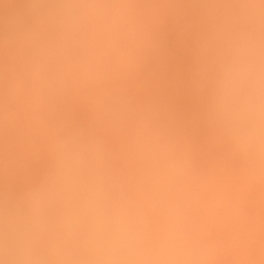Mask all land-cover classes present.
Returning a JSON list of instances; mask_svg holds the SVG:
<instances>
[{
  "label": "rangeland",
  "instance_id": "rangeland-1",
  "mask_svg": "<svg viewBox=\"0 0 264 264\" xmlns=\"http://www.w3.org/2000/svg\"><path fill=\"white\" fill-rule=\"evenodd\" d=\"M14 1H16V0H14ZM18 1V0H17ZM17 1H16V3H17ZM22 1V0H21ZM25 1V2H24ZM24 1H22L23 3H21V2H18L17 4H18V6H17V4H15L14 6H17V9H19L18 11H16V10H14V11H16V14H17V12H18V17L20 18H16L17 17V15L15 14V12L14 11H12V9H9L10 11H12V12H10L9 10H8V12L7 13H12V14H9V18L7 17L8 15H7V13H5L4 14V16L5 17H7V18H5L4 19V17H3V13L5 12L3 9H1L0 8V17L2 16L3 17V20H2V17L0 18V20L3 22L4 20H11L12 18V21L14 20V22H15V20H16V22H17V20L18 21H21V20H26V19H28L29 17L28 16H26L27 14L26 13H29V16H31V14H32V12H33V9L32 8H34V6H35V8L36 9H38L39 10V13H40V11H41V15H43V18L45 17V16H47L46 17V20H48L49 18L51 19V21H48V22H51V23H49V25H48V27L47 28H49V26L51 25L52 26V24H54L53 22H55V26L57 27L58 25L56 24V22L59 24V26L57 27L58 28V31H57V29H55V30H53V28H56V27H54V25L52 26V27H50V29L49 30H53V31H55V33H53V31H50V37H51V39H53L52 41H51V39H49V36H45V35H48L49 34V32L47 31V29H46V31L45 32H43L45 29H43V33H40L39 35H40V37H35L34 39L36 40V38L37 39H39V41L38 40H34L33 39V42L34 43H37V45H39V44H42V42H43V45L45 46V48L46 49H42L41 48V50H43V52H42V54H41V52H38L39 54L37 55V54H34V56L32 55L31 56V59H33L34 60V58L33 57H35L36 59L38 58V59H42V61L41 60H38L37 59V61H36V59H35V61L37 62V64L38 63H42L41 64V66H40V64L38 65V67L37 66H35L34 68V70H37L38 68L39 69H41V71L40 70H37V72L35 71V72H32V73H34L33 75L31 74V71H33L32 70V68L30 67L31 65H32V63H30V61L29 62H27L26 63V61L22 58V60L23 61H25V63L23 64V66H24V72H22L23 73V75H22V73L20 72V74H18V76H17V73L18 72H14V69L18 66V64L17 63H19L20 61H18V59H16L15 60V62L16 63H12V62H10L11 63V65L10 64H7V61H8V57H7V54L9 53V51L8 50H4L5 48H3V44L1 45V47H2V49L0 48V50H1V52H0V59L2 60L0 63H1V65H0V90H1V92H3V93H1L0 92V98H1V96L4 98H6V96H7V98H6V100H3V98H1L0 99V101H6V102H8L6 105H7V107L9 106H11L9 109L10 110H13V111H15L16 109V111L17 112H15V113H18V109H19V106H22V107H20V110H23L24 112H21L20 111V113H19V115L20 114H22L23 113V115H25L26 114V116L29 118V116H30V118L29 119H31V122H30V120L29 119H27V117L26 116H24L26 119H22V118H24L23 117V115L21 116L22 118V120L24 121L25 120V123L21 120L20 122L18 121V118H20L17 114H15V115H13L12 113H10L11 114V117L10 116H8V112H6L7 113V115H3L4 113H3V109H0V112H1V110H2V112L0 113V115H3V116H1L0 117V142L2 141L3 143H0V183L2 184H0V187H3L4 186V189L5 190H3V188L1 189L0 188V238L1 239H3L4 238V236H7L8 235V237H10V234H11V237H17V236H25V237H28V238H31V237H34V236H36L37 234H38V232H39V230H37V229H47V230H50L52 227V225L54 226V224H55V222L60 218L59 216H61L66 210H67V208L69 209V208H71V207H73V205H75L76 207L77 206H80L83 202L85 203V201H86V203H87V198H84V196H85V192H89V194H90V192H91V195H92V193L95 191V190H97L98 188H103L104 190H106V191H108V193H109V195L111 194V195H114V196H117L118 198H121V199H123V200H125V201H134L137 205H138V207H139V210L142 208L144 211H146L145 213L143 212L142 214H141V212L143 211L142 209V211L140 212V217H142L141 215H143L144 217H142V218H140V219H143V223H144V225L146 226V230H147V243H148V245H149V247H151L152 249H153V251L156 253V255L153 257V259L151 260V262H150V264H185V261H184V258H183V255H182V253L184 252V250L188 247V246H194L195 248H197L198 250H199V252L201 253V255H200V258H199V260L197 261V264H264V231H257L258 229H261V227H259V226H261V224H263L264 223V209L262 208V207H264L263 205H264V195L262 196L261 194H264V185H263V187H262V184H263V182L262 181H264L263 179H264V177L262 178L261 177V173L260 172H264V170H262L261 171V162H263L264 161V159L262 160V159H259V160H261V161H259L257 158V160H255L254 159V157H258L255 153H253V152H251V151H246L245 152V150H243L242 148H240V147H238L237 145H236V143L234 142V140L232 139V137L228 134V132L226 131V122L224 123V121L225 120H223L224 118H223V116H221V113L223 114V112H222V110L223 109H221V113H220V115H218L219 114V112H220V110H219V108L221 107H223V102H217L216 100L214 101V97H217V95H222V92H221V90L219 91V88L221 87V85H220V87L218 88V87H215V86H217V81H219L220 79H221V77L220 78H216V76L217 77H219V75H220V73H219V71H218V67H222V68H219V69H223V66L222 65H224V64H219L218 65V63L220 62V61H223V62H225L226 63V59H228L231 55H232V51H233V44L232 43H234V40L236 39V36L238 35V34H240L241 32H247V31H249L251 28H252V30L253 31H256L257 33H261V35H264V28H261V27H259L260 25H258V24H260L259 22V19H257V21H256V19L254 20V19H251L250 21H249V19H250V17H248L247 16V14H245V13H247V11H245L246 10V5H248V4H256V2L258 1V0H244V1H242V0H227L228 2H225V0H207V1H202V0H200V2H199V0H182V2H181V0H162V1H164L163 3H161L162 1L161 0H155V2H154V0L152 1V0H139V3L140 2H143L144 1V3H137L138 5H140V6H138L137 4H136V6H135V3L136 2H134V6L132 5V3H133V1H135V0H105V2L102 0H97V2L96 1H94V0H86V2H85V0H64V2H63V0H56V1H53V0H32L33 2H31V0L29 1V0H24ZM36 3H35V2ZM42 1V2H41ZM53 1V2H52ZM59 1H60V3H61V5L63 4V7L61 8V5H57V4H59ZM67 1V2H66ZM83 1V2H82ZM91 1V2H90ZM109 1V2H108ZM111 1H113V2H118V3H113V2H111ZM137 1V0H136ZM150 1H152V3L150 2ZM189 1H191L190 3H189ZM240 3H239V2ZM251 1V2H250ZM31 2V3H30ZM38 2V3H37ZM41 2V3H40ZM51 2V3H50ZM69 2L72 4V5H82L81 7H79V10H78V8L77 9H73L72 11H71V17L72 18H69L70 17V14H69V17H68V14L67 13H70L69 11H67L66 10V8H65V6L66 5H69ZM79 2V3H78ZM87 2H89V3H87ZM92 2H94V3H92ZM95 2L97 3V4H95ZM100 2H102V3H100ZM132 2V3H131ZM145 2H148L149 4L151 3V6H149V4L148 3H145ZM156 2H158V3H156ZM159 2L162 4V7H161V5L159 4ZM195 2H196V4H197V2H198V5H196L195 6ZM248 2V3H247ZM27 3H29V4H27ZM42 3H44V5L42 4ZM65 3V4H64ZM105 3V4H104ZM107 3V4H106ZM109 3H110V6H109ZM113 5H112V4ZM166 3V4H165ZM167 3H168V5H167ZM200 3H206L205 5H201ZM221 3H222V5H221ZM224 3H226L227 5L226 6H228V7H230V8H227L226 9V6H224ZM230 3H232L233 4V6L230 4ZM239 3V4H238ZM259 4H260V0H259V2H258ZM257 3V4H258ZM23 4V5H22ZM33 4H35L34 6H33ZM41 4H42V6L43 7H41ZM47 4H50V8H51V10L53 11V10H55V11H53V13H52V11L50 10V8H48L47 9ZM56 6H55V5ZM84 4V5H83ZM96 6H95V5ZM102 4H104V5H102ZM122 4V5H121ZM124 4V5H123ZM145 4V5H144ZM148 4V5H147ZM157 5V7L155 6V5ZM174 4V5H173ZM188 4V5H187ZM194 4V5H193ZM230 4V5H229ZM29 5V6H28ZM37 5H39V7L37 6ZM53 5V6H52ZM89 5H91V7L89 6ZM121 5V6H120ZM141 5H143V6H141ZM146 5L147 6H149V7H147L146 9L145 8H143V9H140V8H142V7H146ZM180 7H179V6ZM202 7H201V6ZM218 5V6H217ZM239 5V6H238ZM243 5V6H242ZM23 6V7H22ZM55 6V7H54ZM86 6V7H85ZM119 6V7H118ZM152 6H153V8L154 7H156L155 9H156V11L154 12L153 10L154 9H152ZM168 6V8H166ZM173 6H175V7H173ZM187 6H188V9L187 10H190L191 11V13H193V14H190V11H187L186 10V8H187ZM191 6V7H190ZM192 6H194V7H192ZM219 6H220V8L222 7V9L220 10V8H219ZM28 7V8H27ZM29 7L31 8V9H29ZM46 7V9L48 10L47 12H44V8ZM53 7V8H52ZM94 7V8H93ZM116 7V8H115ZM123 7V8H122ZM137 7V8H136ZM162 9H161V8ZM177 7V8H176ZM206 7V8H205ZM233 7V8H232ZM57 8V9H56ZM88 8H90V9H87ZM95 8H96V10L97 9H99V10H97V12H100V13H97L96 12V10H95ZM106 8V9H105ZM118 8V9H117ZM120 8V9H119ZM122 8V9H121ZM127 10H126V9ZM134 8V9H133ZM159 8V9H158ZM193 8H195V10H193ZM201 8V9H200ZM204 8V9H203ZM225 8V9H224ZM238 8V9H237ZM22 10V13L20 12L21 10ZM27 9H29L28 11H31L32 10V12H28L27 11ZM92 9H94L93 11H91ZM101 9V10H100ZM103 9H104V11H103ZM110 9H112L113 10V12L110 10ZM137 9V10H136ZM138 9H139V11H138ZM149 9H152V10H149ZM161 9V10H160ZM167 10V12H166V10ZM169 9V10H168ZM174 9V10H173ZM207 9V10H206ZM223 9H224V13L223 14H225V16H226V14H228V12H229V14L231 15H229L230 16V18H228V17H225L224 15L222 16V13L221 12H223ZM230 9V10H229ZM233 9H234V12H237V13H234V12H232L233 11ZM239 9H242V10H240L242 13H243V15L241 14V12L239 11ZM2 10V11H1ZM25 10V11H24ZM56 10H57V13H54V12H56ZM60 10V11H59ZM66 10V11H65ZM84 10V11H83ZM90 10V11H89ZM120 10H122V11H120ZM136 10V11H135ZM149 11V13L148 12H146V11ZM159 10V11H158ZM173 10V11H172ZM175 10H177V11H175ZM205 10V11H204ZM226 10V11H225ZM238 10V11H237ZM44 13H43V12ZM46 11V10H45ZM50 11V12H49ZM64 11V12H63ZM79 11V12H78ZM87 11V12H86ZM95 11V12H94ZM123 11H125V12H123ZM142 11H145V12H143L144 13V15L143 16H141V14H143L142 13ZM150 11H152V13L150 12ZM161 11V12H160ZM172 11V12H171ZM183 13H182V12ZM185 11V12H184ZM196 11V12H195ZM210 11V12H209ZM228 11V12H227ZM14 12V13H13ZM60 12V13H59ZM78 12V13H77ZM83 12V13H82ZM90 12V13H89ZM92 12V13H91ZM116 12V13H115ZM121 12V13H120ZM123 12V13H122ZM130 12V13H129ZM137 12V13H136ZM177 12V13H176ZM189 12V14H188V16L189 17H184V21H186L185 23H184V21L183 22H181L183 19H181V18H179V17H182L183 18V16H185V14L184 13H188ZM208 12V13H207ZM240 12V13H239ZM21 13V14H20ZM24 13H25V15H24ZM31 13V14H30ZM45 13H49V15L47 14H45ZM51 13V14H50ZM74 13H76V15H74ZM104 13V14H103ZM110 13H113V15H111ZM133 13V14H132ZM134 13H136L135 15H136V17H137V19H136V17H135V15H134ZM145 13H148V15H150L151 17H149L148 15H146V18H148V23L147 22H145V20H146V18L144 17L145 16ZM154 13H156V14H154ZM157 13H159V14H157ZM172 13V14H171ZM54 15V17H52L53 15ZM64 14V15H63ZM96 16V18L94 17V15ZM103 14V15H102ZM107 14V15H106ZM118 14V15H117ZM120 14H122L123 15V17L124 18H126V19H124V23L123 24H120V22H122V15H120ZM125 14V15H124ZM133 16H132V15ZM154 14V15H153ZM169 14V15H168ZM184 14V15H183ZM204 14V15H203ZM209 14V15H208ZM235 14H237L238 15V17L240 18H236V16H234ZM241 14V15H240ZM52 15V16H51ZM59 15V16H58ZM78 15V16H77ZM130 15H131V17H130ZM137 15H139V16H137ZM157 15H159V16H157ZM165 15H166V17H165ZM174 15H175V17H174ZM202 15V16H201ZM205 15H207L206 17H205ZM220 15H221V17L222 18H220ZM232 15H233V17H232ZM244 15H246L245 17H244ZM14 16H15V18H14ZM23 16V17H22ZM33 16V15H32ZM57 16V17H56ZM64 16H66L67 18H65ZM75 16V17H74ZM91 16V17H90ZM98 16H99V18H98ZM103 16V17H102ZM113 16V17H112ZM126 16V17H125ZM129 16V17H128ZM155 18H154V17ZM167 16H169V17H167ZM12 17V18H11ZM25 17V18H24ZM26 17H28V18H26ZM52 17V18H51ZM64 19L65 18V22L66 23H64L63 21L64 20H61L62 18ZM76 17H77V19H76ZM106 17V18H105ZM115 17V18H114ZM119 17V18H118ZM138 17H140V19H141V17L142 18H144L145 20H144V22H145V25L147 26V27H151V25H152V28H150V30H151V32H149V29L144 25V22H143V20L141 19V21H140V19L138 18ZM160 19V18H162L161 19V21L160 20H158V18ZM193 17V18H192ZM60 18V19H59ZM75 18V19H74ZM94 20H93V19ZM110 18V19H109ZM134 18L139 22V24H138V22L136 21H133L134 20ZM150 18H153V19H157L158 20V22H159V25L161 26V29H160V26L158 25V22L157 23H155V20H153V21H151V19ZM166 18V19H165ZM203 19V22H202V19ZM208 18H211V20L212 21H214V22H216L215 24H214V22L212 23H210V21L211 20H209ZM226 19L225 21H223L222 22V20L223 19ZM237 20H236V19ZM242 18H244V19H242ZM49 19V20H50ZM55 19V20H54ZM71 19V20H70ZM74 19V20H73ZM81 19V20H80ZM92 19V20H91ZM106 19H108V20H106ZM116 21H115V20ZM122 19V20H121ZM129 19V20H128ZM132 19V20H131ZM139 19V20H138ZM174 19V20H173ZM181 19V20H180ZM186 19V20H185ZM194 19H196V20H198V22L196 21V20H194ZM200 19V20H199ZM222 19V20H221ZM235 19V20H234ZM242 19V20H241ZM7 20L5 21V22H7ZM66 20H68V21H66ZM97 20V21H96ZM106 22H105V21ZM118 20V21H117ZM130 21V22H132V23H128V22H126V21ZM162 20L164 21V23H162ZM166 20H167V22H166ZM194 20V21H193ZM206 20H209V23L208 22H206ZM235 22H234V21ZM69 21H72L71 23L69 22ZM96 21V22H95ZM149 21H151V23L149 22ZM170 21H172V23L170 22ZM175 21H176V23H175ZM192 21V22H191ZM196 21V22H195ZM240 21V22H239ZM243 21V22H242ZM255 23H253V22ZM2 22H0V25L1 26H3L5 23H3L2 24ZM13 22V23H14ZM63 22V23H62ZM68 22V23H67ZM103 22H105V23H107V24H104ZM115 22V23H114ZM119 22V23H118ZM143 23V24H140V23ZM153 22L155 23L154 25H155V27L158 29V31H157V29L156 30H154L155 29V27H154V25H153ZM191 22V23H190ZM195 22V23H194ZM205 22H206V25H205ZM225 22V23H224ZM228 22V23H227ZM237 22H239L240 24H238ZM249 23V24H245V23ZM19 23V22H18ZM61 23H62V25H61ZM80 23V24H79ZM92 23V24H91ZM99 23H101V24H99ZM181 23V24H180ZM186 25H184V24ZM188 23V24H187ZM227 23V26L226 25H224V24H226ZM77 24V26L78 27H76V26H73V25H76ZM98 24V25H97ZM104 24V25H103ZM119 26H121V27H119L118 28V25ZM124 24H129V25H126V27H125V25ZM171 24V25H170ZM178 24H180V25H178ZM183 24V25H182ZM197 24V25H196ZM199 24H202V25H199ZM210 26H212L213 24L216 26V27H214V26H212V27H210ZM212 24V25H211ZM216 24H218V25H216ZM228 24H230V26L228 25ZM235 26H234V25ZM244 24H245V26H244ZM253 24H254V26H253ZM7 25V24H6ZM65 25V26H64ZM81 25V26H80ZM97 25V26H96ZM100 25V26H99ZM124 25V26H123ZM165 25V26H164ZM170 25V26H169ZM172 25H174V26H172ZM188 25H190L191 26V28L188 26ZM221 27H220V26ZM248 27H247V26ZM1 26H0V30L2 29L3 31L5 30V27H2L1 28ZM68 26V27H67ZM80 26V27H79ZM87 26H89V29H88V27ZM107 28H106V27ZM112 26H114V27H112ZM130 26V27H129ZM137 26H139V27H137ZM145 26V27H144ZM159 26V27H158ZM182 26V27H181ZM201 28H200V27ZM203 26V27H202ZM205 26V27H204ZM207 26V27H206ZM220 28H219V27ZM241 26H244V29H243V27H241ZM256 26V27H255ZM64 27V28H63ZM75 27V28H74ZM82 27V28H81ZM93 27V28H92ZM97 27V28H96ZM110 27V28H109ZM123 27V28H122ZM127 27H129L128 28V34H127V32H126V30H127ZM133 27V28H132ZM137 27V28H136ZM177 27H179L180 29H181V31L179 30V28H178V31H176V29L175 28H177ZM186 28V34H184L185 33V31H184V29ZM194 27V28H193ZM199 27V28H198ZM208 27H210V29L208 28ZM251 27V28H250ZM4 28V29H3ZM72 28H74V29H72ZM76 28H78V29H76ZM79 28L80 29H82V30H79ZM91 28V29H90ZM99 28V29H98ZM102 28H104V29H102ZM109 28V29H108ZM139 28H140V31L141 30H143L144 28H146L145 30L147 31H145V30H143L142 32H144V33H141L140 31H138L139 30ZM143 28V29H142ZM163 28V29H162ZM165 28V29H164ZM170 28V29H169ZM174 28V29H173ZM183 28V29H182ZM190 28V29H189ZM199 29V31H198V29ZM206 28V31L204 30ZM212 28H214V29H212ZM217 28V29H216ZM219 28V29H218ZM221 28H223V30L224 31H226L225 33L227 34H225V33H223V31H222V33L220 32L222 29ZM234 28V29H233ZM241 28V29H240ZM250 28V29H249ZM260 28V29H259ZM60 29H61V31H60ZM67 29V30H66ZM93 29H95V30H93ZM106 29V30H105ZM117 29V30H116ZM119 29H122L123 31H120ZM124 29H126V30H124ZM134 29H138L137 30V34H135L136 32V30L134 31ZM202 31H201V30ZM213 31H212V30ZM232 29H233V31H232ZM235 29H237V30H235ZM259 29V30H258ZM262 29V30H261ZM0 31L1 32V36L3 35V31ZM63 30H65V33H63L62 31ZM78 31V32H74L75 33V36H74V33L73 32H71L70 33V31ZM87 30H90V31H87ZM105 30V31H104ZM112 32H110V31ZM162 30H164V31H162ZM187 30H189V31H187ZM192 30H194V31H192ZM196 30L198 31V34H197V32H196ZM215 30H219L218 31V33L215 31ZM246 30V31H245ZM69 33H68V32ZM94 31V32H93ZM96 31L98 32V34L96 33ZM117 31V32H116ZM120 32V34L118 35L117 33H119ZM126 33H125V32ZM156 31V32H155ZM167 31V32H166ZM193 33H192V32ZM238 31V32H237ZM46 32L48 33V34H46ZM58 32V33H57ZM60 32H61V34L62 35H60ZM79 32H80V34H79ZM105 32V33H104ZM121 32H124L123 34L121 33ZM135 32V33H134ZM139 32V33H138ZM148 32H149V34H148ZM152 32H154L153 34H152ZM159 32V33H158ZM164 32V33H163ZM175 32H176V34H175ZM190 32V33H189ZM210 32H216V34L217 35H219L220 37H221V39H220V37L218 36H216V35H212V33H210ZM228 32V33H227ZM240 32V33H239ZM53 34V37L51 36L52 34ZM84 33V34H83ZM94 34V33H96V34H94V36L92 35V34ZM111 33V34H110ZM150 33H151V35H150ZM179 33V34H178ZM201 33L204 35H201ZM208 33V34H207ZM209 33H210V35H209ZM213 33V34H214ZM263 33V34H262ZM4 34H5V32H4ZM41 34H44V36L43 35H41ZM63 34H65V35H67V36H65L64 37V35ZM69 34H70V36H69ZM79 34V35H78ZM102 34H103V36H102ZM126 34H127V36H126ZM139 34V35H138ZM143 35V37H142V35ZM145 34V35H144ZM154 34H155V36H154ZM157 34V35H156ZM161 34H163V35H161ZM171 34L173 35V36H171ZM190 34V35H189ZM54 35H56V37L54 36ZM110 35H111V37H112V35H113V38H110ZM121 35H124L123 37H121ZM137 37H136V36ZM149 36V37H146V36ZM166 35V36H165ZM185 36V37H182V39H181V36ZM203 38V37H205V38H203V39H201V37ZM224 37H226V38H224ZM232 35H234V36H232ZM1 36H0V41H2V39L3 38H1ZM41 36H43V37H41ZM61 36H63V37H61ZM80 36V37H79ZM90 36V37H89ZM93 36V37H92ZM131 36V37H130ZM134 36H135V38L136 39H141V38H143V39H141L142 41H141V43L139 42V44H138V40H136L137 41V43H135L133 40L135 39L134 38ZM139 36V37H138ZM140 36H141V38H140ZM162 37V38H159V37ZM180 36V39L178 38ZM195 36V37H194ZM197 36V37H196ZM213 36V37H212ZM215 36V37H214ZM228 36V37H227ZM230 36V37H229ZM45 37H47V42L45 41ZM76 37H78V38H76ZM99 37H101V39L99 38ZM105 37H107L106 39H104ZM151 37V38H150ZM173 37L175 38H177L178 39V41L176 40V38H175V41H176V44H175V48L177 47H180L181 49H180V51H182L183 49H185V48H182V46L184 47V45L186 44V42L187 41H189V42H187V43H193L194 44V46H195V44H196V46H199V47H195V49L196 48H198V49H196L195 51H196V57H195V55H193L192 57L194 58H190V59H192V64L193 65H190V67L192 66V67H194L193 69H192V67L189 69V65H187V67H184L185 68V70H184V68L182 67V66H184V65H182V62L184 63V61L182 60L183 59V57L182 56H184L185 55V53H184V55H182V52L179 54L178 53V50H175V52L176 53H178V54H176L175 53V56L176 55H178L177 56V59L178 58H180L181 59V57H182V62L181 61H179L180 63H181V70L183 69V72L179 69H177V71H181L180 72V74L176 71V73H174V75H170V74H172L171 73V70L169 69V71H167L165 68L163 69V67H160V66H166L165 65V63H160V61H158V58L159 57H154V55L156 54V52L158 53L159 52V50L158 49H160L159 47H162L163 48V46H164V49L166 48L165 47V45L166 46H169V43L168 42H171L172 44H174L172 41H174V39H173ZM216 37H217V39H216ZM16 39H17V37H15ZM42 40H41V39ZM69 40H68V39ZM83 38H84V40H83ZM93 38V39H92ZM103 38V39H102ZM108 38H110V39H108ZM119 38H121V41L119 40ZM127 38V39H126ZM171 38V39H170ZM189 38V39H188ZM193 38H195V39H193ZM218 38L220 39V42H219V40H218ZM230 38V39H229ZM63 39V40H62ZM75 41H74V40ZM78 39V40H77ZM86 39H87V41H86ZM88 39H90L91 41H89ZM95 39H97V42L95 41ZM112 39V40H111ZM149 39V40H148ZM173 39V40H172ZM191 39V40H190ZM197 39H198V41H197ZM208 39V40H207ZM232 39H234V40H232ZM18 40V39H17ZM82 40V41H81ZM94 40V41H93ZM102 41V42H100V41ZM104 40V41H103ZM114 40V41H113ZM118 40V41H117ZM147 40V41H146ZM179 40H181L180 42H179ZM193 40V41H192ZM199 43L200 42V45L199 44H197L196 43V41ZM209 40H210V42H209ZM214 40H216V41H214ZM222 40V41H221ZM230 40H232V41H230ZM15 41L16 40H14V38H12V40L10 41L9 40V42H11V44H12V42H14V44H15ZM38 41V42H37ZM41 41V42H40ZM56 41H58V43L56 42ZM65 41V42H64ZM68 41V42H67ZM73 41V42H72ZM85 41V42H84ZM95 43H93V42ZM110 41V42H109ZM122 41H123V43H122ZM124 41H125V45H124ZM132 41H133V43L134 44H130V43H132ZM190 41H192V42H190ZM203 41V42H202ZM214 41V42H213ZM40 42V43H39ZM50 42H52L51 43V45H50ZM71 44H70V43ZM81 42V43H80ZM90 42V43H89ZM105 42V43H104ZM129 42V43H128ZM148 42V43H147ZM159 42H164V44H162V43H160L159 45H158V43ZM184 42V43H183ZM209 42V43H208ZM225 42V43H224ZM226 42H227V44L230 46H227V45H225L226 44ZM6 43H7V41H6ZM17 43H18V45H19V43H20V45H21V42H19V41H17ZM39 43V44H38ZM44 43H46L47 44V47H46V44H44ZM49 43V44H48ZM57 43V44H56ZM60 43V44H59ZM65 43V44H64ZM75 43H76V45H77V47H76V45H75ZM87 45H86V44ZM94 44L95 45V49L94 48H91L92 46L94 47V45H89V44ZM96 43H98L97 45H96ZM101 43H103L102 45H101ZM107 43H108V45H107ZM122 43V44H121ZM204 43H206V44H204ZM5 44V43H4ZM55 44V46H53ZM74 44V45H73ZM82 44V45H81ZM113 44V45H112ZM137 44H138V48L136 47L137 46ZM144 44H146V45H144ZM182 44V45H181ZM203 44V45H202ZM8 46H11L10 45V43H8L7 44ZM17 45V46H18ZM20 45H19V47H20ZM65 45H66V47H65ZM68 45V46H67ZM70 45V46H69ZM90 47H89V46ZM101 45V46H100ZM120 45V46H119ZM126 45H128V46H126ZM129 45H131V46H129ZM139 45H141L140 47H139ZM150 45V46H149ZM153 45V46H152ZM178 45H180V46H178ZM205 45V46H204ZM211 45V46H210ZM216 45H219V46H217L216 47ZM221 45V46H220ZM15 46H16V44H15ZM42 46V45H41ZM44 46H42V47H44ZM48 46H53V47H55V48H53V50H51L52 48L51 47H48ZM102 46H104V48L102 47ZM113 47V49L112 48H110V47ZM117 46H119L118 48H120V49H118L117 48ZM121 46H122V48H121ZM127 48H125V47ZM145 46H146V48H145ZM152 46V47H151ZM158 47V49H157V47ZM173 45H171L170 47H172ZM5 47V46H4ZM35 47V46H34ZM37 47V46H36ZM39 47H40V45H39ZM39 47H37V48H39ZM64 47H65V49H64ZM75 47V48H74ZM81 47V48H80ZM124 47V48H123ZM134 47V48H133ZM143 47V48H142ZM149 47H150V49L152 50L153 49V47H156V51L153 49L151 52H149ZM204 47H206V50L204 49ZM214 47H216V48H214ZM221 47V48H220ZM224 47V49H222ZM47 48H50L49 50L47 49ZM61 50H60V49ZM74 48V49H73ZM85 48V49H84ZM90 48H91V50H90ZM117 48V49H116ZM169 48V47H168ZM167 48V49H168ZM176 48V49H177ZM209 48V49H208ZM211 48H213L214 50H212ZM228 48H230V50L228 49ZM232 48V49H231ZM9 49H11V48H9ZM56 50V52H55V50ZM58 49H59V51H58ZM68 49V50H67ZM81 50V51H79V50ZM130 51H129V50ZM137 49L138 50H141V51H137ZM166 49V50H167ZM203 51H201V50ZM222 49V50H221ZM225 49H227V53H226V50ZM2 50H4V53H2ZM48 50V51H47ZM70 50L71 51H74L75 50V52H70ZM100 50V51H99ZM102 50V51H101ZM115 50V51H114ZM129 53H126V51ZM132 50H133V52H132ZM148 51L147 53L145 52V51ZM166 50H163V53L164 52H167ZM169 50H170V48L168 49V52H169ZM172 50H174V47H173V49ZM199 50H200V52H199ZM210 50V51H209ZM31 51H33V50H31ZM30 51V52H31ZM38 51V50H37ZM46 51H47V53H48V55H45V53H46ZM87 51V52H86ZM88 51L89 52H91V53H88ZM116 53L115 55H117V56H115L114 55V52ZM125 51V52H124ZM135 51H137L136 53H135ZM208 51V52H207ZM215 51V52H214ZM222 51V52H221ZM225 51V53L226 54H224L223 52ZM36 52V51H35ZM45 52V53H44ZM52 52V53H51ZM65 52V53H64ZM80 54V56L81 55H83V54H85V55H83V57L81 56V60H78V59H80V57H79V54ZM81 52V53H80ZM83 52V53H82ZM85 52V53H84ZM93 52H95L94 53V55H93ZM102 52V53H101ZM107 52H110V53H107ZM113 52V54L111 55V53ZM119 52V53H118ZM123 52V53H122ZM140 52V53H139ZM153 52V53H152ZM170 52H172V51H170ZM174 52V51H173ZM173 52H172V54H170V55H173V58L174 59H176V57H174V54H173ZM199 52V55L197 54ZM205 52V53H204ZM213 52V53H212ZM229 52L231 53V54H229ZM6 53V54H5ZM50 53H51V55H50ZM56 53V54H55ZM58 53H59V55H58ZM67 53V54H66ZM73 53H75V54H73ZM96 53H98V54H96ZM160 53H162L161 51H160ZM162 53V54H163ZM200 53H202L201 55H200ZM204 53V54H203ZM210 53H212V55L214 56H212V55H210ZM216 54V58H215V54ZM2 54H4V55H6V56H3ZM31 54V53H30ZM29 54V55H30ZM63 54V55H62ZM72 54V55H71ZM77 54V55H76ZM89 54V55H88ZM107 54V55H106ZM133 54V55H132ZM139 54V55H138ZM221 56H220V55ZM229 54V55H228ZM9 55V54H8ZM44 55V56H43ZM55 55V56H54ZM67 55V56H66ZM74 55V56H73ZM104 55L105 56H107L106 57V62H107V64H108V66H110L111 65V63H112V61H113V64L114 63H116L117 62V60L118 59H120V58H122L123 59V57L124 56H126L125 58H124V61L123 60H118L119 62H117V65H118V67H116V64H114L113 66L114 67H116V69L114 70V67H113V73L117 70V72H116V74H114L113 75V73L111 74L110 73V71L108 70V69H110V68H106V66H107V64L105 65V62H102L101 60H103V61H105V57H104ZM113 55H114V57H113ZM123 55V56H122ZM135 55V56H134ZM141 55H142V57H141ZM158 55V54H157ZM182 55V56H181ZM208 55V56H207ZM209 55H210V58H209ZM224 55H228V56H224ZM39 56H40V58H39ZM43 56V57H42ZM54 56V57H53ZM65 56V57H64ZM71 56H73L72 58H71ZM85 56H87V57H85ZM99 56V57H98ZM121 56V57H120ZM137 56H139V57H137ZM143 56H150V57H152L153 58V60H155L154 62H153V60H152V62H150L151 61V58H149V57H143ZM161 56V55H160ZM179 56H181V57H179ZM205 56V57H204ZM224 56V57H223ZM2 57H7V58H2ZM47 58V59H44V58ZM69 59H71L72 60V62H71V60H69ZM78 57V58H77ZM117 57H120V58H117ZM133 57V58H132ZM185 57H186V55H185ZM184 57V58H185ZM207 57V59L205 60L204 58H206ZM58 58H59V60H58ZM60 58H61V60H60ZM74 58V59H73ZM75 58H77V60H75ZM95 58V59H94ZM97 58V59H96ZM114 58H115V60H114ZM126 58H127V60H128V62H127V64H124L123 62H125V60H126ZM132 60H131V59ZM140 58H142V59H144L143 61H142V59H140ZM147 58H148V61L150 62V64H149V62L147 63V64H149V66L146 64V63H144V64H138V63H140V62H146L147 61ZM197 58V59H196ZM220 58H221V60H220ZM4 59H6L5 61H4ZM21 59V58H20ZM28 59V58H27ZM30 59V58H29ZM82 59H84V61L82 60ZM89 60L88 61V63H89V65L87 64V60ZM138 59V60H137ZM150 59V60H149ZM174 59H173V61H174ZM177 59L175 60V61H177ZM179 59V60H180ZM189 59V60H190ZM11 59H9V61H10ZM33 60H31L32 62H33ZM49 60V61H48ZM75 60V61H74ZM94 60L96 61V63H94L93 64V62H94ZM126 60V61H127ZM130 60H131V62H130ZM136 60V61H135ZM185 61H187V59H184ZM189 60H188V62H189ZM209 60V61H208ZM216 60V61H215ZM217 60H219L218 62H217ZM23 61H22V63H23ZM34 61V62H35ZM46 61H47V63L48 62H50V64L48 63H46ZM53 63H52V62ZM63 61H64V64H63ZM65 61H68V62H65ZM78 61H83V63L81 62V63H79ZM111 61V63L109 64V62ZM123 61V62H122ZM133 61H134V63H133ZM158 61V62H157ZM191 61V60H190ZM196 61H198V62H200L201 63V65H199L200 63H196ZM33 62V64H35L36 65V63H34ZM131 64H130V63ZM137 62V63H136ZM210 62V63H209ZM3 63L5 64V67H4V69H3ZM29 63V64H28ZM46 63V64H45ZM72 63V67L71 66H68V64L70 65ZM76 63V64H75ZM78 63H79V66H80V68L78 67H74V64H75V66L77 65L78 66ZM99 64V66H97L98 64ZM100 63H104V65H102V64H100ZM121 63H123L122 64V66H121ZM126 63V62H125ZM156 63H158V64H156ZM173 63H175V62H173ZM177 63V62H176ZM206 63V64H205ZM208 63V64H207ZM20 64H21V62H20ZM25 64L26 65H28V67H30V68H26L27 66H25ZM31 64V65H30ZM52 64L53 65H55V67H53V70H51L50 71V69H52ZM59 64V65H58ZM67 66H66V65ZM90 64H91V66H94V67H91L90 66ZM154 64L156 65V67L158 66L159 67V69H157L155 66H154ZM159 64H162V65H160L159 66ZM164 64V65H163ZM178 64V63H177ZM177 64H174L175 66L177 65ZM185 64V63H184ZM198 66H197V65ZM210 64H214L213 66L215 67V70H214V67H212V65L210 66ZM13 65L14 66H16V67H14V69H13ZM49 65V66H48ZM64 67H63V66ZM82 65V66H81ZM85 65V66H84ZM95 65H96V67H98V68H96L95 67ZM104 67L105 66V68H103L102 66ZM133 65H136V67L138 68V70H136L137 68L136 67H134ZM139 65V66H138ZM142 65V66H141ZM152 65V66H151ZM8 66H10L13 70H12V72L13 73H10L11 72V70H10V67L8 68ZM23 66H22V70H23ZM40 66V67H39ZM43 66V67H42ZM48 66V67H47ZM127 66H129V67H127ZM178 67L180 66L179 64L177 65ZM197 66V67H196ZM206 66V67H205ZM218 66V67H217ZM21 67V66H20ZM37 67V68H36ZM50 67V68H49ZM66 67H67V69H66ZM71 67V69L69 70V68ZM83 67H85V69H83ZM86 67H87V69H86ZM100 67V68H99ZM120 67V68H119ZM121 67H124V69H125V67H127L128 69H125V70H123ZM131 67H133V68H131ZM167 67H168V65H167ZM170 67H173L172 65L170 66ZM6 68V69H5ZM17 68H19V66L17 67ZM59 68H61L60 70H59ZM73 68V69H72ZM90 68V69H89ZM92 68V69H91ZM112 68V67H111ZM151 69L152 68V70L150 71V70H147V69ZM154 68H155V70L157 71H153L154 70ZM162 68V69H161ZM175 68V67H174ZM173 68V69H174ZM186 68H188V69H186ZM198 68V69H197ZM201 68V69H200ZM202 68H204V69H202ZM210 68H211V70H210ZM25 69H28V70H25ZM30 69V70H29ZM45 69H47L46 70V72L44 71ZM54 69H56L55 70V74L54 73H52L53 71H54ZM58 69V70H57ZM79 69V70H78ZM93 69H96L95 71H93ZM102 69H105V70H108L107 71V74H106V71H104L103 70V72L101 71ZM121 69V70H120ZM129 69H131V71H133V72H131ZM201 71H200V70ZM208 69V71L211 73H209V72H207L206 70ZM2 70H5V71H2ZM7 70H10L9 72H7ZM16 70V69H15ZM20 70V69H19ZM18 69H17V71H19ZM66 70V71H65ZM74 70V71H73ZM76 70V71H75ZM81 70V71H80ZM84 70V71H83ZM87 70H89L90 71V73L91 74H93V79L95 78V81L92 79L91 80V78H89V77H92L91 75H89V73H88V71ZM97 70L99 71V73L97 72ZM118 70H120L119 72H118ZM141 70V71H140ZM175 70H176V68H175ZM192 70H193V72H192ZM26 71H28V74H26L25 72ZM57 71V72H56ZM60 71V72H59ZM62 71V72H61ZM66 73H65V72ZM72 71H73V73H72ZM78 71H79V73H78ZM93 73H92V72ZM111 71V72H112ZM122 71H124V72H122ZM136 71H140V72H136ZM153 71V73L155 74V75H157V77L153 74V76L154 77H156V79L154 80V78L153 79H151V82H152V80H153V82L151 83V82H147L146 80H149L150 79V77L149 76H152V73H151V75H149L148 76V74L150 73V72H152ZM160 71V72H159ZM166 71V72H165ZM174 70H172V72H173ZM190 71V72H189ZM197 71V72H196ZM207 72L206 74H207V76H205L204 75V73L203 72ZM222 71V70H221ZM220 71V72H221ZM69 72V73H68ZM71 72V73H70ZM77 73V75H76V73ZM82 72H84L86 75H83V74H81ZM88 74H87V73ZM96 73V75H100V76H102V78L104 79V81H103V79L100 77L99 79H96V77L98 78V76H95V73ZM102 72V75L100 74ZM121 72V73H120ZM135 72V73H134ZM145 72H148L147 74H143V73ZM170 72V76H171V79L170 80H174L175 78H181L180 79V81H178V82H175V81H177L178 79H175L174 80V82L175 83H178L179 85L181 84L182 85V87H181V85L179 86V85H175V83L173 84V81H172V85H171V81L169 82V75H168V73ZM186 72V73H185ZM213 72H215V74L213 73ZM15 73V74H14ZM37 73V74H36ZM46 73H48V74H46ZM51 73V74H50ZM63 73V74H62ZM133 73V74H132ZM143 74V77H142V75H141V77H140V74ZM164 73V74H163ZM167 75H166V74ZM192 74V75H189L188 76V74ZM216 73H219V74H217L216 75ZM222 73V72H221ZM5 76H4V75ZM11 74H12V76L14 77H12L11 76ZM29 74H31L32 75V79H30L31 81H32V86L30 85L31 83H30V81H29V77H27ZM53 74V75H52ZM58 74V75H57ZM69 74V75H68ZM105 74V75H104ZM110 74L111 75H113V76H111L110 77ZM122 74L124 75V76H122ZM137 74H139V75H137ZM202 74H203V76H205V77H212L210 80H212L213 81V83L216 81V83H214V84H216V85H214V88H217V92H218V94H216L217 92H215V89L213 88V85H212V83L207 79V78H204V79H202ZM210 74V76H208ZM213 74H214V76H213ZM8 75V76H7ZM16 77H15V76ZM20 75V76H19ZM36 75V76H35ZM39 75H41L40 77H38ZM44 75V76H43ZM45 75H46V77H45ZM48 75H50V76H48ZM83 75L84 77L86 76V77H88L89 79H88V81H87V79L86 78H82L81 76ZM107 75V76H106ZM118 75V76H117ZM120 75V76H119ZM131 75H132V77H131ZM165 76V78H164V76ZM176 75V76H175ZM181 75V76H180ZM183 75V76H182ZM187 77H186V76ZM27 78H25V77ZM30 76V75H29ZM48 76V77H47ZM72 76H75V77H77L76 79H77V81L75 82V78L74 77H72ZM95 76V77H94ZM126 76V77H125ZM129 76V77H128ZM135 76V77H134ZM138 76V77H137ZM167 76V77H166ZM169 76V77H168ZM196 76V77H195ZM199 76H201L200 78H199ZM220 76H222V74L220 75ZM1 77H3V78H1ZM5 77V78H4ZM6 77H8V78H6ZM19 77H22V78H19ZM33 77H34V80H33ZM37 79H36V78ZM42 77V78H41ZM57 77H59V78H56ZM65 77V78H64ZM69 77V78H68ZM124 79H123V78ZM127 77H128V79H127ZM159 77H161L162 79H159L158 80V78ZM174 77V78H173ZM191 77H192V79H195V80H191ZM213 77H214V80H213ZM10 78V79H9ZM13 78V79H12ZM38 78H41V79H38ZM45 78H49V79H45ZM54 78V79H53ZM122 78V79H121ZM134 78V79H133ZM136 78H143L141 81H139V80H136ZM146 78V79H145ZM149 78V79H148ZM196 78L198 79L197 81H196ZM3 79H5V80H3ZM15 79V80H14ZM21 79V81H19ZM24 79H25V81H24ZM36 79V80H35ZM51 79V80H50ZM60 81H59V80ZM64 79H66L67 81H68V84H67V81L65 80L64 81ZM72 79V80H71ZM83 79H84V81H83ZM111 79H112V81H111ZM122 81H121V80ZM125 79H126V81H125ZM130 79V80H129ZM165 79H166V82L168 81L169 83H170V85L173 87H176V89H174V87L173 88H171L170 86H169V88H170V90L172 91H169V92H171L172 93V95H175V96H168V88H167V92L166 91H164V90H166V87H168V86H164V84H165V82H162V80L163 81H165ZM189 80V81H186V82H190V84H194L193 86L192 85H189V87L187 86V83L186 82H184L185 80ZM200 79V80H199ZM202 79V80H201ZM207 79V80H206ZM217 79V80H216ZM7 80H9V82L7 81ZM14 80V81H13ZM18 80V81H17ZM27 80V81H26ZM52 80H54V81H52ZM81 80H82V82H81ZM99 80H100V82H101V84L102 85H104L103 83H106L107 81L109 82V83H111V84H109L108 82V84H109V86H108V84L106 83V86L104 87V89H103V87L101 88L100 87V85H99ZM105 80H107V81H105ZM127 80H129L130 82H131V84L129 83V81L127 82ZM146 82H145V81ZM156 80H157V82H156ZM161 80V81H160ZM182 80H183V82H182ZM206 80V82H204ZM2 81H3V84H2ZM11 81H13V82H11ZM24 83H23V82ZM35 81V82H34ZM39 81V83L38 84H36L37 82ZM42 81V82H41ZM45 81H47V83L45 82ZM56 81V82H55ZM58 81V82H57ZM62 81H64V84L62 83ZM74 81V82H73ZM98 83H97V82ZM125 81V82H124ZM135 81V82H134ZM150 81V80H149ZM155 81V82H154ZM200 81H202V82H200ZM207 81H208V83H210V84H208L207 83ZM9 83V84H11V86L9 85V84H6V83ZM16 82H18L17 84H16ZM20 82H21V84H20ZM27 82H29V83H27ZM44 82V83H43ZM49 82H51V83H49ZM79 82V83H78ZM87 82V83H86ZM93 84H92V83ZM117 82V83H116ZM118 82H120V83H118ZM124 82V83H123ZM160 82H161V84H160ZM167 82V83H168ZM179 82H181V83H179ZM191 82H193V83H191ZM194 82H196V83H194ZM200 82V83H199ZM13 83V84H12ZM23 83V84H22ZM28 85H27V84ZM53 83V84H52ZM58 85H57V84ZM61 84V88H60V84ZM72 83H74V84H77V85H74L73 86V84ZM86 83V84H85ZM91 83V84H90ZM95 83H97V86L98 87H100V88H97L98 89V91L100 90V94L98 93V91H97V89L95 88V86H96V84ZM127 83V84H126ZM132 83H133V85H132ZM136 83V84H135ZM148 83V84H147ZM157 83H159L158 85H157ZM162 83H163V85H162ZM168 83V84H169ZM184 83H186V86H185V84L183 85ZM219 83H220V81H219ZM2 84V85H1ZM6 84V85H5ZM15 84V85H14ZM44 84V85H43ZM79 84L80 85H82V87H83V89H82V87L81 86H79ZM89 84H90V89L94 92V94H95V92H96V94L97 95H94L93 93H91L90 91H88V92H86L87 91V89H89V88H87V85L89 86ZM114 84H116V86H114ZM122 84H124V86H119V85H122ZM132 85V86H134L135 87V85H136V87H138L137 89H133L132 88V86H128V85ZM152 84V85H151ZM154 84V85H153ZM157 85V87H156V85ZM167 84V85H168ZM200 84V85H199ZM18 85V86H17ZM21 85V86H20ZM26 85H27V87L29 88V91H28V88L26 87ZM35 85V86H34ZM39 85V86H38ZM43 87H42V86ZM52 85V86H51ZM66 85V86H65ZM70 85V86H69ZM92 85V86H91ZM119 86V88H118V86ZM127 85V86H126ZM140 85V86H139ZM153 86V87H155L154 89L151 87V86ZM164 86L163 88H162V86ZM195 85L198 87H195ZM208 85H210L209 87H208ZM218 85V86H219ZM5 86V87H4ZM7 86H8V88L10 89V91H8V92H6L7 90L6 89H8L7 88ZM15 86V87H14ZM16 86H17V88H19V89H17L16 88ZM23 86H25L24 88H22ZM30 86H31V89H33L34 90V92H35V94H31V93H34L31 89H30ZM57 86V87H56ZM72 86V87H71ZM85 86V87H84ZM112 86V87H111ZM115 88H114V87ZM141 86H143V88L145 89H140V87ZM148 86V87H147ZM158 86H159V88L161 89H164V90H162V92L164 93H161L160 91H157V90H159V89H157L158 88ZM177 86H179L180 88H178ZM184 86H185V90L186 91H183L184 89ZM191 86L192 87H194V88H191ZM200 86V87H199ZM212 86V87H211ZM21 87V88H20ZM33 87V88H32ZM49 87H50V89H49ZM51 87H53V89L51 88ZM59 87V88H58ZM77 87V88H76ZM93 87V88H92ZM135 87V88H136ZM148 88L147 89V91H148V93H146L145 94V96H143L144 95V93L145 92H147L146 91V88ZM13 88V90H14V88H16L15 89V91H14V93H12L13 92V90L11 91V89ZM35 88V89H34ZM42 88V89H41ZM48 88V90H46ZM65 89V90H63V89ZM69 88H71V89H69ZM80 90H79V89ZM85 88V89H84ZM87 88V89H86ZM96 90H95V89ZM111 88H113V89H115V91H117L116 89H119L118 90V92H117V94L115 93V91L113 90V89H111ZM122 88H123V90H122ZM142 88V87H141ZM151 88V89H150ZM181 88H182V90H181ZM190 89V90H187V89ZM201 88V90H199ZM202 88H203V90H202ZM208 88H209V92H208V94H210V92H212V93H214L213 95H215L216 94V96H213L212 95V98H213V100H212V98L210 97L211 96V94L210 95H208L207 94V92L206 91H208ZM3 89V90H2ZM6 91H5V90ZM22 89H24L23 91H20V90H22ZM54 89H55V91H54ZM60 89V90H59ZM108 89V90H107ZM157 89V90H156ZM181 91H180V90ZM195 89H197V92L198 93H196V90ZM213 89V90H212ZM40 90V91H39ZM42 90H43V93H42ZM52 90H53V92H52ZM62 90V91H61ZM86 90V91H85ZM104 90H107V92L106 91H104ZM113 90V92H111ZM152 90V91H151ZM173 90H175V93H174V91ZM212 90V91H211ZM18 91V92H17ZM31 92L30 94L29 93H27V92ZM40 92L41 93V95L39 94V93H37V92ZM45 91V92H44ZM57 91V92H56ZM63 91H64V93H63ZM102 91H104V93L102 92ZM108 91H110V93L111 94H113V96H114V98H113V100L114 99H116L117 97L119 98V100H118V98H117V100H116V102H118L119 104H122L124 107L128 104V102L131 100V98H132V101H133V103H132V101H130L129 102V104L130 105H127V107L128 106H130V107H132V106H134V108L133 109H135V107H136V105H134V102L136 103L137 102V99H139L138 101H140V102H137L136 104H137V107L136 108H138L139 107V104H140V108L139 109H141V111L140 110H137V109H135V110H133V112H135L136 110V114L137 115H140V117L139 116H137L136 115V117H134L137 121H135L133 118H131V119H133L132 120V122L134 121L135 123H137V125L133 122V124H134V126H132L131 124H132V122H130L129 120H131L130 118L128 119L127 118V120L125 121V120H123V126H124V122H126V124L129 122V126L131 127H133V128H130V127H128V125H126L127 127H123L122 125H121V123H122V118L119 120V122H121V123H115V121H113V120H110V122H108L109 120L107 119V118H105L106 116V114L105 113H108V112H106L107 111V107H106V105L108 106L109 104H107L106 102H108V101H105L106 100V98H108V97H105L106 95H107V93L109 94V95H107V96H109V98H110V93L108 92ZM154 91H155V93H154ZM178 91V92H177ZM183 91V92H182ZM188 91V92H187ZM190 91H192V92H190ZM194 91H195V93H194ZM201 91H203V92H201ZM9 92H11V94H13V96L12 97H18L19 96V94L22 92L23 93V95L25 96V98H27V99H25L22 95L20 96V98L18 97L17 98V101H19V102H21V100H18V99H22L23 100V102L22 103H20V105H18L19 103H16V97L13 99L12 97H9V95L10 94H8ZM15 92H17V93H19V94H17V95H14V94H16ZM71 92H73V94L71 93ZM79 92H80V94H79ZM82 92V93H81ZM86 92V93H85ZM119 92H121V93H119ZM144 92V93H143ZM180 92V93H179ZM187 92V93H186ZM199 92L200 93H202V95L201 94H199ZM7 94V95H5V94ZM57 93H59V94H57ZM62 93V94H61ZM69 93V94H71L70 96H68L67 94ZM85 95H84V94ZM87 93H89L90 95H92V96H90V95H88ZM137 93H138V95H140V96H138L137 95ZM151 93V94H150ZM165 93H167V95H166V98H168V104H169V106L167 107V101L165 102L166 104V106L163 104L164 102L163 101H165V100H167V99H165L164 97H165ZM174 93V94H173ZM184 93H186V94H188L189 93V97H188V95H184L183 97H182V95L184 94ZM190 93H191V97H190ZM219 93H221V94H219ZM27 94V95H26ZM45 94V95H44ZM54 94V95H53ZM106 94V95H105ZM121 94V95H120ZM177 94H179L178 96L180 97V95H181V97H182V99H181V97H180V100L182 101L181 102V104L182 105H180L179 103H180V100H178L179 99V97L177 96ZM196 94V95H195ZM206 94V95H205ZM4 95V96H3ZM33 97H32V96ZM40 95V96H39ZM65 95L68 97V99H67V97L65 98ZM77 95V96H76ZM79 95V96H78ZM80 95H81V98H80ZM84 95V96H83ZM101 95H104V96H102V98L100 97ZM117 95H119V96H117ZM135 95H136V97H135ZM154 95V96H153ZM156 95L157 96H159V97H156ZM164 95V96H163ZM199 95V96H198ZM201 95V96H200ZM207 95L209 96V99H208V97H207ZM28 96V97H27ZM35 96V97H34ZM37 96V97H36ZM43 96H44V98H43ZM51 98L50 99V101H49V97ZM56 96H58L59 97V99L61 98L60 96H64L63 98L64 99H62V101H60ZM73 96H74V99H76V98H78V99H76V100H74L73 99ZM88 96H90V97H88ZM95 97L96 96V98L99 100H97L96 98H94L96 101L94 102V99L92 100V97ZM116 96V97H115ZM122 96V97H121ZM161 96H163V98L161 97ZM220 96H219V98H220ZM23 97V98H22ZM39 97V98H38ZM47 97H48V99H47ZM76 97V98H75ZM87 97H88V100H87ZM104 97V98H103ZM111 97H112V95H111ZM136 98V100L134 99V98ZM150 97V98H149ZM153 97V98H152ZM155 97H156V99H155ZM172 97V98H171ZM176 97H178L177 99H175ZM195 97H197V98H195ZM203 99H202V98ZM4 98V99H5ZM13 100H15V103L16 104H14V101H12V99ZM70 98H71V100H72V103H71V101H69L70 100ZM108 98V100H110ZM121 98V99H120ZM142 98H145L144 100H142ZM160 99L159 101H158V99ZM170 98V99H169ZM200 98H201V101H200ZM218 98V97H217ZM35 99V100H34ZM42 99L44 100V101H42ZM67 99V100H66ZM81 99V100H80ZM84 99H86L85 101H84ZM102 99H105L104 101L102 100ZM123 99V100H122ZM149 100V102H147L148 100ZM151 99H152V101H151ZM162 99H164V100H162ZM172 99H175V101H174V103L173 104H175V102H178L179 101V103H177V104H175V105H173L174 107H172L171 106V103L173 102V100ZM211 99V100H210ZM221 99V98H220ZM219 99V100H220ZM38 100V101H37ZM56 100V101H55ZM58 100V101H57ZM64 100H65V102H64ZM79 102H78V101ZM92 100V101H91ZM102 100V101H101ZM122 100V101H121ZM135 100V101H134ZM156 100V101H155ZM178 100V101H177ZM192 100L194 101V103H192ZM203 100V101H202ZM2 101V102H3ZM24 101H28L27 103H25ZM32 101H34V102H32ZM40 104H38L37 105V102ZM88 101V102H87ZM91 101V102H90ZM115 101V100H114ZM123 101H125V103L123 102ZM151 101V102H150ZM214 103H216V104H218V105H220L221 103H222V106H219V108H218V105H216V104H213V102ZM2 102L0 103V107L2 106ZM5 102V103H6ZM13 102V103H12ZM43 102H45V103H43ZM55 103V105H54V103ZM58 102V103H57ZM59 102H61V104L59 103ZM75 104H74V103ZM98 102H99V104L100 105H97L98 104ZM102 102L104 103V105L102 104ZM110 102V101H109ZM111 102H112V100H111ZM116 102H114V103H116ZM123 102V103H122ZM144 102V103H143ZM163 102V103H162ZM202 103L203 105L204 104H206V106L208 105V103H209V105H211L212 106V104L214 105L213 106V108H215L214 110H216V111H214V113L216 114V117L218 118L219 116H221V118L219 117V119L218 120H216V118H215V120L217 121V122H219V123H217L216 121H214V120H212V119H214V115L213 116H211V113H212V110H213V108L211 107H208L207 108V110L205 109H203V108H206V106L204 105V107H201V106H203L202 104H200V103ZM4 103V102H3ZM4 103V104H5ZM11 105H10V104ZM30 103H31V105H30ZM33 103L35 104V105H37V106H35V108L37 107H39L38 109H40V110H38V109H34V106H33ZM49 103H50V105H49ZM63 103H65V105L63 104ZM67 103V104H66ZM82 103V104H81ZM84 103H86L87 105H85ZM118 103H117V105H118ZM143 103V104H142ZM151 103H153L152 105H151ZM197 103V104H196ZM211 103V104H210ZM12 104H13V106H12ZM27 104V105H26ZM60 104V105H59ZM79 104V105H78ZM91 104H92V107H91ZM94 104H96L95 106H93ZM102 104V105H101ZM110 104H113V103H110ZM124 104H126V105H124ZM133 104V105H132ZM142 104V105H141ZM146 104V105H145ZM148 104H150V106L148 105ZM193 104V105H192ZM15 105V106H14ZM31 107V108H33V109H28L29 108V106ZM61 105H63L62 107H61ZM201 105V106H200ZM4 106V108H5V105H3ZM17 106H18V108H17ZM28 106V107H27ZM42 106V107H41ZM70 106V107H69ZM74 106V107H73ZM89 106V107H88ZM101 106V108H98V107H100ZM103 106H105V108L106 109H104L103 108ZM114 106H115V104H114ZM118 106H120V105H118ZM150 108H149V107ZM193 106H195V108L193 107ZM197 106H199V107H197ZM7 107L5 108V109H7ZM13 107H15V109L13 108ZM23 107H25V108H27V109H25V108H23ZM48 109H46V108ZM69 109H68V108ZM72 107V108H71ZM85 107V108H84ZM130 107H128V112H130V111H132V108H130ZM173 108V110L170 112V110H171V108ZM192 107V108H191ZM201 107V108H200ZM218 108V110H219V112H218V110H217V108ZM11 108H13V109H11ZM63 108V110H61ZM88 108V109H87ZM93 108V109H92ZM115 108H119V107H115ZM126 108V107H125ZM124 108V109H125ZM130 108V109H129ZM143 108V109H142ZM163 108H169V111H164L163 112ZM175 108V109H174ZM210 108V109H209ZM4 109V110H5ZM44 109V110H43ZM46 109V110H45ZM50 109H52V110H50ZM68 109V110H67ZM95 109H97V110H95ZM98 109H101L100 111L98 110ZM116 109V110H117ZM120 109H122V108H120ZM144 109H145V111H144ZM147 109H149V110H147ZM191 109H194V110H191ZM197 111H196V110ZM198 109H200V111L198 110ZM36 110H38L39 112H36ZM41 110H42V112L44 113H42L41 112ZM58 110V111H57ZM66 110V112H63V111H65ZM86 110V111H85ZM103 110V111H102ZM119 110V109H118ZM123 110V109H122ZM165 110V109H164ZM178 111V112H175V111ZM6 111H8V110H6ZM29 111V112H28ZM34 111L36 112V113H34ZM47 112V114H45L46 112ZM52 111H54V112H52ZM69 111V112H68ZM95 111V112H94ZM97 111H99V112H101V113H99V112H97ZM123 111H125V110H123ZM139 111H140V113H139ZM152 111V112H151ZM183 111V112H182ZM192 111H194V112H196V117L198 116V112H200L199 113V115L200 114H202L201 115V118H203V119H201L200 118V116H198L199 117V120H198V117L196 118V117H193V118H195V119H193V118H191V119H188V118H190V117H192V116H194L195 114L194 113H192ZM203 111V112H202ZM206 111V112H205ZM26 112V113H25ZM41 112V113H40ZM57 112H58V114H60L59 115V117H57L58 116V114H57ZM72 112V113H71ZM85 112H87V114L88 115H85L86 113ZM119 112V111H118ZM143 112L145 113V114H143ZM148 112H151V114H149L148 113V115H147V113ZM166 112V113H165ZM172 112L173 113H175L177 116H180V118L181 117H183V118H186L187 116H188V118H186L184 121H183V119L180 121V119H179V117H177L176 115H174V116H172L171 117V115H172ZM180 112V113H179ZM211 112V113H210ZM217 112V113H216ZM5 113V114H6ZM27 113H29V114H27ZM34 113V114H33ZM41 115H40V114ZM66 113V114H65ZM97 113V115H95ZM104 113V114H103ZM120 113H121V110H120ZM143 115H142V114ZM162 113H164L165 115H167V116H165L166 117V119H164L165 117H164V114H162ZM181 114V113H183V115L181 114V115H178V114ZM187 113V114H186ZM205 113H208L207 115L205 114ZM9 114V115H10ZM36 115L35 117L34 116H31V115ZM38 114V115H37ZM50 114V115H49ZM54 114V115H53ZM57 114V115H56ZM64 116H62V115ZM68 114H69V116H68ZM99 114V115H98ZM126 114V113H125ZM124 114V115H125ZM128 114H131L132 116H134L133 115V113L131 112V113H127V115ZM171 114V115H170ZM192 114V115H191ZM16 115H17V122H15L14 123V121H16L14 118H16ZM46 116V117H43V116ZM47 115H48V119H47ZM71 115H73V116H71ZM75 115V116H74ZM91 115H92V117H91ZM94 115H95V117H94ZM100 115H102V116H100ZM108 115V114H107ZM120 115V114H119ZM123 115V116H124ZM144 115H147V116H144ZM186 115V116H185ZM13 116V117H12ZM15 116V117H14ZM50 116H52V117H50ZM89 116H90V118H92V119H90L89 118ZM122 116V115H121ZM120 116V117H121ZM163 118H162V117ZM206 116V117H205ZM209 116H211V117H213V118H211L210 117V119H209ZM4 117V119H2ZM6 117V118H5ZM8 117H10L11 118V120H13L14 119V121H10V118H8ZM33 117V118H32ZM37 117H39V118H37ZM74 117V118H73ZM100 117V118H99ZM124 117H126V116H124ZM129 117V116H128ZM131 117V116H130ZM144 117H145V119H144ZM172 118V120H170L171 118ZM174 117V118H173ZM208 117V119L210 120H208V119H206ZM36 118V119H35ZM85 118H86V121H85ZM99 118V119H98ZM103 118V119H102ZM142 118H143V120H144V122L142 121ZM7 119H8V121H7ZM34 119V120H33ZM37 119H39V120H37ZM45 119V120H44ZM47 119V120H46ZM52 119V120H51ZM60 119H62V120H60ZM88 119V120H87ZM90 119V120H89ZM98 119V120H97ZM105 119L107 120V122H108V125H107V122L105 121ZM123 119H125V118H123ZM141 119V120H140ZM208 120L209 122H210V125H211V122H213L212 124L214 125V127L211 125V127H210V125H209V127L211 128H208V124L206 123V122H203L204 124L206 123V127L202 124V121L203 120ZM40 120H41V122H42V124H40L41 126H38L39 125V123H41L40 122ZM44 120V121H43ZM50 120V121H49ZM57 120H59V121H57ZM69 120V121H68ZM99 120H101V121H99ZM190 120V121H189ZM192 120V121H191ZM194 120H196L195 122H200V123H196V125L197 124H200L201 126L203 125V127H202V131L204 132V135H205V137L206 138H203L202 139V137H204V135H203V132L201 131V134H200V130H201V128L200 127H198V125L196 126L195 125V122H193ZM200 120H202V121H200ZM5 121V122H4ZM39 123H38V122ZM47 121V122H46ZM49 121V122H48ZM56 121V122H55ZM117 121V120H116ZM142 121V122H141ZM186 121H187V123H186ZM191 122V124L189 123V122ZM221 121V122H220ZM20 123V125H21V127H22V129L20 128V127H18V125H19V123ZM35 124H34V123ZM44 122V123H43ZM50 122H54V123H50ZM114 124H113V123ZM139 122H141L142 124H144V125H141V123H139ZM193 122V123H192ZM3 123H4V126H2L3 125ZM11 123H13V124H11ZM16 123H18V124H16ZM21 123H23V124H21ZM27 123H28V126L30 127H28V128H26L27 127ZM31 123V124H30ZM60 123V124H59ZM106 123V124H105ZM110 123V124H109ZM146 123V124H145ZM166 125H165V124ZM10 124L12 125V127L10 126ZM30 124V125H29ZM38 124V125H37ZM47 124V125H46ZM52 124V125H51ZM103 124H105V126L103 125ZM116 124H117V126H116ZM219 125V129L217 128L218 127V125ZM222 124H224V125H222ZM17 125V126H16ZM19 125V126H20ZM23 125V126H22ZM36 125H37V127H36ZM52 127V126H54V127H52V129H50V127ZM120 125V126H119ZM136 125V126H135ZM147 125V126H146ZM196 127H195V126ZM217 127H216V126ZM222 125V126H221ZM7 126V127H6ZM47 127V130H46V128L45 127ZM152 126V127H151ZM163 126V127H162ZM223 126H225V128L223 127ZM5 127V128H4ZM16 127V128H15ZM44 129H43V128ZM56 127V128H55ZM110 127V128H109ZM144 127V128H143ZM148 127H150V128H148ZM191 127H194V128H191ZM206 129H205V128ZM216 127V128H215ZM19 128V129H18ZM36 128H37V131H36ZM42 128V129H41ZM152 128V130L150 131V129ZM197 128V129H196ZM200 128V130H198ZM205 130H204V129ZM214 128V129H213ZM224 130H223V129ZM11 129V130H10ZM18 129V130H17ZM147 129H148V131H147ZM192 130V132L195 134V135H193V133L191 132V130ZM208 129H210V130H208ZM217 129V130H216ZM8 130V131H7ZM13 130V131H12ZM27 130H29L28 132H27ZM50 130L52 131V132H50ZM194 130V131H193ZM196 130H198L199 131V133L196 131ZM3 133H2V132ZM7 133H6V132ZM10 131V132H9ZM20 131V132H19ZM24 131V132H23ZM33 131V132H32ZM45 131V132H44ZM46 131H47V133H46ZM154 131V132H153ZM156 131H161V132H159V134H157L156 133ZM206 131H213V132H210V134H211V136H212V138H210L211 139V143H210V139H207V136H206V134L207 135H209ZM225 131V132H224ZM5 132V133H4ZM14 132H16V133H14ZM23 133V135L24 136H22V133ZM29 132H32L31 133V135L32 136H35V138H37V139H34V137H31V135H29L30 133ZM34 132H35V134H34ZM38 132V133H37ZM135 132H136V134H135ZM178 132H179V135H181V141L180 140H176V138L178 137ZM206 132V133H205ZM14 133V134H13ZM20 133H21V135H20ZM28 133V134H27ZM41 133H42V135H41ZM53 133V134H52ZM187 133H188V136H191V139H190V137H188L187 136ZM214 133V134H213ZM223 133V134H222ZM197 139H195V138H193V136ZM228 134V135H227ZM2 135H3V137H2ZM8 135V136H7ZM10 135V136H9ZM17 135V136H16ZM53 137H52V136ZM162 135V136H161ZM203 135V136H202ZM226 135V136H225ZM7 136V137H6ZM29 136L31 137L30 139H29ZM41 136V137H40ZM47 136V137H46ZM54 136H56V137H54ZM177 136V137H176ZM202 136V137H201ZM2 137V138H1ZM8 137L10 138V139H8ZM23 137H24V140H23ZM41 139H40V138ZM157 137V138H156ZM160 137V138H159ZM185 137V138H184ZM188 137V138H187ZM201 137V138H200ZM210 137V136H209ZM208 137V138H209ZM18 138V139H17ZM42 138H44V139H42ZM46 138H47V140H46ZM56 138V139H55ZM66 138V139H65ZM180 138V137H179ZM200 138V139H199ZM216 138H217V140H218V142H217V140H216ZM14 139V140H13ZM25 139H27V140H25ZM49 139V140H48ZM51 139V140H50ZM155 139V140H154ZM178 139V138H177ZM189 139V140H188ZM195 139V141L194 142H192L193 140ZM13 140V141H12ZM16 140V141H15ZM37 140V141H36ZM46 140V141H45ZM65 140V143L63 142ZM66 140H68V141H66ZM156 140H157V142H156ZM190 142H188V141ZM198 140H200V141H198ZM214 140H216V141H214ZM8 144H6L5 142ZM23 141H24V144H22L23 143ZM27 141H29V142H27ZM36 141V143H34V142ZM176 141H178V142H182V145H180V147L178 146L179 144L177 143V144H175L176 143ZM202 141V146H200L201 144H200V142ZM12 142V143H11ZM37 142H38V144H37ZM49 142V143H48ZM149 142H155V144H153V145H151V143H149ZM188 142L189 143V145H188V143H187V146L185 147V145H186V143ZM207 142V144H205ZM11 143V144H10ZM20 145H19V144ZM43 143V144H42ZM63 143V144H62ZM195 143V144H194ZM197 143V144H196ZM199 143V144H198ZM6 145V146H4V145ZM28 144V145H27ZM33 144V145H32ZM42 144V145H41ZM70 144V145H69ZM172 144H174V147H173V145ZM208 144H211L212 146H214L213 148H212V146H210V148L208 147V146H206V145H208ZM216 146H215V145ZM217 144H218V146H217ZM8 147V148H5V149H3L4 147ZM21 145H23V146H21ZM27 145V146H26ZM38 146V148H36L37 146ZM151 145V146H150ZM169 145V146H168ZM172 145V146H171ZM191 145H193V148L192 149H190L191 148ZM204 145H205V147H207V148H209L208 150H207V148H205L204 147ZM30 146H31V148H30ZM44 146V147H43ZM154 146H156L155 148H153ZM172 147V150L173 149H176V150H178V151H180V152H183V153H185V154H181L180 152H176V151H172V152H170L168 149H170L171 150V148H168V147ZM181 146H182V148L184 149V147H185V149L184 150H182V148H181ZM184 146V147H183ZM13 147V148H12ZM22 147V148H21ZM28 147V148H27ZM48 147V148H47ZM148 147H151L150 149L148 148ZM158 147V148H157ZM176 147V148H175ZM187 147H188V149H190L191 150V152H189V150H187L186 151V149H187ZM205 148L206 149V151H205V149H204V151L205 152H203V154H202V152H201V150H202V148ZM222 147V148H221ZM236 147H237V149H236ZM2 148V149H1ZM10 148V149H9ZM14 148H16V149H14ZM33 148V149H32ZM34 148H35V150H34ZM40 148V149H39ZM7 149V150H6ZM8 149H9V151L10 150H12V152L10 151V154L8 153L9 151H8ZM29 149H31L32 151H30ZM40 151H39V150ZM46 149V150H45ZM72 149V150H71ZM154 149V150H153ZM211 149V150H210ZM213 149H215V150H213ZM218 149H220V150H218ZM224 149V150H223ZM236 149V150H235ZM240 149V150H239ZM5 152H4V151ZM70 150V151H69ZM89 150V151H88ZM156 150V151H155ZM212 151L213 150V152H210V151ZM221 150L223 151V152H221ZM16 151V152H15ZM23 151H24V153H23ZM39 151V152H38ZM45 151H47V152H45ZM52 151V153H50ZM72 151V152H71ZM88 151V152H87ZM157 151H159L158 153H156ZM215 151V152H214ZM219 151V152H218ZM233 151V152H232ZM241 151V152H240ZM28 152V153H27ZM32 152H34L35 153V155H34V153L32 154ZM36 152H38V153H36ZM49 152V153H48ZM70 152V153H69ZM74 152V153H73ZM85 152V153H84ZM188 152V153H187ZM207 152V153H206ZM211 153V155H213V158L212 157H210V155H209V158L211 159L212 158V160L210 161V160H207V159H205V156L206 155H208L209 153ZM225 152V153H224ZM232 152V153H231ZM235 152V153H234ZM240 152V153H239ZM4 153H6V154H4ZM12 153H13V155H12ZM21 155V154H23L22 155V157L21 156H18L19 154ZM42 153V154H41ZM45 153V154H44ZM48 153V154H47ZM76 153V154H75ZM86 153H87V155H86ZM156 153V154H155ZM205 153H206V155H205ZM242 153V154H241ZM4 154V155H3ZM55 154V156H53L52 157V155H54ZM189 155V154H191L190 156H188L187 158H186V155ZM221 154V155H220ZM231 154H232V156H231ZM234 154H236V155H234ZM238 154V155H237ZM250 156H249V155ZM253 154H254V156H253ZM3 155V156H2ZM15 155V156H14ZM28 155L30 156V158H28ZM38 155V156H37ZM68 155V156H67ZM71 155V156H70ZM81 155H86V156H82V158L83 159H80L79 158V156H81ZM203 157H202V156ZM216 155V156H215ZM242 155L244 156V157H242ZM11 156V157H10ZM32 156V157H31ZM42 156V157H41ZM177 156V157H176ZM214 156H215V158H214ZM222 156V157H221ZM224 156V157H223ZM238 156V157H237ZM247 156H249L248 157V160L246 159V157ZM14 157H15V159H14ZM37 157H38V161H37ZM44 157H46V158H44ZM64 157H66V158H64ZM90 157V158H89ZM92 157H94L93 158V160H94V162H93V160H91L92 159ZM227 157H229V158H227ZM235 157H237L236 158V161H238L237 162V164L236 163H234L235 161ZM2 158V159H1ZM19 158V159H18ZM22 158H23V160H22ZM32 158V159H31ZM36 158V159H35ZM64 158V159H63ZM71 158H72V160H71ZM129 158V159H128ZM131 158V159H130ZM179 158V159H178ZM184 158V159H183ZM201 158H203V160L205 161L206 160V162L204 163V162H202V161H200L201 160ZM206 158H208L207 156H206ZM218 158V159H217ZM223 158H224V160H223ZM244 158H245V160H244ZM250 158V159H249ZM259 158V157H258ZM9 159H11V161H9ZM29 159V160H28ZM30 159H31V161H30ZM40 159H41V161H40ZM45 159V160H44ZM67 159V160H66ZM78 161H77V160ZM135 159V160H134ZM150 159H151V161H153V162H150ZM187 159V160H186ZM241 159V160H240ZM251 159H254V160H251ZM16 160V161H15ZM44 160V161H43ZM65 161L64 162V165L62 164L61 165V162L62 161ZM69 160V161H68ZM73 160H75V161H73ZM95 160L97 161V163H95ZM125 160H131V161H129L130 163H128V161H127V163L128 164H130L131 165V163L133 162V160H134V162H133V164H136V169H134V170H132V168H134V167H132L133 166V164H132V166H130V165H128L127 163H126V161ZM223 160V161H222ZM243 160H244V162H243ZM251 160V161H250ZM7 161H9V163L7 162ZM18 161V162H17ZM26 161V162H25ZM27 161H30V163L28 162V164H27ZM47 161V162H46ZM49 161H51V163L53 162V163H55V164H51L50 163V165L52 166H55V167H50L49 166V164H48V162ZM68 161V162H67ZM71 161V163L72 164H70L69 162ZM83 161V162H82ZM207 161L209 162L207 165H206V163H207ZM220 163H219V162ZM231 163H230V162ZM252 161H253V163H252ZM257 161V163L256 164H260V165H256L255 164V162ZM258 161L260 162V163H258ZM4 162V163H3ZM15 162V163H14ZM21 162H23V163H21ZM37 162V163H36ZM80 162V163H79ZM86 162H90L89 164L88 163H86ZM174 162H175V165H172V163L174 164ZM213 162H214V166H212V164H213ZM230 163V165H226V163ZM247 163V164H245L246 165V167H245V165H244V163ZM249 162V163H248ZM14 163V164H13ZM16 163H17V165H20V166H18L19 168H17V165H16ZM33 163H34V165H33ZM40 165H39V164ZM44 163H45V166H44ZM63 163V162H62ZM75 163H76V165H77V167H76V165H75ZM83 163V164H82ZM91 163H92V165H91ZM94 163V164H93ZM201 163V164H203V166L207 169H205V168H200L199 169V167H200V165L199 164ZM210 163H212L211 165H210ZM243 163V164H242ZM264 163V162H263ZM3 164V165H2ZM12 164V165H11ZM32 164V165H31ZM46 164H47V167L50 169V168H53V170L52 169H48L47 167H46ZM79 164V165H78ZM96 164V166H97V169L96 168H94V167H96V166H94ZM223 164H224V167H223ZM237 165V166H232V169H231V165ZM250 164H255V167H256V169L258 168V170H256V174H253V175H251L252 177L253 176H255V175H258L257 174V172H259V174H261V175H258V176H256L257 177V180L255 181V179L253 180V178H251V176H250V174H252L253 172L251 171L252 169H254L253 171H254V173H255V167H254V165L252 166V165H250ZM9 166V167H7V166ZM81 165H84L83 167H84V169H83V167L81 166ZM226 165V166H225ZM242 165H243V167H242ZM248 165H250L249 167H250V170H243L242 168H249L248 167ZM5 168H4V167ZM12 166V167H11ZM28 166V167H27ZM38 166V167H37ZM59 166H61V170H60V167ZM80 166V167H79ZM91 166V167H90ZM202 166V167H203ZM215 167L216 169H218V171L216 170V169H212V168H209V167ZM261 166V167H260ZM263 166H264V164H263ZM15 167V168H14ZM22 167V168H21ZM26 167V168H25ZM32 167V168H31ZM37 167V168H36ZM42 167L44 168V167H46L45 169H42ZM59 167V168H58ZM68 167V168H67ZM70 167H71V169H70ZM78 167H79V169H78ZM87 167V168H86ZM132 167V168H131ZM151 167V168H150ZM152 167H154V168H152ZM252 167H254V168H252ZM6 168L8 169V171L6 170ZM28 168V169H27ZM30 168V169H29ZM60 170V172H59V170ZM73 168V169H72ZM88 168H89V170L91 169V168H94V169H91L90 171H88ZM222 168V169H221ZM16 169V170H15ZM20 169V170H19ZM39 169V170H38ZM46 169H47V172H46ZM65 169V170H64ZM69 169V170H68ZM85 169H87V175L89 176V178L87 177V176H85L86 175V170ZM209 169H211V170H209ZM234 169V170H233ZM236 169H239V172L242 170V171H244V175H245V172H246V174H248V178H247V176L245 175H243V174H241V173H239V172H237L238 170H236ZM264 169V168H263ZM14 170V171H13ZM18 170V171H17ZM26 170V171H25ZM54 170H56V173H55V171ZM67 170V171H66ZM136 170V171H135ZM215 170H216V172H217V174H216V172H215ZM231 170V171H230ZM11 171V172H10ZM19 171H21V174H20V172ZM34 171V172H33ZM44 171V172H43ZM72 171H74V173H71ZM76 171H80L79 172V174H78V172H76ZM82 171H84V173L82 172ZM208 171V172H207ZM211 171H214V172H212L211 173ZM220 171V172H219ZM232 171H233V178L232 177H230L231 179H232V181H233V183L231 184V182L232 181H228V183L227 184H229V186H232V188H228V185L225 187V185L224 184H226V182L224 183H221L220 181H225V179L226 180H228L229 179V174H230V176L232 175ZM250 171V172H249ZM8 172H9V174H8ZM14 172V173H13ZM18 172H19V174H18ZM27 172H29V173H27ZM32 172V173H31ZM49 172V173H48ZM66 172V173H65ZM71 174H70V173ZM92 173V176H93V179L92 180H94V183L97 185L98 184V188L97 189H92V187L93 188H95L94 187V185L92 184L91 185V189L89 188V184H90V181L89 180H91V178H92V176H91V173ZM94 172H96V173H94ZM209 172H210V175H209ZM218 172H219V175H218ZM224 172H225V179L224 178H220V177H224ZM230 172V173H229ZM249 172V173H248ZM4 173V175H2ZM6 173V174H5ZM11 173H12V175H11ZM27 175H26V174ZM46 174V175H41V174ZM50 173H54V174H52V175H54L53 176V178H52V175L50 174ZM58 173V174H57ZM76 173V174H75ZM80 173L83 175H80ZM214 173V175H212ZM8 174V175H7ZM14 174V175H13ZM40 174V175H39ZM50 174V175H49ZM59 174H61L62 176H60V179H59ZM66 174H68V175H65ZM80 175V177H82V178H80V177H78V175ZM94 174V175H93ZM228 174V175H227ZM20 175H22V176H20ZM30 175V176H29ZM34 175H37L38 176V179L36 180L35 178H37V176H34ZM56 175H57V177H56ZM74 175H76V179H75V177H74ZM218 175V176H217ZM263 175H264V173H263ZM262 175V176H263ZM25 176H27L26 178H24ZM28 176H29V178L30 179H28L29 181H27L26 179L28 178ZM44 176L45 177H47L46 179H47V181L46 180H44L45 178H44ZM67 176H69V177H67ZM71 176V177H70ZM73 176V177H72ZM214 176H216V178H214ZM5 179H4V178ZM9 177H11V178H9ZM20 177H23V178H20ZM33 177V178H32ZM48 177H50L51 178V180H50V178L48 179ZM55 177V178H54ZM66 177V178H65ZM84 177H85V179L87 178L88 179V183L86 182V180L84 179ZM91 177V178H90ZM159 177H161V178H159ZM204 177H205V180H203L204 179ZM211 177V178H210ZM212 177H213V179H212ZM246 177V179H251V180H253V181H255V183H253V182H251V183H249L250 182V180H249V182L248 181H244V178ZM256 177H254V178H256ZM7 178V179H6ZM13 178H14V180H13ZM40 178V179H39ZM68 178V179H67ZM80 178V179H79ZM163 178V179H162ZM219 178L221 179V180H219ZM234 178H235V180H234ZM260 178H262L261 180H260ZM21 179H24L23 181L21 180ZM54 179V180H53ZM57 179V180H56ZM72 179L73 181H71L70 182V180ZM75 179V180H74ZM78 179V180H77ZM82 179V183L84 182L83 180H85V182L86 183H83V185H86V186H82L81 187V185H82V183H80L81 180ZM161 181H160V180ZM212 179V181H210ZM224 179V180H223ZM231 179H229V180H231ZM245 179V180H246ZM261 181H259V180ZM10 182H8V181ZM15 180H17V181H15ZM36 180V181H35ZM40 180H44L45 182L44 183H41L40 182ZM53 180V181H52ZM59 180V181H58ZM91 180V181H92ZM207 180V181H206ZM208 180L211 182V184L208 182ZM219 182H218V181ZM11 181H15V182H11ZM20 181H22V183H24L25 182V184L24 185H26L27 183H29V182H32L34 185H32V183H30L29 184V186L28 185H26L25 187L27 188H25V187H23V184L20 182ZM27 181V182H26ZM57 181V182H56ZM204 181H206V184H208V185H205V182ZM234 181H236V182H234ZM242 181H244V183L246 184V188H244L245 186H243V182ZM260 182V184L259 183H257L258 185H256V182ZM21 183V187H20V183ZM35 182V183H34ZM39 182V183H38ZM43 182V181H42ZM54 182V183H53ZM67 182V183H66ZM69 182L71 183V185L73 186V187H70V189H69V187L68 186H71L70 184H69ZM73 182H79L77 185L75 184V183H73ZM217 182V183H216ZM48 183V184H51V185H49L48 186V184L46 185V184ZM76 186H74L73 184ZM93 183V182H92ZM99 183H101L100 185H99ZM212 183H214V184H212ZM235 183V184H234ZM236 183L238 184L237 186L238 187H235V185H236ZM5 184L6 185H8L9 187H11V185H12V188H9L8 189V186L6 187L5 186ZM15 184V185H14ZM19 184V185H18ZM39 184H44V185H42V186H44V187H42L41 188V186L39 185ZM80 184V188H81V190L80 189H78L79 187H78V185ZM216 184L218 185V188L216 189ZM221 184H222V186H221ZM234 184V185H233ZM244 184V185H245ZM252 184V185H251ZM253 184H255L256 186H261L262 187V189L263 190H261V187H260V190H259V188L258 187H256L255 185H253ZM55 185V186H54ZM67 185V189H68V191H71L70 192V195L71 196H69V193L67 194L65 191H63V190H67V189H64L65 188V186ZM103 185H105V186H103ZM202 185V186H201ZM212 185V186H211ZM224 185V186H223ZM13 186H14V188H13ZM15 186H19L18 187V189H17V187H15ZM35 186V187H34ZM48 186V187H47ZM53 186V187H52ZM101 186V187H100ZM112 186V187H111ZM202 188H201V187ZM234 186V187H233ZM33 187H34V189H33ZM39 188L40 187V189L42 190H40V189H37V188ZM54 187H56V188H54ZM75 187V188H74ZM78 187V188H77ZM88 187V188H87ZM114 187V188H113ZM47 188H48V191H50V192H48L47 191ZM51 188V189H50ZM73 188V189H72ZM76 188L78 189V190H80L79 192H77L78 190H76ZM82 188H87V189H85V191H83L84 189H82ZM207 188V189H206ZM214 188V189H213ZM222 188V189H221ZM235 188H237V190H235ZM250 188V190H249V192H248V189ZM252 188V189H251ZM32 189V190H31ZM36 189L38 190V191H36ZM44 189V190H43ZM113 189V190H112ZM226 191H224V190ZM234 189V191L232 192V190ZM239 189V190H238ZM2 190H3V192H2ZM13 190V191H12ZM14 190H18V192L17 191H14ZM21 190V191H20ZM28 190V191H27ZM33 190H34V192H35V194H33ZM51 190H54V191H52L51 192ZM73 190V191H72ZM202 190V191H201ZM214 190V191H213ZM222 190V191H221ZM230 192H228V191ZM5 191V192H4ZM12 191V192H11ZM46 192L47 191V194H50L51 196H49V195H47V194H45L44 192ZM67 191V192H68ZM83 191V192H82ZM204 191V192H203ZM216 191V192H215ZM235 191H237L236 193H235ZM261 191V192H260ZM8 192H11V193H13V194H11V193H9L8 194ZM25 192V193H24ZM41 192V193H40ZM64 192V193H63ZM81 192V193H80ZM88 192L86 193V196H91V195H87L88 194ZM116 192V193H115ZM215 192V193H214ZM220 192V193H219ZM248 192V193H247ZM254 192V193H253ZM263 192V193H262ZM2 193H3V195H2ZM5 193H7V194H5ZM15 193V194H14ZM20 193V194H19ZM67 195H66V194ZM72 193V194H71ZM74 193H76V194H74ZM80 195H82L81 197L80 196H78V194ZM84 194V196H83V194ZM224 194V197H221L219 194ZM226 193V194H225ZM228 193V194H227ZM233 193V194H232ZM17 194H19V195H17ZM25 194V195H24ZM27 194V195H26ZM44 194V195H43ZM61 194H62V196H66V198L65 197H60L61 196ZM63 194H65V195H63ZM213 194H216V195H213ZM217 194H218V199H217ZM221 194V195H222ZM236 194V195H235ZM245 194V195H244ZM251 194V195H250ZM256 194L258 195V196H256ZM7 195V196H6ZM14 196V199H13V196ZM19 196L18 198L17 197H15V196ZM29 195V196H28ZM32 195V196H31ZM39 195V196H38ZM43 195V196H42ZM54 195V196H53ZM73 195L75 196V197H73ZM213 195V196H212ZM228 195V196H227ZM255 197H253V196ZM260 195H261V197H263V200H262V198L260 197ZM23 198H22V197ZM29 198H28V197ZM78 197V199H79V197L80 198H84L85 200L82 202H79V201H76V202H74V200L73 199H76L77 200V197ZM85 196V197H86ZM202 196V197H201ZM204 196V197H203ZM206 196V197H205ZM234 196V197H233ZM32 197V198H31ZM39 197H41V198H39ZM45 199H44V198ZM55 197V198H54ZM70 199H69V198ZM71 197L73 198V199H71ZM214 199H213V198ZM231 197V198H230ZM251 198V200H250V198ZM253 197V198H252ZM259 197H260V200H259ZM20 198V199H19ZM25 199V200H22V199ZM27 198V199H26ZM31 198V199H30ZM48 198H53V199H51V201H50V199H48ZM58 198L59 199H63V201H64V203H63V201H62V203H58V202H60L59 200H58ZM89 198V197H88ZM219 198H221L220 200H219ZM222 198H224V199H222ZM2 199H4V200H2ZM13 199V200H12ZM34 199V200H33ZM6 200V201H5ZM20 200V201H19ZM28 200H31L30 202L28 201ZM35 200H37L38 202V204L36 203V201ZM45 200V202H43V201ZM54 200H56V202L54 203ZM66 200V201H65ZM73 200V201H72ZM208 200V201H207ZM223 200V201H222ZM225 200V201H224ZM244 200V201H243ZM250 200V201H249ZM255 200V201H254ZM12 201H14V204L12 203ZM52 201H53V203H54V205H53V203H52ZM215 201V202H214ZM220 201V202H219ZM235 201V202H234ZM246 201L249 203V204H245L246 203ZM260 201H262L263 202V204H262V202H260ZM3 202V203H2ZM19 202V203H18ZM25 204H24V203ZM41 204H40V203ZM47 202H48V204H47ZM52 203V206H51V203ZM67 202H69V203H67ZM77 202L79 203V205L77 204ZM144 202V203H143ZM148 202H149V205L148 206H146V204H148ZM153 202V203H152ZM209 202H212V204H210ZM214 202V203H213ZM252 202V204H253V207H252V205L250 204ZM17 203V204H16ZM73 205H72V204ZM75 203V204H74ZM85 203V204H86ZM152 203V204H151ZM215 203H217L218 205L220 204V205H226V206H223V208L219 205V207L220 208H218V205L216 206V205H214ZM222 203V204H221ZM225 203V204H224ZM4 204V205H3ZM9 204V205H8ZM50 204V205H49ZM65 204V205H64ZM67 204V205H66ZM70 204H71V206H70ZM77 204V205H76ZM145 205V206H143V205ZM152 206H151V205ZM241 204V205H240ZM259 204V206L261 205L262 207V209L261 208H259L258 209V207L259 206H257ZM2 205H3V211H1V209H2ZM19 205V206H18ZM34 205V206H33ZM37 205V206H36ZM212 205H214V207L212 206ZM239 205V206H238ZM248 205L249 206H251L250 208H251V210H250V208L248 207ZM16 208H15V207ZM18 206V207H17ZM25 206H27V207H25ZM45 206V207H44ZM57 206V207H56ZM59 206V207H58ZM70 206V207H69ZM75 206L73 207V208H75ZM143 206V207H142ZM211 206V207H210ZM238 206V207H237ZM245 206V207H244ZM24 207V208H23ZM29 207V208H28ZM40 207V208H39ZM52 207V208H51ZM54 207V208H53ZM63 207V208H62ZM146 207H148L147 209H146ZM152 207V208H151ZM212 207H213V209H212ZM215 207H217V208H215ZM224 207H227V208H224ZM240 207V208H239ZM241 207H242V209H243V211L245 212H243L244 214H242V212L240 211L241 210ZM247 207V208H246ZM6 208V209H5ZM8 208V209H7ZM13 208V209H12ZM22 210H20V209ZM26 208H28V210H26ZM36 208V209H35ZM48 208V209H47ZM51 208V209H50ZM57 208H59V209H57ZM252 208H253V210H252ZM14 209H17V210H14ZM30 209V210H29ZM45 209V210H44ZM53 209V210H52ZM149 209H150V212H149ZM215 209H217V211L215 210ZM237 209V210H236ZM238 209H239V211H238ZM257 209V210H256ZM6 210L8 211L7 213H5L6 212ZM12 210V211H11ZM20 210V211H19ZM26 210V211H25ZM33 210H34V212H33ZM40 210H42V211H44L43 213H42V211H40ZM55 210V211H54ZM214 210L216 211V212H214ZM221 210V211H220ZM254 210L256 211V214L258 213H261L262 211V215L261 214H259V219H258V217L256 216V214H255V212H254ZM259 210H260V212H259ZM262 210V211H261ZM5 211V212H4ZM10 211V212H9ZM15 211L18 213L19 212V214H17V213H15ZM31 211V212H30ZM39 211V212H38ZM51 211V212H50ZM258 211V212H257ZM3 212V214H1ZM24 212H26V213H24ZM27 212H29V214H31V215H29ZM49 212V213H48ZM59 212V213H58ZM148 212H149V214H148ZM218 212V213H217ZM240 212H241V216L239 215L240 214ZM10 215H9V214ZM20 213L23 215V216H21L20 215ZM26 215L25 217H24V214ZM37 213V214H36ZM39 213V214H38ZM54 213V214H53ZM227 213V214H226ZM252 215H250V214ZM47 214H49V215H47ZM238 214V215H237ZM255 214V215H254ZM257 214V215H258ZM14 215V216H13ZM17 215V216H16ZM38 215V216H37ZM45 215H47V216H45ZM58 215V216H57ZM147 215V216H146ZM231 217H230V216ZM245 215V216H244ZM16 216V217H15ZM28 216H30L31 217V219H30V217H28ZM37 218H36V217ZM41 218H40V217ZM43 216V217H42ZM49 216V217H48ZM50 216H51V218H50ZM57 218H56V217ZM223 216L225 217V218H223ZM245 217V219L243 218V220H242V218L241 217ZM252 218H251V217ZM263 216V217H262ZM2 217V218H1ZM7 217V219H5ZM13 217H15L14 218V220L15 221H13V220H11L10 218H12L13 219ZM56 219H55V218ZM232 217H234V218H232ZM238 217H240V221L238 222ZM254 217V218H253ZM255 217L257 218V220L255 219ZM22 218H24V219H22ZM29 218V219H28ZM44 218H45V220H47L46 221V223L44 222ZM52 218H54V219H52ZM144 218H146V219H144ZM230 219V220H228V219ZM246 218L248 219V221L246 220ZM262 218V219H261ZM5 219V220H4ZM16 219H17V221H16ZM32 219H34L33 221H32ZM36 219V220H35ZM49 219H51L50 220V222H52V223H50L49 222ZM252 220L251 222H250V220ZM262 220L263 222L262 223H260L258 220ZM10 220L12 221L11 223H9L10 222ZM19 220H21L22 222H20ZM27 220H28V222H27ZM42 220H43V222H42ZM54 220V221H53ZM226 220V221H225ZM242 220V221H241ZM260 220V221H261ZM2 221V222H1ZM7 221H9V222H7ZM20 223H19V222ZM27 223H26V222ZM34 221H36V222H38V224L36 223V222H34ZM236 221V222H235ZM246 221V222H245ZM255 222V224L254 225H249V224H253L254 222ZM256 221L258 222V223H256ZM5 222H7V223H9V224H11L10 226L11 227H9V224H7V223H5ZM15 222V223H14ZM24 222V223H23ZM33 222V223H32ZM242 222H245L244 224L242 223ZM249 222V223H248ZM17 223H19V225L17 224ZM49 223V224H48ZM246 223L248 224V226L246 225ZM23 224V225H22ZM26 226H25V225ZM34 224V225H33ZM52 224V225H51ZM7 225V226H6ZM13 225V226H12ZM15 225H17L16 227H15ZM256 225H257V227L258 228H253L254 226L256 227ZM3 226V227H2ZM22 228H21V227ZM38 226V227H37ZM263 227H264V224L262 225ZM4 227H6V228H8V229H6V228H4ZM13 227V228H12ZM18 227V228H17ZM37 227V228H36ZM51 227V228H50ZM250 227H251V229H250ZM263 227H262V229H263ZM4 228V229H3ZM12 228V230H10ZM21 228V229H20ZM27 228V229H26ZM31 228V229H30ZM242 229V231H240ZM7 230H9V231H7ZM20 230V231H19ZM34 230V231H33ZM264 230V229H263ZM10 231H11V233H10ZM26 231V232H25ZM31 231V232H30ZM33 231V232H32ZM240 231V232H239ZM6 232V233H5ZM13 232V233H12ZM239 232V233H238ZM28 233H30L29 235H28ZM249 233L250 234H253V236H251V235H249ZM33 234V235H32ZM4 235V236H3ZM239 235V236H238ZM259 235H260V237H259ZM258 237V238H257ZM69 245V246H68ZM71 245L73 246V248L71 247ZM32 247H35V245H32ZM71 247V248H70ZM81 248V249H80ZM77 249V250H76ZM70 250V251H69ZM73 250V251H72ZM75 250V251H74ZM79 250V251H78ZM77 251V252H76ZM81 251H82V253H81ZM80 252V253H79ZM85 250L84 249H82V247H80L79 245H77V244H74V243H72L71 241H69V243L68 242H66L65 244H60L59 245V247H58V250H56V251H54V252H52V254L50 255V254H48V255H46L45 256V258L49 261V264H68V262H69V264H72V262L70 263V261H72V260H74L75 262H76V260H80V259H83V260H80L79 262L82 264L84 261H86L85 263H83V264H86L87 263V260L89 259L91 262L93 261V258L95 259V257H93V256H91L92 257V259L90 258V255H88L89 254V252H85ZM55 253V254H54ZM72 253H73V255H72ZM75 253V254H74ZM79 253V254H78ZM88 253V254H87ZM0 254H2V255H0V257L2 258H0L1 260L0 261H8V260H10V264H12V262H13V260H15L16 259V257H14V256H12V255H4L2 252L0 253ZM58 254H59V256H58ZM68 254V256H66ZM81 254V255H80ZM54 255V256H53ZM72 257H71V256ZM76 255H80V256H76ZM83 255V256H82ZM85 256V257H84ZM87 256V257H86ZM7 257H9V259L7 258ZM69 257V258H68ZM74 257V258H73ZM83 257V258H82ZM7 258V259H6ZM58 258V259H57ZM66 258H68V259H66ZM72 260H71V259ZM84 258H86V259H84ZM12 259V260H11ZM68 260V261H66V260ZM73 261V264L75 263ZM90 261H88V264H89V262ZM9 262V261H8ZM78 262V263H79ZM77 263V262H76Z\"/></svg>",
  "mask_w": 264,
  "mask_h": 264
},
{
  "label": "bare ground",
  "instance_id": "bare-ground-1",
  "mask_svg": "<svg viewBox=\"0 0 264 264\" xmlns=\"http://www.w3.org/2000/svg\"><path fill=\"white\" fill-rule=\"evenodd\" d=\"M16 1H17V0H16ZM16 1H14V0H0V8L3 9V10L5 11V12L3 13V17H4V19L7 18V17L9 18V14H12V13H7L9 9H12V11H14V10L18 11V10H19V9H17V6H18V4H19L18 2L23 3L22 1H24V0H22V1H21V0H18V1H17L18 4L16 3ZM29 1H30V0H29ZM44 1H45V0H44ZM53 1H56V0H53ZM53 1H52V2H53ZM57 1H58V0H57ZM67 1H68V0H67ZM67 1H66V2H67ZM80 1H81V0H80ZM87 1H88V0H87ZM94 1L97 2V0H94ZM98 1H99V0H98ZM101 1H102V0H101ZM103 1L105 2V0H103ZM114 1H115V0H114ZM121 1H122V0H121ZM132 1H133V0H132ZM152 1H153V0H152ZM152 1H150V2L152 3ZM161 1H162V0H161ZM169 1H170V0H169ZM172 1H173V0H172ZM194 1H195V0H194ZM202 1L204 2V1H207V0H202ZM208 1H209V0H208ZM212 1H213V0H212ZM231 1H232V0H231ZM242 1H244V0H242ZM246 1H247V0H246ZM254 1H255V0H254ZM24 2H25V1H24ZM31 2H33V1L31 0ZM31 2H30V3H31ZM34 2H35V1H34ZM41 2H42V1H41ZM41 2H40V3H41ZM45 2H46V1H45ZM63 2H64V0H63ZM82 2H83V1H82ZM85 2H86V0H85ZM90 2H91V1H90ZM96 2H95V4H97ZM108 2H109V1H108ZM111 2H113V1H111ZM122 2H123V1H122ZM134 2H136V3H135V6H136V4L139 3V0H137V1L135 0V1H133V3L131 2L132 5L134 4ZM154 2H155V0H154ZM163 2H164V1H162L161 3H163ZM181 2H182V0H181ZM190 2H191V1H189V3H190ZM199 2H200V0H199ZM225 2H228V1L225 0ZM238 2H239V1H238ZM250 2H251V1H250ZM258 2H259V0L256 2V5H259ZM35 3H36V2H35ZM37 3H38V2H37ZM50 3H51V2H50ZM78 3H79V2H78ZM87 3H89V2H87ZM92 3H94V2H92ZM100 3H102V2H100ZM113 3L115 4V3H118V2H113ZM140 3H144V1H143V2H140ZM140 3H139V4H140ZM145 3H148V2H145ZM151 3H150V4L148 3L149 6H151ZM156 3H158V2H156ZM161 3L159 2V4H160L161 7H162V4H161ZM239 3H240V2H239ZM239 3H238V4H239ZM247 3H248V2H247ZM257 3H258V4H257ZM15 4H17V6H14ZM23 4H24V3H23ZM23 4H22V5H23ZM27 4H29V3H27ZM42 4L44 5V3H42ZM42 4H41V7H43ZM64 4H65V3H64ZM69 4H71V3L69 2ZM89 4H90V3H89ZM95 4H94V5H95ZM104 4H105V3H104ZM104 4H102V5H104ZM106 4H107V3H106ZM111 4H112V3H111ZM148 4H147V5H148ZM152 4H153V3H152ZM165 4H166V3H165ZM200 4H201V5H202V4L205 5L206 3H200ZM230 4L233 6L232 3H230ZM230 4H229V5H230ZM20 5H21V4H20ZM20 5H19V6H20ZM34 5H35V4H33V6H34ZM48 5L50 6V4H47V9L50 8ZM54 5H55V4H54ZM57 5H61L60 1H59V4H57ZM77 5H78V4H77ZM83 5H84V4H83ZM112 5H113V4H112ZM115 5H116V4H115ZM121 5H122V4H121ZM121 5H120V6H121ZM123 5H124V4H123ZM137 5H138V4H137ZM144 5H145V4H144ZM147 5H146V7H142V8H140V9H143V8L146 9L147 7H149V6H147ZM154 5H155V4H154ZM167 5H168V3H167ZM173 5H174V4H173ZM187 5H188V4H187ZM193 5H194V4H193ZM196 5H198V2H197V4H196V2H195V6H196ZM201 5H200V6H201ZM221 5H222V3H221ZM226 5H227V4L224 3V6H226ZM248 5H249V4H248ZM19 6H18V7H19ZM28 6H29V5H28ZM35 6H36V5H35ZM35 6H34V8H32V9H33V12H32V10H31V11H28L29 9H31L30 7H29V9H27V11H28V12H32V14L30 13L31 16H29V13H26V14H27L26 16L29 17V18L26 17V18H28V19H26V20L18 21L21 17H20V18L18 17L19 14H18V12H17V14H18V15H17V14H16V11H14L15 14L17 15L16 18H19V19L17 20V22H16V20H15V22H14V20L12 21V19H13L12 17H11V18H12L11 20H10V19L7 20V19H8V18H7V19H6L7 22H5L6 20H4L3 22L0 20V22H2V24L5 23L3 26L0 25L1 28H2V27H5V30H4V31L1 29V30L3 31V35H2V36L0 35V36H1V38H3V39H2V41H0V48L2 49L1 45L3 44V48H5L4 50H8V51H9V53H8L9 55L7 54V57H8V58H7V57H2V58H7V59H8L7 64H10V65H11L10 62H12V63H13V62L16 63V62H15L16 59H18V61L21 62V64H20V62L17 63L18 66H19V68H17L18 66L16 67V66L13 65V69H14V67H16V68H15L16 70L14 69V72H18V73H17V76H18V74H20L21 71L24 72V66H23V64L25 63V61H26V63L29 62V61H30V63H32V65L30 64V65H31L30 67H31L32 70H33V71H31V74H32V75L34 74V73H32V72H35V71L37 72V70H40V71H41V69H39V68H38L37 70H34V69H35L34 67H35V66L38 67V65H39L40 63L37 64V62H38L37 59H38V58L36 59L35 57H33V58H34V60H33V59H31V56H32V55L34 56V54H37V55H38V54H39L38 52H41V54H42L43 50H41V48H42V49H43V48L46 49V48H45V46L43 45V42H42V44H39L41 41L38 43V44L40 45V47H39V45H37V43H34L36 40L39 41V39L36 38V40H35L34 38L37 37L40 33L45 32L46 29H47V31L49 32V34L46 32V34H48V35H45V36H49V39H51V37H50V31H53V30H55V29H57V31H58V28H57V27L59 26V24H58L57 22H56V24L58 25L57 27L54 25L55 22H53L54 24H52V26L54 25V27H56V28H53L51 25L49 26V28H47L48 25H49V23H51V22H48V21H51V19L49 18L50 20H49V19L46 20V17H47V16H45V17L43 18V15H41V11H40V13H39V10L36 9ZM37 6L39 7V5H37ZM52 6H53V5H52ZM55 6H56V5H55ZM55 6H54V7H55ZM81 6H82V5H81ZM89 6L91 7V5H89ZM95 6H96V5H95ZM104 6H105V5H104ZM109 6H110V3H109ZM133 6H134V5H133ZM138 6H140V5H138ZM141 6H143V5H141ZM155 6L157 7V5H155ZM178 6H179V5H178ZM217 6H218V5H217ZM238 6H239V5H238ZM242 6H243V5H242ZM22 7H23V6H22ZM62 7H63V4L61 5V8H62ZM85 7H86V6H85ZM118 7H119V6H118ZM156 7L153 8V6H152V9H154V10H153L154 12L156 11V9H155ZM161 7H160V8H161ZM173 7H175V6H173ZM179 7H180V6H179ZM190 7H191V6H190ZM192 7H194V6H192ZM201 7H202V6H201ZM27 8H28V7H27ZM52 8H53V7H52ZM91 8H92V7H91ZM93 8H94V7H93ZM115 8H116V7H115ZM122 8H123V7H122ZM122 8H121V9H122ZM136 8H137V7H136ZM166 8H168V6H167ZM176 8H177V7H176ZM205 8H206V7H205ZM219 8H220V6H219ZM227 8H230V7L226 6V9H227ZM232 8H233V7H232ZM47 9H46V7H45V8L43 9L44 12H47V11H48ZM56 9H57V8H56ZM86 9H87V8H86ZM88 9H90V8H88ZM88 9H87V10H88ZM105 9H106V8H105ZM117 9H118V8H117ZM119 9H120V8H119ZM125 9H126V8H125ZM133 9H134V8H133ZM147 9H148V8H147ZM152 9H149V10H152ZM158 9H159V8H158ZM161 9H162V8H161ZM161 9H160V10H161ZM187 9H188V6H187L186 10H187ZM200 9H201V8H200ZM203 9H204V8H203ZM221 9H222V7L220 8V10H221ZM224 9H225V8H224ZM224 9H223V12H221V13H222V16H223V15L225 16V14H223V13H224ZM237 9H238V8H237ZM20 10H21V9H20ZM45 10H46V11H45ZM50 10H51V8H50ZM78 10H79V8H78ZM93 10H94V9H92L91 11H93ZM95 10H96V8H95ZM97 10H99V9H97ZM97 10H96V12H97ZM100 10H101V9H100ZM110 10L113 12L112 9H110ZM126 10H127V9H126ZM136 10H137V9H136ZM136 10H135V11H136ZM165 10H166V9H165ZM168 10H169V9H168ZM173 10H174V9H173ZM173 10H172V11H173ZM193 10H195V8H193ZM206 10H207V9H206ZM229 10H230V9H229ZM240 10H242V9H239V11H240ZM1 11H2V10H1ZM9 11H10V10H9ZM12 11H10V12H12ZM24 11H25V10H24ZM51 11H52V10H51ZM53 11H55V10H53ZM53 11H52V13H53ZM59 11H60V10H59ZM65 11H66V10H65ZM83 11H84V10H83ZM89 11H90V10H89ZM103 11H104V9H103ZM120 11H122V10H120ZM138 11H139V9H138ZM158 11H159V10H158ZM172 11H171V12H172ZM175 11H177V10H175ZM187 11H190V10H187ZM204 11H205V10H204ZM225 11H226V10H225ZM237 11H238V10H237ZM245 11H246V10H245ZM14 12H13V13H14ZM20 12L22 13V10H21ZM42 12H43V11H42ZM44 12H43V13H44ZM49 12H50V11H49ZM63 12H64V11H63ZM78 12H79V11H78ZM78 12H77V13H78ZM86 12H87V11H86ZM94 12H95V11H94ZM123 12H125V11H123ZM123 12H122V13H123ZM143 12H145V11H142V13H143ZM146 12L149 13L148 10H147ZM150 12L152 13V11H150ZM160 12H161V11H160ZM166 12H167V10H166ZM181 12H182V11H181ZM184 12H185V11H184ZM195 12H196V11H195ZM209 12H210V11H209ZM227 12H228V11H227ZM232 12H234V9H233ZM240 12H241V11H240ZM240 12H239V13H240ZM1 13H2V12H1ZM1 13H0V14H1ZM5 13H7V15H8L7 17H5L6 15L4 16ZM21 13H20V14H21ZM54 13H57V10H56V12H54ZM59 13H60V12H59ZM82 13H83V12H82ZM89 13H90V12H89ZM91 13H92V12H91ZM97 13H100V12H97ZM115 13H116V12H115ZM120 13H121V12H120ZM129 13H130V12H129ZM136 13H137V12H136ZM136 13H134V15H135ZM148 13H145V16H144L145 18H146V15H148ZM176 13H177V12H176ZM182 13H183V12H182ZM207 13H208V12H207ZM234 13H237V12H234ZM45 14H46V15H47V14L49 15V13H45ZM50 14H51V13H50ZM67 14H68V17H69V14H70V17H69V18H72V17H71V12H70V13H67ZM103 14H104V13H103ZM103 14H102V15H103ZM110 14L113 15V13H110ZM132 14H133V13H132ZM132 14H131V15H132ZM149 14H150V13H149ZM154 14H156V13H154ZM154 14H153V15H154ZM157 14H159V13H157ZM171 14H172V13H171ZM184 14H185V16H183V18H182V17H179V18L183 19L181 22L184 21V17H186V16L189 17V16H188L189 12H188V13H184ZM184 14H183V15H184ZM190 14H193V13H191V11H190ZM237 14H238V13H237ZM237 14H235V15L233 14V15L236 16ZM241 14L243 15L242 12H241ZM241 14H240V15H241ZM245 14H247V13H245ZM24 15H25V13H24ZM32 15H33V16H32ZM52 15H53V14H52ZM52 15H51V16H52ZM63 15H64V14H63ZM74 15H76V13H74ZM93 15H94V14H93ZM106 15H107V14H106ZM117 15H118V14H117ZM120 15H122V14H120ZM124 15H125V14H124ZM131 15H130V17H131ZM143 15H144V13L141 14V16H143ZM168 15H169V14H168ZM203 15H204V14H203ZM208 15H209V14H208ZM229 15H230V14H229V12H228V14H226L225 17H228ZM233 15H232V17H233ZM238 15H239V14H238ZM238 15L236 16V18H239V17H240V16L238 17ZM58 16H59V15H58ZM77 16H78V15H77ZM132 16H133V15H132ZM137 16H139V15H137ZM148 16L151 17L150 15H148ZM157 16H159V15H157ZM201 16H202V15H201ZM206 16H207V15H205V17H206ZM230 16H231V15H230ZM230 16H229L228 18H230ZM245 16H246V15H244V17H245ZM247 16H248V15H247ZM1 17H2V16H1ZM1 17H0V18H1ZM3 17H2V20H3ZM22 17H23V16H22ZM52 17H54V15H53ZM52 17H51V18H52ZM56 17H57V16H56ZM64 17L67 18L66 16H64ZM74 17H75V16H74ZM90 17H91V16H90ZM94 17L96 18L95 15H94ZM102 17H103V16H102ZM112 17H113V16H112ZM125 17H126V16H125ZM128 17H129V16H128ZM135 17H136V15H135ZM149 17H148V18H149ZM153 17H154V16H153ZM165 17H166V15H165ZM167 17H169V16H167ZM174 17H175V15H174ZM187 17H186V18H187ZM248 17H249V16H248ZM14 18H15V16H14ZM24 18H25V17H24ZM54 18H55V17H54ZM61 18H62V17H61ZM65 18H64V19H63V18L61 19V20H64V21H63L64 23H66V22H65ZM95 18H94V19H95ZM98 18H99V16H98ZM105 18H106V17H105ZM114 18H115V17H114ZM118 18H119V17H118ZM138 18L140 19V17H138ZM148 18H146V20H145L144 18L141 17V19L143 20V22H144V20H145V22H147V23H148ZM154 18H155V17H154ZM157 18H158V17H157ZM175 18H176V17H175ZM192 18H193V17H192ZM220 18H222L221 15H220ZM236 18H235V19H236ZM21 19H22V18H21ZM59 19H60V18H59ZM67 19H68V18H67ZM74 19H75V18H74ZM74 19H73V20H74ZM76 19H77V17H76ZM92 19H93V18H92ZM92 19H91V20H92ZM94 19H93V20H94ZM109 19H110V18H109ZM122 19H123V20H122ZM122 19H121L122 22H120V24H123V23H124L123 21H124V19H126V18H124L123 15H122ZM136 19H137V17H136ZM136 19L134 18L133 21H135ZM139 19H138V20H139ZM141 19H140V21H141ZM150 19H151V21L155 20V19H153V18H150ZM161 19H162V18H160V19L158 18V20H160V21H161ZM165 19H166V18H165ZM181 19H180V20H181ZM187 19H188V18H187ZM201 19H202V18H201ZM208 19L211 20V18H208ZM226 19H227V18H226ZM226 19L224 18L223 20H222V19H221V20H222V22H223V21H225ZM235 19H234V20H235ZM239 19H240V18H239ZM242 19H244V18H242ZM242 19H241V20H242ZM251 19H254V20H255L256 18H250L249 21H250ZM257 19H258V18H257ZM257 19H256V21H257ZM54 20H55V19H54ZM68 20H69V19H68ZM68 20H66V21H68ZM70 20H71V19H70ZM80 20H81V19H80ZM106 20H108V19H106ZM114 20H115V19H114ZM128 20H129V19H128ZM131 20H132V19H131ZM131 20H130V21H131ZM158 20L156 19V20H155V23H157ZM173 20H174V19H173ZM185 20H186V19H185ZM194 20H196V19H194ZM194 20H193V21H194ZM199 20H200V19H199ZM209 20H206V22L209 23ZM227 20H228V19H227ZM227 20H226V21H227ZM234 20H233V21H234ZM236 20H237V19H236ZM96 21H97V20H96ZM96 21H95V22H96ZM104 21H105V20H104ZM115 21H116V20H115ZM117 21H118V20H117ZM125 21H126V20H125ZM130 21H126V22H128V23H132V22H130ZM136 21H137V20H136ZM136 21H135V22H136ZM140 21H139V22H140ZM151 21H149V22L151 23ZM186 21H187V20H186ZM186 21H184V23H185ZM196 21L198 22V20H196ZM196 21H195V22H196ZM13 22H14V23H13ZM18 22H19V23H18ZM63 22H62V23H63ZM69 22L71 23L72 21H69ZM105 22H106V21H105ZM105 22H103V23H104V24H107V23H105ZM137 22H138V21H137ZM139 22H138V24H139ZM145 22H144V25H145ZM166 22H167V20H166ZM170 22L172 23V21H170ZM191 22H192V21H191ZM191 22H190V23H191ZM195 22H194V23H195ZM202 22H203V19H202ZM206 22H205V25H206ZM211 22L213 23L214 21L211 20L210 23H211ZM234 22H235V21H234ZM239 22H240V21H239ZM239 22H237V23L240 24ZM242 22H243V21H242ZM252 22H253V21H252ZM254 22H255V21H254ZM254 22H253V23H254ZM62 23H61V25H62ZM67 23H68V22H67ZM114 23H115V22H114ZM118 23H119V22H118ZM155 23L153 22V25H154ZM162 23H164L163 20H162ZM175 23H176V21H175ZM184 23H183V24H184ZM215 23H216V22H214V24H215ZM224 23H225V22H224ZM227 23H228V22H227ZM227 23L224 24V25L227 26ZM249 23H250V22H249ZM249 23L246 22L245 24H249ZM259 23H260V22H259ZM6 24H7V25H6ZM79 24H80V23H79ZM91 24H92V23H91ZM99 24H101V23H99ZM104 24H103V25H104ZM140 24H143V23L141 22ZM180 24H181V23H180ZM180 24H178V25H180ZM183 24H182V25H183ZM187 24H188V23H187ZM214 24H213V25L211 24V25L214 26V27H216ZM245 24H244V26H245ZM254 24H255V23H254ZM254 24H253V26H254ZM97 25H98V24H97ZM97 25H96V26H97ZM107 25H108V24H107ZM117 25H118V24H117ZM124 25H125V27H126V25H129V24H124ZM124 25H123V26H124ZM158 25H159V22H158ZM170 25H171V24H170ZM170 25H169V26H170ZM184 25H185V24H184ZM196 25H197V24H196ZM199 25H202V24H199ZM208 25H209V24H208ZM216 25H218V24H216ZM228 25L230 26V24H228ZM233 25H234V24H233ZM258 25H260V24H258ZM62 26H63V25H62ZM64 26H65V25H64ZM73 26L78 27L77 24H76V25H73ZM80 26H81V25H80ZM80 26H79V27H80ZM99 26H100V25H99ZM121 26H122V25H121ZM121 26L118 25V28L121 27ZM145 26H146V25H145ZM145 26H144V27H145ZM159 26H160V25H159ZM159 26H158V27H159ZM161 26H162V25H161ZM161 26H160V29H161ZM164 26H165V25H164ZM172 26H174V25H172ZM185 26H186V25H185ZM188 26L191 28L190 25H188ZM209 26H210V25H209ZM212 26H210V27H212ZM219 26H220V25H219ZM219 26H218V27H219ZM234 26H235V25H234ZM244 26H241V27H243V29H244ZM246 26H247V25H246ZM248 26H249V25H248ZM248 26H247V27H248ZM50 27H52L53 30H52V29L49 30ZM59 27H60V26H59ZM67 27H68V26H67ZM87 27H88V29H89V26H87ZM105 27H106V26H105ZM112 27H114V26H112ZM129 27H130V26H129ZM129 27H127V30H126V29H124V30H126V32H127ZM137 27H139V26H137ZM137 27H136V28H137ZM146 27H147V26H146ZM149 27H150V26H149ZM149 27H147V28L149 29V32H151L150 28H152V25H151L150 28H149ZM154 27H155V25H154ZM174 27H175V26H174ZM181 27H182V26H181ZM199 27H200V26H199ZM199 27H198V28H199ZM202 27H203V26H202ZM204 27H205V26H204ZM206 27H207V26H206ZM210 27H208V28L210 29ZM220 27H221V26H220ZM220 27H219V28H220ZM255 27H256V26H255ZM259 27H261V26H259ZM63 28H64V27H63ZM74 28H75V27H74ZM74 28H72V29H74ZM81 28H82V27H81ZM92 28H93V27H92ZM96 28H97V27H96ZM106 28H107V27H106ZM109 28H110V27H109ZM109 28H108V29H109ZM122 28H123V27H122ZM132 28H133V27H132ZM178 28H179V27L175 28L176 31H178ZM184 28H185V27H184ZM186 28H187V27H186ZM186 28L184 29V31L186 30ZM190 28H189V29H190ZM193 28H194V27H193ZM198 28H197V29H198ZM200 28H201V27H200ZM219 28H218V29H219ZM250 28H251V27H250ZM250 28H249V29H250ZM3 29H4V28H3ZM43 29H45V30L43 31ZM76 29H78V28H76ZM90 29H91V28H90ZM98 29H99V28H98ZM102 29H104V28H102ZM142 29H143V28H142ZM145 29H146V28H144L143 30H145ZM156 29H157V28L155 27L154 30H156ZM158 29H159V28H158ZM158 29H157V31H158ZM162 29H163V28H162ZM164 29H165V28H164ZM169 29H170V28H169ZM173 29H174V28H173ZM182 29H183V28H182ZM212 29H214V28H212ZM212 29H211V30H212ZM216 29H217V28H216ZM221 29H222V30L220 31L221 33H222V31H223V33L226 32V31L223 30V28H221ZM233 29H234V28H233ZM233 29H232V31H233ZM240 29H241V28H240ZM259 29H260V28H259ZM259 29H258V30H259ZM1 30H0V31H1ZM66 30H67V29H66ZM79 30H82V29L79 28ZM93 30H95V29H93ZM105 30H106V29H105ZM105 30H104V31H105ZM116 30H117V29H116ZM119 30H120V31H123L122 29H119ZM135 30H136V31H135ZM137 30H138V29H134V31L136 32V33L134 32L135 34H137ZM143 30L140 31V28H139L138 31H140L141 33H144V32H142ZM179 30L181 31L180 28H179ZM200 30H201V29H200ZM202 30H203V29H202ZM202 30H201V31H202ZM204 30L206 31V28H205ZM235 30H237V29H235ZM251 30H252V28H251ZM261 30H262V29H261ZM42 31H43V32H42ZM60 31H61V29H60ZM69 31H70V30H69ZM87 31H90V30H87ZM109 31H110V30H109ZM145 31H146V30H145ZM162 31H164V30H162ZM187 31H189V30H187ZM192 31H194V30H192ZM192 31H191V32H192ZM198 31H199V29H198ZM198 31L196 30L197 34H198ZM212 31H213V30H212ZM215 31L218 33L219 30H218V31L215 30ZM245 31H246V30H245ZM4 32H5V34H4ZM58 32H59V31H58ZM58 32H57V33H58ZM62 32L65 33V30H63ZM67 32H68V31H67ZM71 32L74 33V32H78V31H77V30H76V31H70V33H71ZM93 32H94V31H93ZM110 32H111V31H110ZM112 32H113V31H112ZM112 32H111V33H112ZM116 32H117V31H116ZM118 32H119V31H118ZM124 32H125V31H124ZM124 32H121V33L123 34ZM126 32H125V33H126ZM146 32H147V31H146ZM149 32H148V34H149ZM155 32H156V31H155ZM166 32H167V31H166ZM194 32H195V31H194ZM216 32H215V33L213 32L214 34H213L212 32H210V33H212V35H216V36L218 37L219 35H217ZM233 32H234V31H233ZM237 32H238V31H237ZM53 33H55V31H53ZM68 33H69V32H68ZM96 33L98 34L97 31H96ZM96 33H94V34H96ZM104 33H105V32H104ZM111 33H110V34H111ZM138 33H139V32H138ZM153 33H154V32H152V34H153ZM158 33H159V32H158ZM163 33H164V32H163ZM189 33H190V32H189ZM192 33H193V32H192ZM210 33H209V35H210ZM227 33H228V32H227ZM239 33H240V32H239ZM241 33H242V32H241ZM0 34H1V32H0ZM51 34H52V33H51ZM55 34H56V33H55ZM71 34H72V33H71ZM79 34H80V32H79ZM79 34H78V35H79ZM83 34H84V33H83ZM91 34H92V33H91ZM94 34H92V35L94 36ZM117 34L119 35L120 32L117 33ZM127 34H128V32H127ZM127 34H126V36H127ZM175 34H176V32H175ZM178 34H179V33H178ZM184 34H186V31H185ZM207 34H208V33H207ZM218 34H219V33H218ZM225 34H226V33H225ZM260 34H261V33H260ZM262 34H263V33H262ZM41 35L44 36V34H41ZM60 35H62L61 32H60ZM63 35H64V37L67 36V35H65V34H63ZM138 35H139V34H138ZM141 35H142V34H141ZM144 35H145V34H144ZM150 35H151V33H150ZM156 35H157V34H156ZM161 35H163V34H161ZM189 35H190V34H189ZM201 35H203V34L201 33ZM226 35H227V34H226ZM43 36H41V37H43ZM51 36L53 37V34H52ZM54 36L56 37V35H54ZM69 36H70V34H69ZM74 36H75V33H74ZM93 36H92V37H93ZM102 36H103V34H102ZM123 36H124V35H121V37H123ZM135 36H136V35H135ZM135 36H134V38H135ZM154 36H155V34H154ZM165 36H166V35H165ZM171 36H173V35L171 34ZM199 36H200V35H199ZM203 36H204V35H203ZM222 36H223V35H222ZM232 36H234V35H232ZM15 37H17L18 40H17ZM38 37H40V35H39ZM61 37H63V36H61ZM79 37H80V36H79ZM89 37H90V36H89ZM115 37H116V36H115ZM115 37H114V38H115ZM130 37H131V36H130ZM136 37H137V36H136ZM138 37H139V36H138ZM142 37H143V35H142ZM146 37H149V36L147 35ZM158 37H159V36H158ZM182 37H185V36H184V35L181 36V39H182ZM194 37H195V36H194ZM196 37H197V36H196ZM200 37H201V36H200ZM212 37H213V36H212ZM214 37H215V36H214ZM217 37H216V39H217ZM219 37H220V36H219ZM223 37H224V36H223ZM227 37H228V36H227ZM229 37H230V36H229ZM234 37H235V36H234ZM236 37H237V36H236ZM12 38H14V40H16V41H15L16 46H15L14 42H12V44H11V42H9V40L11 41ZM76 38H78V37H76ZM99 38L101 39V37H99ZM106 38H107V37H105L104 39H106ZM110 38H113V35H112V37H111V35H110ZM110 38H108V39H110ZM114 38H113V39H114ZM140 38H141V36H140ZM143 38H144V37H143ZM143 38H141V39H143ZM150 38H151V37H150ZM159 38H162V37H159ZM175 38H176V37H175ZM175 38L173 37L174 41H172L173 43H174V42H175V43L172 44L171 42H168V43H169V46H166V45H165V47H166L165 49H164V46H163V48L158 46L160 49H158V47L156 46L157 49L159 50V52H158V53L156 52V54L154 55L155 58H156V57H159V58H158V61H160V63L162 62V63H165V65H166V66H160V65H162V64H159L160 67H163V69H164V68H165V69L167 68V69H166L167 71H169V69L171 70V73H172V74H170V72H169L168 75H169V74H170V75H174V73H176L177 69H178V70H179V69L181 70L182 67H183V68H184V67H187V65H189V64L192 62V59H190V58H193V57H194L193 55H195V57L197 56V55L195 54V53H196L195 50L198 49V48L195 49V47H199V46H196V44H195V46H194V44H193L194 42H193V43H187V42H189V41H187L186 44L184 45V47L182 46V48H185V49H183L182 51H180V49H181L180 47H178V48L176 47L177 49L175 48V44H176ZM178 38L180 39V36H179ZM203 38H205V37H203ZM203 38L201 37V39H203ZM224 38H226V37H224ZM33 39L35 40L34 42H33ZM40 39H41V38H40ZM67 39H68V38H67ZM92 39H93V38H92ZM102 39H103V38H102ZM126 39H127V38H126ZM141 39L138 40V39L135 38L133 41L135 42L136 40H138V44H139V42L141 43V41H142ZM170 39H171V38H170ZM173 39H172V40H173ZM183 39H184V38H183ZM183 39H182V40H183ZM188 39H189V38H188ZM193 39H195V38H193ZM220 39H221V37H220ZM220 39L218 38L219 42H220ZM229 39H230V38H229ZM0 40H1V39H0ZM41 40H42V39H41ZM47 40H48L47 37H45V41H46V42H47ZM52 40H53V39H51V41H52ZM62 40H63V39H62ZM68 40H69V39H68ZM73 40H74V39H73ZM77 40H78V39H77ZM83 40H84V38H83ZM88 40L91 41L90 39H88ZM111 40H112V39H111ZM119 40L121 41V38H119ZM148 40H149V39H148ZM176 40L178 41L177 38H176ZM190 40H191V39H190ZM207 40H208V39H207ZM232 40H234V39H232ZM232 40H230V41H232ZM6 41H7V43H6ZM17 41L21 42V45H20V43H19L20 47H19ZM38 41H37V42H38ZM74 41H75V40H74ZM81 41H82V40H81ZM86 41H87V39H86ZM93 41H94V40H93ZM93 41H92V42H93ZM95 41L97 42V39H95ZM99 41H100V40H99ZM103 41H104V40H103ZM113 41H114V40H113ZM117 41H118V40H117ZM133 41H132V43H130L131 45L134 44ZM146 41H147V40H146ZM180 41H181V40H179V42H180ZM192 41H193V40H192ZM192 41H190V42H192ZM195 41H196V40H195ZM197 41H198V39H197ZM197 41H196V43L200 45V42L198 43ZM214 41H216V40H214ZM214 41H213V42H214ZM221 41H222V40H221ZM56 42L58 43V41H56ZM64 42H65V41H64ZM67 42H68V41H67ZM72 42H73V41H72ZM84 42H85V41H84ZM100 42H102V41H100ZM109 42H110V41H109ZM142 42H143V41H142ZM202 42H203V41H202ZM209 42H210V40H209ZM209 42H208V43H209ZM4 43H5V44H4ZM8 43H10L11 46H8V45H7ZM51 43H52V42H50V45H51ZM57 43H56V44H57ZM69 43H70V42H69ZM80 43H81V42H80ZM89 43H90V42H89ZM93 43H94V42H93ZM93 43H92V44H89V45L92 46V45L95 44V43H94V44H93ZM104 43H105V42H104ZM122 43H123V41H122ZM122 43H121V44H122ZM128 43H129V42H128ZM135 43H137V41H136ZM143 43H144V42H143ZM147 43H148V42H147ZM160 43L164 44V42H159L158 45H159ZM183 43H184V42H183ZM224 43H225V42H224ZM44 44H46V43H44ZM48 44H49V43H48ZM52 44H53V43H52ZM59 44H60V43H59ZM64 44H65V43H64ZM70 44H71V43H70ZM85 44H86V43H85ZM87 44H88V43H87ZM87 44H86V45H87ZM97 44H98V43H96V45H97ZM102 44H103V43H101V45H102ZM138 44H137V46H136L137 48H138ZM204 44H206V43H204ZM232 44H233V43H232ZM17 45H18V46H17ZM41 45L44 46V47H42ZM73 45H74V44H73ZM75 45H76V43H75ZM81 45H82V44H81ZM89 45H88V46H89ZM98 45H99V44H98ZM98 45H97V46H98ZM101 45H100V46H101ZM107 45H108V43H107ZM112 45H113V44H112ZM124 45H125V41H124ZM131 45H129V46H131ZM144 45H146V44H144ZM171 45H173V46L170 47ZM181 45H182V44H181ZM202 45H203V44H202ZM206 45H207V44H206ZM225 45L229 46V45L227 44V42H226ZM4 46H5V47H4ZM34 46H35V47H34ZM36 46L39 47V48H37ZM53 46H55V44H54ZM53 46H52V47H51V46H48V47H51V48H52L51 50H53V48L56 47V46H55V47H53ZM67 46H68V45H67ZM69 46H70V45H69ZM119 46H120V45H119ZM119 46H117V48H118ZM126 46H128V45H126ZM132 46H133V45H132ZM140 46H141V45H139V47H140ZM149 46H150V45H149ZM152 46H153V45H152ZM152 46H151V47H152ZM178 46H180V45H178ZM200 46H201V45H200ZM204 46H205V45H204ZM207 46H208V45H207ZM210 46H211V45H210ZM217 46H219V45H216V47H217ZM220 46H221V45H220ZM46 47H47V44H46ZM65 47H66V45H65ZM65 47H64V49H65ZM76 47H77V45H76ZM78 47H79V46H78ZM78 47H77V48H78ZM89 47H90V46H89ZM102 47L104 48V46H102ZM109 47H110V46H109ZM124 47H125V46H124ZM124 47H123V48H124ZM156 47H153V49L155 50ZM168 47L170 48L169 52H168V49H169ZM173 47H174V50H172ZM208 47H209V46H208ZM216 47H214V48H216ZM229 47H230V46H229ZM9 48H11V49H9ZM74 48H75V47H74ZM74 48H73V49H74ZM80 48H81V47H80ZM91 48H94V49H95V45H94V47L92 46ZM91 48H90V50H91ZM110 48L113 49V47H110ZM117 48H116V49H117ZM121 48H122V46H121ZM125 48H126V47H125ZM133 48H134V47H133ZM142 48H143V47H142ZM145 48H146V46H145ZM167 48H168V49H167ZM220 48H221V47H220ZM47 49L49 50L50 48H47ZM59 49H60V48H59ZM59 49H58V51H59ZM84 49H85V48H84ZM118 49H120V48H118ZM126 49H127V48H126ZM149 49H150V47H149ZM153 49H152V50H153ZM157 49H156V50H157ZM166 49H167V50H166ZM178 49H179V50H178ZM204 49L206 50V47H204ZM208 49H209V48H208ZM211 49L214 50L213 48H211ZM222 49H224V47H223ZM222 49H221V50H222ZM228 49L230 50V48H228ZM231 49H232V48H231ZM4 50H2V53H4ZM31 50H33V51H31ZM37 50H38V51H37ZM48 50H47V51H48ZM54 50H55V49H54ZM60 50H61V49H60ZM67 50H68V49H67ZM78 50H79V49H78ZM128 50H129V49H128ZM128 50H127V51H128ZM152 50L150 49L149 52H151ZM156 50H155V51H156ZM163 50H166L167 52H164V53H163ZM175 50H178V53H179V54L182 52V55H184V53H185L186 57H185V55H184V56L181 55V56L183 57V59H182L181 56H179V57H181V59L184 61L185 64L182 62V60H181L180 58L177 59V56H178L179 54L176 53L177 51L175 52ZM200 50H201V49H200ZM200 50H199V52H200ZM202 50H203V49H202ZM202 50H201V51H202ZM225 50H226V53H227V49H225ZM30 51H31V52H30ZM35 51H36V52H35ZM47 51H46V53L44 52L45 55H48L49 52L47 53ZM79 51H81V50H79ZM99 51H100V50H99ZM101 51H102V50H101ZM114 51H115V50H114ZM114 51H113V52H114ZM125 51H126V50H125ZM125 51H124V52H125ZM127 51H126V53H128ZM129 51H130V50H129ZM137 51H141V50H138V49H137ZM137 51H135V53H136ZM160 51H161L163 54L160 53ZM170 51H172V52L174 51L173 54H174V57H176L177 61H175L176 59L173 58V55H170V54H172V52H170ZM209 51H210V50H209ZM0 52H1V50H0ZM55 52H56V50H55ZM70 52H75V50H74V51H71V50H70ZM86 52H87V51H86ZM113 52L111 53V55L113 54ZM132 52H133V50H132ZM145 52L147 53L148 51L146 50ZM149 52H148V53H149ZM183 52H184V53H183ZM199 52L197 53L198 55H199ZM202 52H203V51H202ZM207 52H208V51H207ZM214 52H215V51H214ZM221 52H222V51H221ZM232 52H233V51H232ZM30 53H31V54H30ZM51 53H52V52H51ZM51 53H50V55H51ZM64 53H65V52H64ZM77 53H78V52H77ZM80 53H81V52H80ZM82 53H83V52H82ZM84 53H85V52H84ZM88 53H91V52L88 51ZM94 53H95V52H93V55H94ZM101 53H102V52H101ZM107 53H110V52H107ZM118 53H119V52H118ZM122 53H123V52H122ZM133 53H134V52H133ZM139 53H140V52H139ZM152 53H153V52H152ZM175 53L178 54V55L175 56ZM204 53H205V52H204ZM204 53H203V54H204ZM212 53H213V52H212ZM212 53H210V55H212ZM223 53L226 54L225 51H224ZM5 54H6V53H5ZM29 54H30V55H29ZM55 54H56V53H55ZM66 54H67V53H66ZM73 54H75V53H73ZM78 54H79V53H78ZM96 54H98V53H96ZM115 54H116V53L114 52V55H115ZM128 54H129V53H128ZM157 54H158V55H157ZM201 54H202V53H200V55H201ZM214 54H215V53H214ZM216 54H217V53H216ZM216 54H215V58H216ZM229 54H231V53L229 52ZM229 54H228V55H229ZM2 55H3V56H6V55H4V54H2ZM39 55H40V54H39ZM58 55H59V53H58ZM62 55H63V54H62ZM71 55H72V54H71ZM76 55H77V54H76ZM83 55H85V54H83ZM83 55H81V56L83 57ZM88 55H89V54H88ZM106 55H107V54H106ZM114 55H113V57H114ZM132 55H133V54H132ZM138 55H139V54H138ZM160 55H161V56H160ZM210 55H209V58H210ZM219 55H220V54H219ZM221 55H222V54H221ZM221 55H220V56H221ZM228 55H224V56H228ZM0 56H1V55H0ZM43 56H44V55H43ZM43 56H42V57H43ZM48 56H49V55H48ZM54 56H55V55H54ZM54 56H53V57H54ZM66 56H67V55H66ZM73 56H74V55H73ZM73 56H71V58H72ZM81 56H80V54H79L80 59H78V60H81ZM115 56H117V55H115ZM122 56H123V55H122ZM134 56H135V55H134ZM192 56H193V57H192ZM207 56H208V55H207ZM212 56H213V55H212ZM224 56H223V57H224ZM64 57H65V56H64ZM85 57H87V56H85ZM98 57H99V56H98ZM104 57H105V61H103V60H101V61H102V62H105V65H106V64H107V62H106V60H107L106 57H107V56L104 55ZM120 57H121V56H120ZM120 57H117V58H120ZM125 57H126V56H124L123 59L120 58V59H118V60H123V61H124V58H125ZM137 57H139V56H137ZM141 57H142V55H141ZM143 57H149V58H151V61H150V62H152V60H153V58H154L153 56H152L153 58L150 57V56H143ZM184 57H185V58H184ZM204 57H205V56H204ZM213 57H214V56H213ZM20 58H21V59H20ZM22 58H23V59L25 58V59H24L25 61H23ZM27 58H28V59H27ZM29 58H30V59H29ZM39 58H40V56H39ZM47 58H48V57H47ZM47 58L45 57L44 59H47ZM67 58H68V57H67ZM77 58H78V57H77ZM77 58H75V60H77ZM132 58H133V57H132ZM229 58H230V57H229ZM229 58H228V59H229ZM9 59H11V60L9 61ZM35 59H36L37 62L35 61ZM68 59H69V58H68ZM73 59H74V58H73ZM94 59H95V58H94ZM96 59H97V58H96ZM130 59H131V58H130ZM140 59H142V58H140ZM173 59H174V61H173ZM179 59H180V60H179ZM184 59H187V61H185ZM189 59H190L191 61H190ZM193 59H194V58H193ZM196 59H197V58H196ZM204 59L206 60L207 57L204 58ZM228 59H226V62H227ZM5 60H6V59H4V61H5ZM28 60H29V61H28ZM31 60H33V62L35 61L34 63H36V65L33 64V62H32ZM38 60H41V61H42V59H38ZM58 60H59V58H58ZM60 60H61V58H60ZM69 60H71V59H69ZM75 60H74V61H75ZM82 60L84 61V59H82ZM86 60H87V59H86ZM114 60H115V58H114ZM118 60H117V62H119ZM126 60H127V58H126ZM126 60H125L126 63L123 62V61H122V62H123L124 64H127V62H128L129 59H128L127 61H126ZM131 60H132V59H131ZM131 60H130V62H131ZM137 60H138V59H137ZM143 60H144V59H142V61H143ZM149 60H150V59H149ZM188 60H189V62H188ZM220 60H221V58H220ZM1 61H2V60L0 59V62H1ZM22 61H23V63H22ZM48 61H49V60H48ZM83 61H78V62H79V63H81V62L83 63ZM88 61H89V60H87V64L89 65ZM135 61H136V60H135ZM154 61H155V60H153V62H154ZM158 61H157V62H158ZM179 61H181V62H182V65H184V66H182L181 63H180ZM208 61H209V60H208ZM215 61H216V60H215ZM218 61H219V60H217V62H218ZM223 61H224V60H223ZM223 61H220V62L218 63V65H219V64H220V65H221V64H224V65H225L226 63L223 62ZM42 62H43V61H42ZM51 62H52V61H51ZM65 62H68V61H65ZM71 62H72V60H71ZM108 62H109V61H108ZM117 62L114 63V64H116V67H118ZM130 62H129V63H130ZM148 62H149V61H148V58H147V61H146V62H140V63H138V64H144V63L147 64ZM150 62H149V64H150ZM153 62H152V63H153ZM173 62H175V63H173ZM176 62L180 65L179 67L177 66L178 64H177ZM197 62H198V61H196V63H197ZM1 63H2V62H1ZM1 63H0V65H1ZM14 63H13V64H14ZM46 63H47V61H46ZM46 63H45V64H46ZM48 63L50 64V62H48ZM48 63H47V64H48ZM52 63H53V62H52ZM79 63H78V66H77V65L75 66V64H76V63H75V64H74V67H75V68H76V67H77V68H78V67L80 68ZM94 63H96L95 60H94L93 64H94ZM110 63H111V61L109 62V64H110ZM123 63H121V66H122ZM133 63H134V61H133ZM136 63H137V62H136ZM198 63H200V62H198ZM209 63H210V62H209ZM28 64H29V63H28ZM41 64H42V63H41ZM41 64H40V66H41ZM63 64H64V61H63ZM97 64H98V63H97ZM100 64L104 65V63H100ZM114 64H113V61H112V63H111L110 66H108V64H107V66H106V68H107V67L110 68V69H108V70L110 71L111 74L113 73L112 70H113V67L115 66ZM130 64H131V63H130ZM149 64H147V65L149 66ZM156 64H158V63H156ZM174 64H177V65L175 66ZM186 64H187V65H186ZM205 64H206V63H205ZM207 64H208V63H207ZM58 65H59V64H58ZM65 65H66V64H65ZM71 65H72V63H71L70 65L68 64V66H71ZM102 65H101V66H102ZM113 65H114V66H113ZM163 65H164V64H163ZM167 65H168V67H167ZM171 65H172L173 67H170ZM190 65H193V64L191 63ZM190 65H189V69L192 67V66L190 67ZM196 65H197V64H196ZM199 65H201V63H200ZM211 65H212V67H214V66H213L214 64H210V66H211ZM224 65H222L223 68H224ZM2 66H3V69H4L5 64L3 63ZM20 66H21V67H20ZM22 66H23V70H22ZM25 66H27L26 68H30V67H28V65H26V64H25ZM40 66H39V67H40ZM48 66H49V65H48ZM48 66H47V67H48ZM62 66H63V65H62ZM66 66H67V65H66ZM81 66H82V65H81ZM84 66H85V65H84ZM90 66H91V64H90ZM97 66H99V64H98ZM133 66L136 67V65H133ZM138 66H139V65H138ZM141 66H142V65H141ZM151 66H152V65H151ZM154 66L156 67L155 64H154ZM181 66H182V67H181ZM197 66H198V65H197ZM197 66H196V67H197ZM9 67H10V66H8V68H9ZM37 67H36V68H37ZM42 67H43V66H42ZM53 67H55V65L52 64V69H50V71L53 70ZM63 67H64V66H63ZM71 67H72V66H71ZM71 67L69 68V70L71 69ZM91 67H94V66H91ZM95 67H96V65H95ZM102 67H103V66H102ZM111 67H112V68H111ZM116 67H114V70L116 69ZM127 67H129V66H127ZM127 67H125V69H128ZM157 67H158V66H157ZM157 67H156V68H157ZM174 67L176 68V70H175ZM180 67H181V68H180ZM194 67H195V66H194ZM194 67H192V69H193ZM205 67H206V66H205ZM217 67H218V66H217ZM49 68H50V67H49ZM77 68H76V69H77ZM96 68H98V67H96ZM99 68H100V67H99ZM103 68H105V66H104ZM119 68H120V67H119ZM121 68H122L123 70H125L124 67H121ZM129 68H130V67H129ZM131 68H133V67H131ZM136 68H137V67H136ZM173 68H174V69H173ZM219 68H222V67H221V66L218 67V71H219V70H220V71L222 70L221 72H223V69H219ZM5 69H6V68H5ZM13 69L10 67V70H11L10 73H13V72H12ZM17 69H18V70L20 69V70L17 71ZM60 69H61V68H59V70H60ZM66 69H67V67H66ZM72 69H73V68H72ZM83 69H85V67H83ZM86 69H87V67H86ZM89 69H90V68H89ZM91 69H92V68H91ZM157 69H159V67H158ZM157 69H156V70H157ZM161 69H162V68H161ZM186 69H188V68H186ZM197 69H198V68H197ZM200 69H201V68H200ZM200 69H199V70H200ZM202 69H204V68H202ZM10 70H7V72H9ZM25 70H28V69H25ZM29 70H30V69H29ZM46 70H47V69H45L44 71L46 72ZM55 70H56V69H54V71H53L52 73H54ZM57 70H58V69H57ZM78 70H79V69H78ZM95 70H96V69H93V71H95ZM100 70H101V69H100ZM103 70L106 71V74H107V71H108V70L102 69L101 71L103 72ZM120 70H121V69H120ZM120 70H118V72H119ZM129 70L131 71V69H129ZM136 70H138V68H137ZM147 70H150V71H151L152 68H151V69L149 68V69H147ZM156 70H155V68H154L153 71L155 72ZM159 70H160V69H159ZM172 70H174V71L172 72ZM184 70H185V68H184ZM205 70H206V69H205ZM210 70H211V68H210ZM214 70H215V67H214ZM2 71H5V70H2ZM47 71H48V70H47ZM65 71H66V70H65ZM65 71H64V72H65ZM73 71H74V70H73ZM73 71H72V73H73ZM75 71H76V70H75ZM80 71H81V70H80ZM83 71H84V70H83ZM87 71H88L89 75L92 76V77H89V76H88V77L91 78V80H92V79H93V74H91L89 70H87ZM111 71H112V72H111ZM140 71H141V70H140ZM140 71H136V72H140ZM153 71L150 72V73L148 74V76H149V75H151V73H152V76H149L150 79L148 78L150 81H149V80H146L148 83L151 82V79L154 78V80H155L156 77H157V75H155V74L153 73ZM157 71H158V70H157ZM157 71H156V72H157ZM181 71L183 72V69H182ZM181 71H177V72L180 74ZM200 71H201V70H200ZM206 71L209 72L208 69H207ZM206 71H205V72L202 71V72L204 73L205 76H207V74H208ZM220 71H219V73H220V75H221L222 73H221ZM22 72H21V73H22ZM48 72H49V71H48ZM56 72H57V71H56ZM59 72H60V71H59ZM61 72H62V71H61ZM91 72H92V71H91ZM97 72L99 73L98 70H97ZM97 72H96V73H97ZM102 72L100 73L101 75H102ZM116 72H117V70L113 73V75L116 74ZM122 72H124V71H122ZM131 72H133V71H131ZM159 72H160V71H159ZM165 72H166V71H165ZM182 72H181V73H182ZM189 72H190V71H189ZM192 72H193V70H192ZM196 72H197V71H196ZM210 72H211V71H210ZM210 72H209V73H210ZM25 73L28 74V71H26ZM65 73H66V72H65ZM68 73H69V72H68ZM70 73H71V72H70ZM75 73H76V72H75ZM78 73H79V71H78ZM80 73H81V72H80ZM86 73H87V72H86ZM88 73H87V74H88ZM92 73H93V72H92ZM94 73H95V72H94ZM96 73H95V76H98V78L96 77V79H99L100 77L102 78V76H100V75H96ZM98 73H97V74H98ZM120 73H121V72H120ZM134 73H135V72H134ZM140 73H141V72H140ZM140 73H139V74H140ZM142 73H143V72H142ZM147 73H148V72H146V73L144 72L143 74L145 75V74H147ZM185 73H186V72H185ZM206 73H207V74H206ZM211 73H212V72H211ZM211 73H210V74H211ZM213 73L215 74V72H213ZM219 73H216V75L219 74ZM14 74H15V73H14ZM31 74H29L30 76L28 75L27 77H29V81H30V83H31L30 85L32 86V81L30 80V79H32V78H31V77H32ZM36 74H37V73H36ZM46 74H48V73H46ZM50 74H51V73H50ZM54 74H55V73H54ZM62 74H63V73H62ZM81 74L86 75L84 72H82ZM111 74H110V77L113 76V75H111ZM132 74H133V73H132ZM139 74H137V75H139ZM143 74H140V77H141V75H142V77H143ZM153 74H154L156 77H154ZM163 74H164V73H163ZM165 74H166V73H165ZM187 74H188V73H187ZM210 74H209L208 76H210ZM214 74H213V76H214ZM3 75H4V74H3ZM22 75H23V73H22ZM52 75H53V74H52ZM57 75H58V74H57ZM68 75H69V74H68ZM76 75H77V73H76ZM83 75H82V76H83ZM104 75H105V74H104ZM166 75H167V74H166ZM170 75H169V76H170ZM189 75H192V74H188V76H189ZM220 75H219V77L216 76V78H220V77H222V76H220ZM0 76H1V75H0ZM4 76H5V75H4ZM7 76H8V75H7ZM11 76H12V74H11ZM14 76H15V75H14ZM19 76H20V75H19ZM35 76H36V75H35ZM40 76H41V75H39L38 77H40ZM43 76H44V75H43ZM48 76H50V75H48ZM48 76H47V77H48ZM77 76H78V75H77ZM80 76H81V75H80ZM82 76H81V77H82ZM86 76H87V75H86ZM86 76H85V77L83 76L82 78H86L87 81H88L89 78L86 77ZM95 76H94V77H95ZM106 76H107V75H106ZM117 76H118V75H117ZM119 76H120V75H119ZM122 76H124V75L122 74ZM163 76H164V75H163ZM169 76H168V77H169ZM175 76H176V75H175ZM180 76H181V75H180ZM182 76H183V75H182ZM185 76H186V75H185ZM202 76H203V74H202ZM205 76H203L202 79L207 78V79L212 83L213 88H214V85H216V84H217V86H215V87H218V88L220 87V85H219V84H220L219 81L221 82V79H220L219 81H217V83H216V81L214 80V77H213V80L215 81L214 83H216V84H214L213 81L210 80L212 77H211V78H210V77L208 78V77H205ZM12 77H13V76H12ZM15 77H16V76H15ZM24 77H25V76H24ZM45 77H46V75H45ZM72 77H74L75 79L77 78V77H75V76H72ZM125 77H126V76H125ZM128 77H129V76H128ZM128 77H127V79H128ZM131 77H132V75H131ZM134 77H135V76H134ZM137 77H138V76H137ZM152 77H153V78H152ZM166 77H167V76H166ZM186 77H187V76H186ZM195 77H196V76H195ZM200 77H201V76H199V78H200ZM1 78H3V77H1ZM4 78H5V77H4ZM6 78H8V77H6ZM13 78H14V77H13ZM13 78H12V79H13ZM19 78H22V77H19ZM25 78H26V77H25ZM35 78H36V77H35ZM41 78H42V77H41ZM41 78H38V79H41ZM55 78H56V77H55ZM57 78H59V77H57ZM57 78H56V79H57ZM64 78H65V77H64ZM68 78H69V77H68ZM122 78H123V77H122ZM122 78H121V79H122ZM164 78H165V76H164ZM173 78H174V77H173ZM181 78H182V77H181ZM181 78H179V79H178V78H175V79H178V80L175 81V82L180 81ZM9 79H10V78H9ZM26 79H27V78H26ZM36 79H37V78H36ZM36 79H35V80H36ZM45 79H49V78H45ZM53 79H54V78H53ZM102 79H103V78H102ZM121 79H120V80H121ZM123 79H124V78H123ZM133 79H134V78H133ZM140 79H141V78H139V79L136 78V80H139V81H141L143 78H142L141 80H140ZM145 79H146V78H145ZM159 79H162V78L159 77L158 80H159ZM170 79H171V76L169 77V82L171 81V85H172V81H173V84H174V83H175V82H174L175 79H174V80H170ZM202 79H201V80H202ZM207 79H206V80H207ZM3 80H5V79H3ZM14 80H15V79H14ZM14 80H13V81H14ZM33 80H34V77H33ZM50 80H51V79H50ZM58 80H59V79H58ZM65 80H66V79H64V81H65ZM71 80H72V79H71ZM89 80H90V79H89ZM91 80H90V81H91ZM93 80L95 81V78H94ZM129 80H130V79H129ZM129 80H127V82H128ZM191 80L193 81V80H195V79H192V77H191ZM197 80H198V79L196 78V81H197ZM199 80H200V79H199ZM206 80H205L204 82H206ZM216 80H217V79H216ZM7 81L9 82V80H7ZM13 81H11V82H13ZM17 81H18V80H17ZM19 81H21V79H20ZM24 81H25V79H24ZM26 81H27V80H26ZM52 81H54V80H52ZM59 81H60V80H59ZM64 81H62L63 84H64ZM66 81H67V80H66ZM76 81H77V79L75 80V82H76ZM83 81H84V79H83ZM103 81H104V79H103ZM105 81H107V80H105ZM111 81H112V79H111ZM121 81H122V80H121ZM125 81H126V79H125ZM125 81H124V82H125ZM144 81H145V80H144ZM146 81H145V82H146ZM160 81H161V80H160ZM186 81H189V80L187 79V80H185L184 82H186ZM22 82H23V81H22ZM34 82H35V81H34ZM41 82H42V81H41ZM45 82L47 83V81H45ZM55 82H56V81H55ZM57 82H58V81H57ZM73 82H74V81H73ZM81 82H82V80H81ZM96 82H97V81H96ZM107 82H108V81H107ZM107 82H106V83H107ZM124 82H123V83H124ZM134 82H135V81H134ZM152 82H153V80H152ZM152 82H151V83H152ZM154 82H155V81H154ZM156 82H157V80H156ZM162 82H165L164 86L166 85V86H168V87H166V90L162 89V88L164 87V86H162V85H163V83H162V85H161L162 88H161V89L167 92V88H168V89H169V90H168V93H169L168 96H169V95L171 96V95H172V93H171L172 91L170 90L169 86H170L171 88H173L174 86L172 87V86L170 85V83L167 81V82L169 83V84H168V83L166 82V79H165V81L162 80ZM182 82H183V80H182ZM200 82H202V81H200ZM200 82H199V83H200ZM5 83H6V82H5ZM13 83H14V82H13ZM13 83H12V84H13ZM17 83H18V82H16V84H17ZM23 83H24V82H23ZM23 83H22V84H23ZM27 83H29V82H27ZM27 83H26V84H27ZM38 83H39V81H38L36 84H38ZM43 83H44V82H43ZM49 83H51V82H49ZM78 83H79V82H78ZM82 83H83V82H82ZM86 83H87V82H86ZM86 83H85V84H86ZM91 83H92V82H91ZM91 83H90V84H91ZM97 83H98V82H97ZM97 83H95V84H96L95 88H96V87H97V88H100V87L102 88V87H103V89H104V87L106 86V83H103L104 85H102L101 82H100V80H99V85H100V87H98L99 85L97 86ZM108 83H109V82H108ZM108 83H107V84H108ZM116 83H117V82H116ZM118 83H120V82H118ZM129 83L131 84L130 81H129ZM148 83H147V84H148ZM179 83H181V82H179ZM186 83H187V86H188V87H189V85H192V84H190V82H189V83L186 82ZM186 83H184L185 86H186ZM191 83H193V82H191ZM194 83H196V82H194ZM207 83H208V81H207ZM2 84H3V81H2ZM2 84H1V85H2ZM6 84H9V83H6ZM6 84H5V85H6ZM20 84H21V82H20ZM52 84H53V83H52ZM56 84H57V83H56ZM59 84H60V83H59ZM67 84H68V81H67ZM72 84H73V86H74V85H77V84H74V83H72ZM90 84H89V86L87 85V88L90 87ZM92 84H93V83H92ZM109 84H111V83H109ZM109 84H108V86H109ZM126 84H127V83H126ZM130 84H129L128 86H132V85H133V83H132V85H130ZM135 84H136V83H135ZM158 84H159V83H157V85H158ZM160 84H161V82H160ZM167 84H168V85H167ZM176 84L179 85L178 83H175V85H176ZM182 84H183V83H182ZM184 84H183V85H184ZM188 84H189V85H188ZM196 84H197V83H196ZM208 84H210V83H208ZM9 85L11 86V84H9ZM14 85H15V84H14ZM27 85H28V84H27ZM27 85H26V87H27ZM43 85H44V84H43ZM57 85H58V84H57ZM151 85H152V84H151ZM151 85H150V86H151ZM153 85H154V84H153ZM155 85H156V84H155ZM157 85H156V87H157ZM180 85H181V84H180ZM180 85H179V86H180ZM193 85H194V84H193ZM193 85H192V86H193ZM197 85H198V84H197ZM199 85H200V84H199ZM210 85H211V84H210ZM210 85H208V87H209ZM218 85H219V86H218ZM17 86H18V85H17ZM17 86H16V88H17ZM20 86H21V85H20ZM31 86H30V89H31ZM34 86H35V85H34ZM38 86H39V85H38ZM41 86H42V85H41ZM51 86H52V85H51ZM65 86H66V85H65ZM69 86H70V85H69ZM79 86L82 87V85H80V84H79ZM91 86H92V85H91ZM114 86H116V84H114ZM114 86H113V87H114ZM117 86H118V85H117ZM119 86H124V84L119 85ZM119 86H118V88H119ZM126 86H127V85H126ZM139 86H140V85H139ZM179 86H177V87L180 88ZM185 86H184V88H183V89H184L183 91H186V90H185V89H186ZM192 86H191V88H194V87H192ZM4 87H5V86H4ZM14 87H15V86H14ZM24 87H25V86H23L22 88H24ZM42 87H43V86H42ZM56 87H57V86H56ZM61 87H62V86H61V84H60V88H61ZM71 87H72V86H71ZM84 87H85V86H84ZM111 87H112V86H111ZM133 87H134V86H132V88H133ZM135 87H136V85H135ZM135 87H134L133 89H137V88H138V87H136V88H135ZM141 87H142V88H141ZM141 87H140V89H144L143 86H141ZM147 87H148V86H147ZM151 87H152L153 89L155 88V87H153V86H151ZM181 87H182V85H181ZM195 87H197V86L195 85ZM199 87H200V86H199ZM211 87H212V86H211ZM7 88H8V86H7ZM16 88H14V90H13V88L11 89V91L13 90L12 93H14V91H15ZM20 88H21V87H20ZM27 88H28V87H27ZM32 88H33V87H32ZM51 88L53 89V87H51ZM58 88H59V87H58ZM76 88H77V87H76ZM87 88H86V89H87ZM90 88H91V87H90ZM90 88L87 89V91H86V90H85V91H86V92L90 91L91 93L94 94V92L92 91L93 89L91 90ZM92 88H93V87H92ZM95 88H94V89H95ZM97 88H96V89H97ZM114 88H115V87H114ZM145 88H146V87H145ZM189 88H190V87H189ZM189 88H188L187 90H190ZM197 88H198V87H197ZM17 89H19V88H17ZM24 89H25V88H24ZM24 89H22V90H20V91H23ZM34 89H35V88H34ZM41 89H42V88H41ZM49 89H50V87H49ZM62 89H63V88H62ZM69 89H71V88H69ZM78 89H79V88H78ZM82 89H83V87H82ZM84 89H85V88H84ZM96 89H95V90H96ZM111 89H113V88H111ZM147 89H148V88H146V91H147ZM150 89H151V88H150ZM157 89H159V90H157ZM157 89H156V90H157V91H160L161 93L164 92V91L162 92V90L159 88V86H158ZM174 89H176V87H174ZM214 89H215V92H217V91H216L217 88H214ZM2 90H3V89H2ZM4 90H5V89H4ZM6 90H7V91H6ZM6 90H5L6 92L10 91L9 88L6 89ZM31 90L34 92L33 89H31ZM46 90H48V88H47ZM59 90H60V89H59ZM63 90H65V89H63ZM79 90H80V89H79ZM107 90H108V89H107ZM107 90H104V91L107 92ZM113 90L115 91V89H113ZM113 90H112L111 92H113ZM116 90H117V91H115V93L117 94V92H118L119 89H116ZM122 90H123V88H122ZM144 90H145V89H144ZM148 90H149V89H148ZM154 90H155V89H154ZM179 90H180V89H179ZM181 90H182V88H181ZM181 90H180V91H181ZM195 90H196V93H198V92H197V89H195ZM199 90H201V88H200ZM202 90H203V88H202ZM212 90H213V89H212ZM212 90H211V91H212ZM220 90H221V87L219 88V91H220ZM28 91H29V88H28ZM39 91H40V90H39ZM39 91H38L37 93H39V94L41 95V93H40ZM54 91H55V89H54ZM61 91H62V90H61ZM97 91H98V89H97ZM104 91H102V92L104 93ZM151 91H152V90H151ZM169 91H171V92H169ZM173 91H174V93H175V90H173ZM183 91H182V92H183ZM0 92H1V90H0ZM17 92H18V91H17ZM17 92H15L16 94H14V95L19 94V93H17ZM26 92H27V91H26ZM44 92H45V91H44ZM52 92H53V90H52ZM56 92H57V91H56ZM86 92H85V93H86ZM99 92H100V90L98 91V93H99ZM108 92L110 93V91H108ZM177 92H178V91H177ZM187 92H188V91H187ZM187 92H186V93H187ZM190 92H192V91H190ZM201 92H203V91H201ZM206 92H207V94H208V92H209V88H208V91H206ZM212 92H213V91H212ZM212 92H210V94H211L210 97H211V98H212V95L214 94V93H212ZM1 93H3V92H1ZM27 93H29V92H27ZM30 93H31V92H30ZM30 93H29V94H30ZM42 93H43V90H42ZM63 93H64V91H63ZM71 93L73 94V92H71ZM81 93H82V92H81ZM119 93H121V92H119ZM143 93H144V92H143ZM146 93H148V91L145 92L143 96H145ZM154 93H155V91H154ZM174 93H173V94H174ZM179 93H180V92H179ZM186 93H184V94L182 95V97H183L184 95H188V97H189V93H188V94H186ZM194 93H195V91H194ZM203 93H204V92H203ZM4 94H5V93H4ZM8 94H10L9 97H12V96H13V94H11V92H9ZM31 94H35V92H34V93H31ZM57 94H59V93H57ZM61 94H62V93H61ZM66 94H67V93H66ZM68 94H69V93H68ZM68 94H67V95H68ZM79 94H80V92H79ZM83 94H84V93H83ZM87 94L90 95L89 93H87ZM99 94H100V93H99ZM113 94H114V93H113ZM113 94L110 93V98H111V99L109 98V96H107V95H109L108 93H107V95L105 94V95H106L105 97H108L110 100H108V98H106V100H105V99H102L103 101H104V100H105V101H108V102H106V103L109 104L108 106L106 105V107H107V111H106V112H108V113H105V114H106V115H105V116H106L105 118H107V119L109 120L108 122H110V120H113V121H115V123H116V122L118 123L119 120H120L121 118H122V123L119 122V123H121V125L123 124V120L126 121L127 118H128V119H129V118H130V119L133 118L135 121H137L138 119L136 120L134 117H136V115H137V114L135 113L137 110H140V111H141V109H139V108L141 107L140 104H139V107L136 108V107H137V104H136V103H137V102H140V101H138L139 99H137V102H136V103L134 102V105H136L135 109H137V110H136L135 112H133V110H135V109H133L134 106H132L133 108L130 107V106H128V107L132 108V111L128 112L129 110H128L127 105H130L129 102L132 101V98H131V100L128 102L127 105L124 104V105H126V106H125L126 108H125L122 104H119V103H118L119 101L116 102V100H117L118 97H117L116 99H114L115 101L113 100V98H114ZM150 94H151V93H150ZM155 94H156V93H155ZM163 94H164V93H163ZM175 94H176V93H175ZM199 94L202 95V93H200V92H199ZM210 94H208V95H210ZM216 94H218V92H217ZM216 94L213 95V96H216ZM219 94H221V93H219ZM5 95H7V94H5ZM21 95L25 98V96H24L25 94L23 95L22 92L19 94L18 97L20 98ZM26 95H27V94H26ZM40 95H39V96H40ZM44 95H45V94H44ZM53 95H54V94H53ZM70 95H71V94H69L68 96H70ZM84 95H85V94H84ZM84 95H83V96H84ZM94 95H97L96 92H95ZM111 95H112V97H111ZM114 95H115V94H114ZM120 95H121V94H120ZM137 95H138V93H137ZM166 95H167V93H165V97H164V98L167 99V100L163 101L164 103H163V102H162V103H163L164 105L167 103V107H168L169 104H168V98H166ZM178 95H179V94H177V96H178ZM195 95H196V94H195ZM201 95H200V96H201ZM205 95H206V94H205ZM208 95H207V97H208V99H209V96H208ZM3 96H4V95H3ZM7 96H8V95H7ZM7 96H6V98H7ZM31 96H32V95H31ZM76 96H77V95H76ZM78 96H79V95H78ZM90 96H92V95H90ZM90 96H88V97H90ZM102 96H104V95H101L100 97L102 98ZM117 96H119V95H117ZM138 96H140V95H138ZM153 96H154V95H153ZM159 96H160V95H159ZM159 96L156 95V97H159ZM163 96H164V95H163ZM163 96H161V97L163 98ZM172 96H175V95H172ZM198 96H199V95H198ZM202 96H203V95H202ZM219 96H220V95H217L218 98H217V97H214V101L216 100L217 102H218V101L220 102V101L222 100V95L220 96L221 99L219 98ZM15 97H16V96H15ZM15 97H12V98L14 99ZM18 97H16V103H19L18 105H20V103H22L23 100H22V99H18V100H21V102L17 101V98H18ZM23 97H22V98H23ZM27 97H28V96H27ZM32 97H33V96H32ZM34 97H35V96H34ZM36 97H37V96H36ZM48 97H49V96H48ZM48 97H47V99H48ZM56 97L59 99L58 96H56ZM60 97H61L62 99H64V98H63L64 96H63V97L60 96ZM66 97H67V96L65 95V98H66ZM88 97H87V100H88ZM115 97H116V96H115ZM121 97H122V96H121ZM135 97H136V95H135ZM156 97H155V99H156ZM178 97H179V96H178ZM178 97H176L175 99H177ZM180 97H181V95H180ZM180 97H179L178 100H180ZM182 97H181V99H182ZM190 97H191V93H190ZM1 98H3V97L1 96ZM1 98H0V99H1ZM4 98H5V97H4ZM4 98H3V100H6V98H5V99H4ZM12 98H11V99H12ZM38 98H39V97H38ZM43 98H44V96H43ZM51 98H52V97H51ZM51 98L49 97V101H50ZM61 98H60V99H61ZM75 98H76V97H75ZM80 98H81V95H80ZM94 98H96V96H95V97L93 96V97H92V100H93ZM97 98H98V97H97ZM97 98H96V99H97ZM103 98H104V97H103ZM133 98H134V97H133ZM149 98H150V97H149ZM152 98H153V97H152ZM171 98H172V97H171ZM195 98H197V97H195ZM201 98H202V97H201ZM201 98H200V101H201ZM7 99H8V98H7ZM13 99H12V101H14V104H16V103H15V100H13ZM25 99H27V98H25ZM60 99H59V100H60ZM62 99H61L60 101H62ZM67 99H68V97H67ZM67 99H66V100H67ZM73 99H74V96H73ZM73 99H72V100H73ZM76 99H78V98H76ZM76 99H74V100H76ZM120 99H121V98H120ZM134 99L136 100V98H134ZM144 99H145V98H142V100H144ZM157 99H158V98H157ZM160 99H161V98H160ZM160 99H158V101H159ZM169 99H170V98H169ZM175 99H172V100H173V102L171 103V106H172V107H174L173 105L179 103V101L177 100L178 102H175V104H173L174 101H175ZM197 99H198V98H197ZM202 99H203V98H202ZM219 99H220V100H219ZM3 100H2V101H3ZM34 100H35V99H34ZM44 100H45V99H44ZM44 100L42 99V101H44ZM72 100H71V98H70L69 101H71V103H72ZM80 100H81V99H80ZM85 100H86V99H84V101H85ZM92 100H91V101H92ZM97 100H98V99H97ZM99 100H100V99H99ZM99 100H98V101H99ZM102 100H101V101H102ZM111 100H112V102H111ZM118 100H119V98H118ZM122 100H123V99H122ZM122 100H121V101H122ZM135 100H134V101H135ZM147 100H148V99H147ZM162 100H164V99H162ZM210 100H211V99H210ZM212 100H213V98H212ZM2 101H0V103H1ZM37 101H38V100H37ZM37 101H36V102H37ZM55 101H56V100H55ZM57 101H58V100H57ZM77 101H78V100H77ZM91 101H90V102H91ZM95 101H96V100L94 99V102H95ZM109 101H110V102H109ZM151 101H152V99H151ZM151 101H150V102H151ZM155 101H156V100H155ZM166 101H167V102H166ZM202 101H203V100H202ZM3 102L5 103L6 101H3ZM3 102H2V106L0 107V109H3V113H4L3 115H7L6 112H8V113H9V112H10V113L13 112V113H12L13 115L17 114V115L20 117V118H18L17 115H16V118H14L16 121H14V119L11 120V118H10V117H11V114L9 113L10 115L8 114V116H10V117H8V118H10V121H11V122H12V121H14V123L17 122V118H18V121H19V122H20L22 119H26V118L24 117V116H26V114L23 115V113H22V114L19 115L20 111H21V112H24L23 110H20V107H22V106H19V109H18L19 111H18V113H15V112H17V111H16L17 109H16L15 111L10 110L9 108H10L11 106H10V107H9V106L7 107V105H6L8 102H6L5 104H4ZM24 102L27 103L28 101H27V102L24 101ZM32 102H34V101H32ZM64 102H65V100H64ZM78 102H79V101H78ZM85 102H86V101H85ZM87 102H88V101H87ZM114 102H116V103H114ZM123 102L125 103V101H123ZM123 102H122V103H123ZM147 102H149V100H148ZM165 102H166V103H165ZM181 102H182V101L180 100V103H179L180 105L183 104V103L181 104ZM212 102H213V101H212ZM221 102H222V101H221ZM12 103H13V102H12ZM43 103H45V102H43ZM53 103H54V102H53ZM57 103H58V102H57ZM59 103L61 104V102H59ZM73 103H74V102H73ZM104 103H105V102H104ZM104 103L102 102L103 105H104ZM110 103H113V104H110ZM117 103H118V105H120V106H118ZM132 103H133V101H132ZM143 103H144V102H143ZM143 103H142V104H143ZM192 103H194L193 100H192ZM199 103H200V102H199ZM9 104H10V103H9ZM38 104H39V103L37 102V105H38ZM60 104H59V105H60ZM63 104L65 105V103H63ZM66 104H67V103H66ZM74 104H75V103H74ZM81 104H82V103H81ZM84 104L87 105L86 103H84ZM102 104H101V105H102ZM114 104H115V106H114ZM142 104H141V105H142ZM152 104H153V103H151V105H152ZM196 104H197V103H196ZM200 104H202V103H200ZM210 104H211V103H210ZM213 104H216V103L213 102ZM213 104H212V106L209 105V103H208L207 106H206V104H204V105L206 106V108H203V109H204V110H205V109L207 110L208 107H210V108L212 107V108H213V106H214ZM3 105H5V108L7 107V109H5ZM10 105H11V104H10ZM26 105H27V104H26ZM30 105H31V103H30ZM37 105H35V104L33 103L34 109H38V108L40 107V106H39L40 104H39V105H38L39 107H38V108H37V107L35 108V106H37ZM49 105H50V103H49ZM54 105H55V103H54ZM78 105H79V104H78ZM95 105H96V104H94L93 106H95ZM97 105H100L99 102H98ZM132 105H133V104H132ZM145 105H146V104H145ZM148 105L150 106V104H148ZM177 105H178V104H177ZM192 105H193V104H192ZM202 105H203V104H202ZM204 105H203V106L200 105V106H201V107H204ZM216 105H218V104H216ZM12 106H13V104H12ZM14 106H15V105H14ZM28 106H29V105H28ZM28 106H27V107H28ZM62 106H63V105H61V107H62ZM149 106H148V107H149ZM165 106H166V105H165ZM175 106H176V105H175ZM219 106H222V103H221L220 105H218V108H219ZM41 107H42V106H41ZM63 107H64V106H63ZM69 107H70V106H69ZM73 107H74V106H73ZM88 107H89V106H88ZM91 107H92V104H91ZM115 107H119V108H118L119 110H118L117 108H115ZM193 107L195 108V106H193ZM197 107H199V106H197ZM201 107H200V108H201ZM13 108L15 109V107H13ZM13 108H11V109H13ZM17 108H18V106H17ZM23 108H25V107H23ZM30 108H31V107L29 106L28 109H30ZM45 108H46V107H45ZM67 108H68V107H67ZM71 108H72V107H71ZM84 108H85V107H84ZM98 108H101V106L98 107ZM103 108L106 109L105 106H103ZM120 108H122V109L125 110V111H123V110L120 109ZM124 108H125V109H124ZM130 108H129V109H130ZM149 108H150V107H149ZM170 108H171V107H170ZM191 108H192V107H191ZM210 108H209V109H210ZM216 108H217V107H216ZM218 108H217V110H218ZM4 109H5V110H4ZM25 109H27V108H25ZM31 109H33V108H31ZM46 109H47V108H46ZM46 109H45V110H46ZM68 109H69V108H68ZM68 109H67V110H68ZM87 109H88V108H87ZM92 109H93V108H92ZM116 109H117V110H116ZM142 109H143V108H142ZM164 109H165V110H164ZM174 109H175V108H174ZM214 109H215V108H213L212 113H211V112H210V113H211V116L214 115V119H212V120L216 121V120L219 119V117L221 118V116H223V114L221 113V109H223V107H222V108H221V107L219 108L220 112H219V110H218V112H219L218 115H220V113H221V116H219L218 118L216 117V114L214 113V111H216V110H214ZM6 110H8V111H6ZM38 110H40V109H38ZM38 110H36V112H39ZM43 110H44V109H43ZM47 110H48V109H47ZM50 110H52V109H50ZM61 110H63V108H62ZM95 110H97V109H95ZM98 110L100 111L101 109H98ZM120 110H121V113H120ZM127 110H128V111H127ZM147 110H149V109H147ZM166 110L169 111V108H163V112L166 111ZM172 110H173V108H171L170 112H171ZM191 110H194V109H191ZM195 110H196V109H195ZM198 110L200 111V109H198ZM11 111H12V112H11ZM57 111H58V110H57ZM85 111H86V110H85ZM99 111H97V112H99ZM102 111H103V110H102ZM118 111H119V112H118ZM140 111H139V113H140ZM144 111H145V109H144ZM196 111H197V110H196ZM1 112H2V110H1ZM1 112H0V113H1ZM28 112H29V111H28ZM36 112L34 111V113H36ZM41 112H42V110H41ZM41 112H40V113H41ZM45 112H46V111H45ZM47 112H48V111H47ZM47 112H46L45 114H47ZM52 112H54V111H52ZM63 112H66V110L63 111ZM68 112H69V111H68ZM94 112H95V111H94ZM131 112L133 113L134 116H132L131 114H128V115H127V113H131ZM151 112H152V111H151ZM151 112H148V113L151 114ZM175 112H178V111L176 110ZM182 112H183V111H182ZM202 112H203V111H202ZM205 112H206V111H205ZM222 112H223V110H222ZM5 113H6V114H5ZM14 113H15V114H14ZM25 113H26V112H25ZM34 113H33V114H34ZM40 113H39V114H40ZM42 113H43V112H42ZM71 113H72V112H71ZM85 113H86L85 115H88L87 112H85ZM99 113H101V112H99ZM125 113H126V114H125ZM146 113H147V112H146ZM148 113H147V115H148ZM165 113H166V112H165ZM179 113H180V112H179ZM192 113H194L195 115L192 116V117H190V118H188V116H187L186 118L191 119V118H193V117H196V112L192 111ZM199 113H200V112H198V116H200V118H201V115H202V114L199 115ZM216 113H217V112H216ZM27 114H29V113H27ZM33 114H32L31 116H34ZM43 114H44V113H43ZM57 114H58V112H57ZM57 114H56V115H57ZM65 114H66V113H65ZM103 114H104V113H103ZM107 114H108V115H107ZM119 114H120V115H119ZM124 114H125V115H124ZM141 114H142V113H141ZM143 114H145V113L143 112ZM143 114H142V115H143ZM162 114H164V113H162ZM177 114H178V113H177ZM181 114L183 115V113H181ZM181 114H178V115H181ZM186 114H187V113H186ZM205 114L207 115L208 113H205ZM3 115H0V117L3 116ZM22 115H23L24 118L21 117ZM29 115H30V114H29ZM37 115H38V114H37ZM40 115H41V114H40ZM49 115H50V114H49ZM53 115H54V114H53ZM59 115H60V114H58L57 117H59ZM61 115H62V114H61ZM95 115H97V113H96ZM95 115H94V117H95ZM98 115H99V114H98ZM121 115H122V116H121ZM123 115L126 116V117H124ZM147 115H144V116H147ZM170 115H171V114H170ZM174 115H176V114L172 112L171 117L174 116ZM191 115H192V114H191ZM35 116H36V115H35ZM35 116H34V117H35ZM62 116H63V115H62ZM68 116H69V114H68ZM71 116H73V115H71ZM74 116H75V115H74ZM100 116H102V115H100ZM120 116H121V117H120ZM128 116H129V117H128ZM130 116H131V117H130ZM137 116L140 117V115H137ZM165 116H167V115L164 114V117H165ZM176 116H177V115H176ZM185 116H186V115H185ZM198 116H197V117H198ZM211 116H209V119H210ZM12 117H13V116H12ZM14 117H15V116H14ZM26 117H27V116H26ZM43 117H46V116L44 115ZM50 117H52V116H50ZM63 117H64V116H63ZM69 117H70V116H69ZM91 117H92V115H91ZM161 117H162V116H161ZM171 117H170V118H171ZM174 117H175V116H174ZM174 117H173V118H174ZM177 117H179L180 121H181L182 119H183V121L186 119V118H183L184 116L181 117L182 119L180 118V116H177ZM197 117H196V118H197ZM205 117H206V116H205ZM5 118H6V117H5ZM21 118H22V119H21ZM29 118H30V116H29ZM29 118L27 117V119H29ZM32 118H33V117H32ZM37 118H39V117H37ZM48 118H49V117H48V115H47V119H48ZM73 118H74V117H73ZM89 118H90V116H89ZM99 118H100V117H99ZM99 118H98V119H99ZM119 118H120V119H119ZM123 118H125V119H123ZM140 118H141V117H140ZM162 118H163V117H162ZM211 118H213V117H211ZM215 118H216V120H215ZM223 118H224V116H223ZM2 119H4V117H3ZM35 119H36V118H35ZM47 119H46V120H47ZM90 119H92V118H90ZM90 119H89V120H90ZM98 119H97V120H98ZM102 119H103V118H102ZM133 119H131V120H129V121L132 122ZM144 119H145V117H144ZM164 119H166V117H165ZM193 119H195V118H193ZM201 119H203V118H201ZM206 119H208V117H207ZM209 119H208V120H209ZM221 119H222V118H221ZM0 120H1V119H0ZM29 120H30V122H31V119H29ZM33 120H34V119H33ZM37 120H39V119H37ZM44 120H45V119H44ZM44 120H43V121H44ZM51 120H52V119H51ZM60 120H62V119H60ZM87 120H88V119H87ZM116 120H117V121H116ZM140 120H141V119H140ZM170 120H172V118H171ZM186 120H187V119H186ZM198 120H199V117H198ZM208 120H205V119H204L203 121H202V120H200V121H202V124H203L205 127H206V123L208 124V128H210L211 125L214 127V125H213L214 123L211 122V125H210V122H209L210 120H209V121H208ZM223 120H225V119H223ZM7 121H8V119H7ZM22 121H23V120H22ZM49 121H50V120H49ZM49 121H48V122H49ZM57 121H59V120H57ZM68 121H69V120H68ZM85 121H86V118H85ZM99 121H101V120H99ZM105 121L107 122L106 119H105ZM127 121H128V120H127ZM138 121H139V120H138ZM142 121L144 122L143 118H142ZM142 121H141V122H142ZM189 121H190V120H189ZM189 121H188V122H189ZM191 121H192V120H191ZM195 121H196V120H194L193 122H195ZM206 121H207V122H206ZM4 122H5V121H4ZM19 122H18V123H19ZM23 122L25 123V120H24ZM37 122H38V121H37ZM40 122H41V120H40ZM46 122H47V121H46ZM55 122H56V121H55ZM101 122H102V121H101ZM108 122H107V125H108ZM133 122H134V121H133ZM133 122H132V124H131L132 126H134ZM141 122H139V123H141ZM184 122H185V121H184ZM193 122H192V123H193ZM197 122H198V121H197ZM197 122H195V125H196ZM203 122H206V123L204 124ZM216 122H217V121H216ZM220 122H221V121H220ZM18 123H16V124H18ZM33 123H34V122H33ZM38 123H39V122H38ZM43 123H44V122H43ZM50 123H54V122H50ZM110 123H111V122H110ZM110 123H109V124H110ZM112 123H113V122H112ZM119 123H118V124H119ZM134 123H135V122H134ZM137 123H138V122H137ZM137 123H135V124L137 125ZM186 123H187V121H186ZM189 123L191 124V122H189ZM198 123H200V122H198ZM212 123H213V124H212ZM217 123H219V122H217ZM224 123H225V121H224ZM11 124H13V123H11ZM11 124H10V126L12 127ZM21 124H23V123H21ZM30 124H31V123H30ZM30 124H29V125H30ZM34 124H35V123H34ZM40 124H42V122L39 123V125H38V124H37V125H38V126H41ZM59 124H60V123H59ZM105 124H106V123H105ZM105 124H103V125L105 126ZM113 124H114V123H113ZM145 124H146V123H145ZM164 124H165V123H164ZM219 124H220V123H219ZM19 125H20V123H19ZM19 125H18V127H20V128L22 129L21 125H20V126H19ZM37 125H36V127H37ZM42 125H43V124H42ZM46 125H47V124H46ZM51 125H52V124H51ZM126 125H128V127H130V126H129V122H128L127 124H126V122H124V126H125V127H127ZM136 125H135V126H136ZM141 125H144V124L141 123ZM165 125H166V124H165ZM195 125H194V126H195ZM197 125H198V127L201 128V130H200V128L198 129V130H200V134H201V131H202V127H203V125H202V126H201L200 124H197ZM197 125H196V126H197ZM209 125H210V127H209ZM217 125H218V124H217ZM222 125H224V124H222ZM222 125H221V126H222ZM2 126H4V123H3ZM16 126H17V125H16ZM22 126H23V125H22ZM48 126H49V125H48ZM116 126H117V124H116ZM119 126H120V125H119ZM122 126H123V125H122ZM124 126H123V127H124ZM132 126H131L130 128H133ZM146 126H147V125H146ZM196 126H195V127H196ZM215 126H216V125H215ZM225 126H226V125H225ZM225 126H223V127L225 128ZM6 127H7V126H6ZM28 127H29V126H28V123H27V127H26V128H28ZM44 127H45V126H44ZM49 127H50V126H49ZM52 127H54V126H52ZM52 127H50V129H52ZM117 127H118V126H117ZM151 127H152V126H151ZM162 127H163V126H162ZM205 127H204V128H205ZM216 127H217V126H216ZM216 127H215V128H216ZM4 128H5V127H4ZM15 128H16V127H15ZM29 128H30V127H29ZM37 128H38V127H37ZM37 128H36V131H37ZM42 128H43V127H42ZM42 128H41V129H42ZM45 128H46V130H47V127H45ZM55 128H56V127H55ZM109 128H110V127H109ZM143 128H144V127H143ZM148 128H150V127H148ZM191 128H194V127H191ZM204 128H203V129H204ZM206 128H207V127H206ZM206 128H205V129H206ZM211 128H212V127H211ZM211 128H210V129H211ZM217 128L219 129V125H218ZM0 129H1V128H0ZM18 129H19V128H18ZM18 129H17V130H18ZM43 129H44V128H43ZM194 129H195V128H194ZM196 129H197V128H196ZM205 129H204V130H205ZM210 129H208V130H210ZM213 129H214V128H213ZM222 129H223V128H222ZM10 130H11V129H10ZM151 130H152V128L150 129V131H151ZM190 130H191V129H190ZM198 130H196V131L199 133ZM216 130H217V129H216ZM223 130H224V129H223ZM7 131H8V130H7ZM12 131H13V130H12ZM28 131H29V130H27V132H28ZM147 131H148V129H147ZM193 131H194V130H193ZM1 132H2V131H1ZM5 132H6V131H5ZM5 132H4V133H5ZM9 132H10V131H9ZM19 132H20V131H19ZM23 132H24V131H23ZM32 132H33V131H32ZM32 132H29V133H30L29 135H31ZM44 132H45V131H44ZM50 132H52V131L50 130ZM153 132H154V131H153ZM157 132H158V133H157ZM159 132H161V131H156L157 134H159ZM191 132H192V130H191ZM202 132H203V131H202ZM206 132H207V133L209 132V133H208L209 135L206 134L207 139L212 138L213 135L211 136L210 132H213V131H206ZM206 132H205V133H206ZM224 132H225V131H224ZM2 133H3V132H2ZM6 133H7V132H6ZM14 133H16V132H14ZM14 133H13V134H14ZM21 133H22V132H21ZM21 133H20V135H21ZM37 133H38V132H37ZM46 133H47V131H46ZM192 133H193V132H192ZM27 134H28V133H27ZM34 134H35V132H34ZM52 134H53V133H52ZM135 134H136V132H135ZM213 134H214V133H213ZM222 134H223V133H222ZM228 134H229V133H228ZM228 134H227V135H228ZM41 135H42V133H41ZM177 135H178V137H177V136H176V137H177L178 139L176 138V140H180V141H181V135H179V132H178ZM191 135H192V134H191ZM193 135H195V134L193 133ZM193 135H192V136H193ZM203 135H204V132H203ZM203 135H202V136H203ZM7 136H8V135H7ZM7 136H6V137H7ZM9 136H10V135H9ZM16 136H17V135H16ZM22 136H24L23 133H22ZM51 136H52V135H51ZM161 136H162V135H161ZM187 136H188V133H187ZM202 136H201V137H202ZM209 136H210V137H209ZM225 136H226V135H225ZM2 137H3V135H2ZM2 137H1V138H2ZM31 137H34V139H37V138H35V136H32V135H31ZM31 137L29 136V139H30ZM40 137H41V136H40ZM40 137H39V138H40ZM46 137H47V136H46ZM52 137H53V136H52ZM54 137H56V136H54ZM179 137H180V138H179ZM188 137H190V139H191V136H188ZM188 137H187V138H188ZM201 137H200V138H201ZM208 137H209V138H208ZM3 138H4V137H3ZM156 138H157V137H156ZM159 138H160V137H159ZM184 138H185V137H184ZM193 138H195V137L193 136ZM200 138H199V139H200ZM203 138H206L205 135H204V137H202V139H203ZM8 139H10V138L8 137ZM17 139H18V138H17ZM40 139H41V138H40ZM42 139H44V138H42ZM55 139H56V138H55ZM65 139H66V138H65ZM195 139H196V138H195ZM195 139H194L192 142H194ZM13 140H14V139H13ZM13 140H12V141H13ZM23 140H24V137H23ZM25 140H27V139H25ZM46 140H47V138H46ZM46 140H45V141H46ZM48 140H49V139H48ZM50 140H51V139H50ZM154 140H155V139H154ZM188 140H189V139H188ZM188 140H187V141H188ZM196 140H197V139H196ZM203 140H204V139H203ZM216 140H217V138H216ZM216 140H214V141H216ZM15 141H16V140H15ZM36 141H37V140H36ZM36 141H35V142L33 141V142L36 143ZM66 141H68V140H66ZM198 141H200V140H198ZM4 142H5V141H4ZM6 142H7V141H6ZM6 142H5V143H6ZM27 142H29V141H27ZM63 142L65 143V140H64ZM156 142H157V140H156ZM188 142H189V141H188ZM188 142H187V143H188ZM217 142H218V140H217ZM0 143H3V142L1 141ZM11 143H12V142H11ZM11 143H10V144H11ZM48 143H49V142H48ZM149 143H151V145L155 144V142H154V143H153V142H149ZM177 143L179 144L180 142L176 141L175 144H177ZM185 143H186V142H185ZM187 143H186L185 147L187 146ZM189 143H190V142H189ZM189 143H188V145H189ZM201 143H202V141L200 142V144H201ZM210 143H211V139H210ZM6 144H7V143H6ZM18 144H19V143H18ZM22 144H24V141H23ZM37 144H38V142H37ZM42 144H43V143H42ZM42 144H41V145H42ZM62 144H63V143H62ZM194 144H195V143H194ZM196 144H197V143H196ZM198 144H199V143H198ZM202 144H203V143H202ZM202 144H201L200 146H202ZM205 144H207V142H206ZM211 144H212V143H211ZM211 144H208V145H206V146H208V147L210 148V146H212ZM3 145H4V144H3ZM3 145H2V146H3ZM7 145H8V144H7ZM19 145H20V144H19ZM27 145H28V144H27ZM27 145H26V146H27ZM32 145H33V144H32ZM69 145H70V144H69ZM151 145H150V146H151ZM172 145H173V147H174V144H172ZM172 145H171V146H172ZM180 145H182V142H181L178 146L180 147ZM214 145H215V144H214ZM4 146H6V145H4ZM4 146H3V147H4ZM21 146H23V145H21ZM36 146H37V145H36ZM38 146H39V145H38ZM38 146H37L36 148H38ZM168 146H169V145H168ZM171 146L168 147V148H171V150L168 149L170 152H172V151H176V152H177V151H178V150H176V149H173V150H172V147H171ZM189 146H190V145H189ZM215 146H216V145H215ZM217 146H218V144H217ZM0 147H1V146H0ZM43 147H44V146H43ZM152 147H153V146H152ZM155 147H156V146H154L153 148H155ZM183 147H184V146H183ZM185 147H184V149H185ZM202 147H203V146H202ZM202 147H201V148H202ZM204 147H205V145H204ZM213 147H214V146H212V148H213ZM5 148H8V147H4L3 149H5ZM12 148H13V147H12ZM21 148H22V147H21ZM27 148H28V147H27ZM30 148H31V146H30ZM47 148H48V147H47ZM148 148L150 149L151 147H148ZM157 148H158V147H157ZM175 148H176V147H175ZM181 148H182V146H181ZM192 148H193V145H191V148H190V149H192ZM205 148H207V147H205ZM205 148H202V150H201L202 154H203V152L206 151ZM209 148H207V150H208ZM214 148H215V147H214ZM221 148H222V147H221ZM1 149H2V148H1ZM9 149H10V148H9ZM9 149H8V151H9ZM14 149H16V148H14ZM32 149H33V148H32ZM39 149H40V148H39ZM39 149H38V150H39ZM151 149H152V148H151ZM151 149H150V150H151ZM184 149L182 148V150H184ZM190 149H188V147H187L186 151L189 150V152H191ZM204 149H205V151H204ZM236 149H237V147H236ZM236 149H235V150H236ZM6 150H7V149H6ZM12 150H13V149H12ZM12 150H10V151L12 152ZM16 150H17V149H16ZM29 150L32 151L31 149H29ZM34 150H35V148H34ZM45 150H46V149H45ZM71 150H72V149H71ZM153 150H154V149H153ZM210 150H211V149H210ZM210 150H209V151H210ZM213 150H215V149H213ZM213 150L210 151V152H213ZM218 150H220V149H218ZM223 150H224V149H223ZM239 150H240V149H239ZM3 151H4V150H3ZM10 151L8 152L9 154H10ZM39 151H40V150H39ZM39 151H38V152H39ZM69 151H70V150H69ZM88 151H89V150H88ZM88 151H87V152H88ZM155 151H156V150H155ZM0 152H1V151H0ZM4 152H5V151H4ZM15 152H16V151H15ZM38 152H36V153H38ZM45 152H47V151H45ZM71 152H72V151H71ZM158 152H159V151H157L156 153H158ZM178 152H180V151H178ZM214 152H215V151H214ZM218 152H219V151H218ZM221 152H223V151L221 150ZM232 152H233V151H232ZM232 152H231V153H232ZM240 152H241V151H240ZM240 152H239V153H240ZM245 152H246V151H245ZM23 153H24V151H23ZM27 153H28V152H27ZM33 153H34V152H32V154H33ZM48 153H49V152H48ZM48 153H47V154H48ZM50 153H52V151H51ZM69 153H70V152H69ZM73 153H74V152H73ZM84 153H85V152H84ZM156 153H155V154H156ZM159 153H160V152H159ZM180 153L182 154L183 152H180ZM187 153H188V152H187ZM206 153H207V152H206ZM206 153H205V155H206ZM208 153H209V152H208ZM224 153H225V152H224ZM234 153H235V152H234ZM246 153H247V152H246ZM1 154H2V153H1ZM1 154H0V155H1ZM4 154H6V153H4ZM4 154H3V155H4ZM18 154H19V153H18ZM41 154H42V153H41ZM44 154H45V153H44ZM75 154H76V153H75ZM183 154H185V153H183ZM183 154H182V155H183ZM241 154H242V153H241ZM3 155H2V156H3ZM12 155H13V153H12ZM22 155H23V154H21V155L19 154L18 156H21V157H22ZM34 155H35V153H34ZM86 155H87V153H86ZM86 155H81V156H79V158H80V159H83L82 156H86ZM190 155H191V154H189V155L187 154V155H186V158H187L188 156H190ZM209 155H210V157L213 158V155H211V153H209L208 155H206L208 158H206V156H205V159L211 161L212 158L210 159V158H209ZM220 155H221V154H220ZM234 155H236V154H234ZM237 155H238V154H237ZM248 155H249V154H248ZM14 156H15V155H14ZM37 156H38V155H37ZM53 156H55V154L52 155V157H53ZM67 156H68V155H67ZM70 156H71V155H70ZM183 156H184V155H183ZM201 156H202V155H201ZM203 156H204V155H203ZM203 156H202V157H203ZM215 156H216V155H215ZM215 156H214V158H215ZM231 156H232V154H231ZM249 156H250V155H249ZM249 156L246 157L247 160H248V157H249ZM253 156H254V154H253ZM10 157H11V156H10ZM31 157H32V156H31ZM41 157H42V156H41ZM176 157H177V156H176ZM221 157H222V156H221ZM223 157H224V156H223ZM237 157H238V156H237ZM237 157H235V160H234V161H235L234 163H236V164H237V162H238V161H236V158H237ZM242 157H244V156L242 155ZM258 157H259V156H258ZM258 157H254V159H255V160H257V159H258V160L261 159L260 157H259V158H258ZM28 158H30L29 155H28ZM44 158H46V157H44ZM64 158H66V157H64ZM64 158H63V159H64ZM89 158H90V157H89ZM93 158H94V157H92L91 160H93ZM227 158H229V157H227ZM256 158H257V159H256ZM1 159H2V158H1ZM14 159H15V157H14ZM18 159H19V158H18ZM31 159H32V158H31ZM31 159H30V161H31ZM35 159H36V158H35ZM128 159H129V158H128ZM130 159H131V158H130ZM178 159H179V158H178ZM183 159H184V158H183ZM217 159H218V158H217ZM249 159H250V158H249ZM254 159H251V160H254ZM22 160H23V158H22ZM28 160H29V159H28ZM44 160H45V159H44ZM44 160H43V161H44ZM66 160H67V159H66ZM71 160H72V158H71ZM76 160H77V159H76ZM134 160H135V159H134ZM134 160H133V162H134ZM186 160H187V159H186ZM202 160H203V158H201L200 161H202ZM223 160H224V158H223ZM223 160H222V161H223ZM240 160H241V159H240ZM244 160H245V158H244ZM244 160H243V162H244ZM251 160H250V161H251ZM262 160H263V159H262ZM9 161H11V159H9ZM9 161H7V162L9 163ZM15 161H16V160H15ZM30 161H27V164H28V162L30 163ZM37 161H38V157H37ZM40 161H41V159H40ZM68 161H69V160H68ZM68 161H67V162H68ZM73 161H75V160H73ZM77 161H78V160H77ZM125 161H126V163H127L128 160H125ZM129 161H131V160H129ZM129 161H128V163H130ZM245 161H246V160H245ZM248 161H249V160H248ZM259 161H261V160H259ZM259 161H258V163H260ZM17 162H18V161H17ZM25 162H26V161H25ZM46 162H47V161H46ZM62 162H63V163H62ZM62 162H61V165H62V164L64 165V162H65V161L63 160ZM82 162H83V161H82ZM93 162H94V160H93ZM133 162L131 163V165L128 164V163H127V164L130 165V166H132ZM150 162H153V161H151V159H150ZM202 162L205 163L206 160H205V161L203 160ZM218 162H219V161H218ZM229 162H230V161H229ZM229 162H228V163L225 162L226 165H227V164L230 165V163H231L232 161H231L230 163H229ZM254 162H255V161H254ZM263 162H264V161H263ZM263 162H261V166H262V167L260 166V167H261V168H260L261 171L264 170V169H263V168H264V166H263L264 163H263ZM3 163H4V162H3ZM14 163H15V162H14ZM14 163H13V164H14ZM21 163H23V162H21ZM36 163H37V162H36ZM50 163H51V161L48 162V164H49L50 167H55V166H53V165L51 166ZM52 163H53V162H52ZM52 163H51V164H52ZM55 163H56V162H55ZM55 163H53V164H55ZM69 163L72 164L71 161H70ZM79 163H80V162H79ZM86 163H88V162H86ZM89 163H90V162H89ZM89 163H88V164H89ZM95 163H97L96 160H95ZM153 163H154V162H153ZM204 163H203V164H204ZM208 163H209V162L207 161L206 165H207ZM219 163H220V162H219ZM248 163H249V162H248ZM252 163H253V161H252ZM256 163H257V161L255 162V164H256ZM38 164H39V163H38ZM82 164H83V163H82ZM93 164H94V163H93ZM154 164H155V163H154ZM198 164H199V163H198ZM203 164H201V163L199 164V165H200L199 169H200V168H205V167L203 166ZM211 164H212V163H210V165H211ZM242 164H243V163H242ZM245 164H247V163L245 162L244 165H245ZM255 164H250V165H252V166L254 165V167H255ZM2 165H3V164H2ZM11 165H12V164H11ZM16 165H17V163H16ZM31 165H32V164H31ZM33 165H34V163H33ZM39 165H40V164H39ZM75 165H76V163H75ZM78 165H79V164H78ZM91 165H92V163H91ZM172 165H175V162H174V164L172 163ZM226 165H225V166H226ZM250 165H248V167H249ZM256 165H260V164H256ZM6 166H7V165H6ZM6 166H5V167H6ZM18 166H20V165H17V168H19ZM44 166H45V163H44ZM64 166H65V165H64ZM81 166L83 167L84 165H81ZM94 166H96V164H95ZM135 166H136V164H133L132 167H134V168L131 167L132 170L136 169ZM202 166H203V167H202ZM212 166H214V162H213ZM232 166L234 167V166H237V165H235V164H234V165H231V169H232ZM3 167H4V166H3ZM5 167H4V168H5ZM7 167H9V166H7ZM11 167H12V166H11ZM27 167H28V166H27ZM37 167H38V166H37ZM37 167H36V168H37ZM46 167H47V164H46ZM46 167H44V168L42 167V169H45ZM59 167H60V170H61V166H59ZM59 167H58V168H59ZM76 167H77V165H76ZM79 167H80V166H79ZM79 167H78V169H79ZM84 167H85V166H84ZM84 167H83V169H84ZM90 167H91V166H90ZM223 167H224V164H223ZM242 167H243V165H242ZM245 167H246V165H245ZM254 167H252V168H254ZM9 168H10V167H9ZM14 168H15V167H14ZM21 168H22V167H21ZM25 168H26V167H25ZM31 168H32V167H31ZM47 168H48V167H47ZM58 168H57V169H58ZM67 168H68V167H67ZM86 168H87V167H86ZM94 168L97 169V166L94 167ZM94 168H91V169H94ZM150 168H151V167H150ZM152 168H154V167H152ZM209 168L216 169L215 167L213 168V167H211V166H210ZM258 168H259V167H258ZM258 168L256 169V167H255V173H254V171H253L254 169H252L251 171H252L253 173L250 174V176L253 175V174H256V170H258ZM27 169H28V168H27ZM29 169H30V168H29ZM48 169H49V168H48ZM50 169L53 170V168H50ZM50 169H49V170H50ZM70 169H71V167H70ZM72 169H73V168H72ZM91 169H90V170H91ZM205 169H206V168H205ZM221 169H222V168H221ZM242 169L246 171L247 169L250 170V167H249V168H245V169L242 168ZM6 170L8 171L7 168H6ZM15 170H16V169H15ZM19 170H20V169H19ZM38 170H39V169H38ZM58 170H59V169H58ZM60 170H59V172H60ZM64 170H65V169H64ZM68 170H69V169H68ZM85 170H86V172H85L86 175H85V176H87V177L89 178V176L87 175V169H85ZM90 170H89V168H88V171H90ZM206 170H207V169H206ZM209 170H211V169H209ZM216 170L218 171V169H216ZM216 170H215V172H216ZM233 170H234V169H233ZM236 170H238L237 172H239V169H236ZM0 171H1V170H0ZM13 171H14V170H13ZM17 171H18V170H17ZM25 171H26V170H25ZM54 171H55V173H56V170H54ZM66 171H67V170H66ZM135 171H136V170H135ZM230 171H231V170H230ZM10 172H11V171H10ZM19 172H20V174H21V171H19ZM19 172H18V174H19ZM33 172H34V171H33ZM43 172H44V171H43ZM46 172H47V169H46ZM76 172H78V171H76ZM79 172H80V171H79ZM79 172H78V174H79ZM82 172L84 173V171H82ZM207 172H208V171H207ZM212 172H214V171H211V173H212ZM219 172H220V171H219ZM219 172H218V175H219ZM241 172H242V173H241ZM249 172H250V171H249ZM249 172H248V173H249ZM259 172H260V171H259ZM259 172H257L258 175H261V174L263 175V173H264V172H263V173L260 172L261 174H259ZM13 173H14V172H13ZM27 173H29V172H27ZM31 173H32V172H31ZM48 173H49V172H48ZM60 173H61V172H60ZM65 173H66V172H65ZM69 173H70V172H69ZM71 173H74V171H72ZM71 173H70V174H71ZM83 173H82V174H83ZM90 173H91V172H90ZM94 173H96V172H94ZM229 173H230V172H229ZM239 173H241V174L244 175V171H242V170H241ZM5 174H6V173H5ZM8 174H9V172H8ZM8 174H7V175H8ZM25 174H26V173H25ZM50 174L52 175V174H54V173H50ZM50 174H49V175H50ZM57 174H58V173H57ZM75 174H76V173H75ZM78 174H77V175H78ZM82 174L80 173V175H82ZM216 174H217V172H216ZM230 174H231V173H230ZM230 174H229V175L227 174V175L229 176V179H231L230 177H232V178L234 177V176H233V171H232V175H231V176H230ZM0 175H1V174H0ZM2 175H4V173H3ZM11 175H12V173H11ZM13 175H14V174H13ZM26 175H27V174H26ZM39 175H40V174H39ZM41 175H46V174L44 173V174H41ZM54 175H55V174H54ZM54 175H52V178H53ZM64 175H65V174H64ZM66 175H68V174H66ZM66 175H65V176H66ZM80 175H78V177H80ZM93 175H94V174H93ZM209 175H210V172H209ZM212 175H214V173H213ZM218 175H217V176H218ZM245 175H246L247 178H248V174H246V172H245ZM245 175H244V176H245ZM258 175H255V176H253V177L251 176V178H253V180L255 179V181H256V180H257V177H256V176H258ZM262 175H261V177L263 178L264 175H263V176H262ZM20 176H22V175H20ZM29 176H30V175H29ZM29 176H28V178L26 179L27 181H29L28 179H30ZM34 176H37V175H34ZM46 176H47V175H46ZM60 176H62V175L59 174V176H58L59 179H60ZM82 176H83V175H82ZM91 176H92V173H91ZM219 176H220V175H219ZM23 177H24V176H23ZM23 177H20V178H23ZM26 177H27V176H25L24 178H26ZM56 177H57V175H56ZM67 177H69V176H67ZM70 177H71V176H70ZM72 177H73V176H72ZM74 177H75V179H76V175H74ZM254 177H256V178H254ZM3 178H4V177H3ZM9 178H11V177H9ZM32 178H33V177H32ZM44 178H45L44 180L47 181V179H46L47 177L44 176ZM49 178H50V177H48V179H49ZM54 178H55V177H54ZM65 178H66V177H65ZM80 178H82V177H80ZM80 178H79V179H80ZM90 178H91V177H90ZM159 178H161V177H159ZM210 178H211V177H210ZM214 178H216V176H214ZM220 178H224V179H225V172H224V177H220ZM220 178H219V180H221ZM262 178H260V180H261ZM4 179H5V178H4ZM6 179H7V178H6ZM35 179L37 180V179H38V176H37V178H35ZM39 179H40V178H39ZM67 179H68V178H67ZM75 179H74V180H75ZM84 179H85V177H84ZM92 179H93V176H92L91 180H92ZM162 179H163V178H162ZM212 179H213V177H212ZM212 179H211L210 181H212ZM224 179H223V180H224ZM229 179H228V180L225 179V181H220V182H221V183H223V182L225 183V182H226V184H224L225 187L228 185V188H229V187L232 188V186H229L230 183L227 184L228 181H232V179H231V180H229ZM245 179H246V177L244 178V181H248V182H249V180H250L249 183H251V182L255 183V181H253V180H251V179H249V180H248V179L245 180ZM13 180H14V178H13ZM21 180L23 181L24 179H21ZM36 180H35V181H36ZM44 180H40V182H41V183H44V182H45ZM50 180H51V178H50ZM53 180H54V179H53ZM53 180H52V181H53ZM56 180H57V179H56ZM69 180H70V179H69ZM77 180H78V179H77ZM85 180H86L87 183L90 181L89 188L91 189V185H92V184H93V185L95 184V183H94V180H92V181L89 180V181H88L87 178H86ZM85 180H83V181H84L83 183H86ZM159 180H160V179H159ZM203 180H205V177H204ZM234 180H235V178H234ZM258 180H259V179H258ZM260 180H259V181H260ZM263 180H264V179H263ZM7 181H8V180H7ZM9 181H10V180H9ZM9 181H8V182H9ZM15 181H17V180H15ZM15 181H11V182H15ZM22 181H20V182L22 183ZM24 181H25V180H24ZM27 181H26V182H27ZM42 181H43V182H42ZM58 181H59V180H58ZM71 181H73V180L71 179L70 182H71ZM80 181H81L80 183H82V179H81ZM160 181H161V180H160ZM206 181H207V180H206ZM206 181H204V182H205V185H208V184H206ZM210 181L208 180V182L211 184ZM217 181H218V180H217ZM244 181H242V182H243V186H245L244 188H246V184L244 183ZM259 181L256 182V185H258L257 183L260 184V182H261L262 180H261L260 182H259ZM20 182H19V183H20ZM56 182H57V181H56ZM70 182H69V184L71 185ZM92 182H93V183H92ZM218 182H219V181H218ZM234 182H236V181H234ZM262 182H263V184H262V187H263V185H264V181H262ZM9 183H10V182H9ZM21 183H20V187H21ZM30 183H32V182H29V183H27L26 185L29 186ZM34 183H35V182H34ZM38 183H39V182H38ZM53 183H54V182H53ZM66 183H67V182H66ZM73 183H75V182H73ZM73 183H72V184H73ZM76 183L78 184L79 182H76ZM76 183H75V184H76ZM83 183H82L81 187H82V186H86V185H83ZM216 183H217V182H216ZM232 183H233V181L231 182V184H232ZM0 184H1V183H0ZM22 184H23V187L26 186V185H24L25 182L22 183ZM45 184H46V183H45ZM47 184H48V183H47ZM47 184H46V185H47ZM77 184H76V185H77ZM100 184H101V183H99V185H100ZM212 184H214V183H212ZM234 184H235V183H234ZM234 184H233V185H234ZM244 184H245V185H244ZM1 185H2V184H1ZM12 185H13V184H12ZM12 185H11V187H9L8 185L5 184L6 187L8 186V189H9V188H12ZM14 185H15V184H14ZM18 185H19V184H18ZM32 185H34V184L32 183ZM39 185L41 186V188L44 187V186H42V185H44V184H42V185L39 184ZM49 185H51V184H48V186H49ZM73 185H74V184H73ZM101 185H102V184H101ZM214 185H215V184H214ZM224 185H223V186H224ZM237 185H238V184L236 183L235 187H238ZM251 185H252V184H251ZM253 185H255V184H253ZM256 185H255V186H256ZM48 186H47V187H48ZM54 186H55V185H54ZM74 186H75V185H74ZM103 186H105V185H103ZM201 186H202V185H201ZM201 186H200V187H201ZM211 186H212V185H211ZM216 186H217V187H216V189H217V188H218V185L216 184ZM221 186H222V184H221ZM15 187H17V186H15ZM18 187H19V186H18ZM18 187H17V189H18ZM34 187H35V186H34ZM34 187H33V189H34ZM52 187H53V186H52ZM66 187H67V185L65 186L64 189H67ZM68 187H69V189H70V187H73V186L71 185V186H68ZM75 187H76V186H75ZM75 187H74V188H75ZM78 187H79V188H78ZM78 187H77V188L81 190V188H80V184L78 185ZM94 187H95V188L92 187V189H94V190L97 189V188H98V184H97V185L95 184ZM100 187H101V186H100ZM111 187H112V186H111ZM233 187H234V186H233ZM256 187H258L259 190H260V187H261V186H256ZM262 187H261V190H263ZM0 188H1V189L3 188V190H5V189H4V186H3V187H0ZM13 188H14V186H13ZM21 188H22V187H21ZM25 188H26V187H25ZM36 188H37V187H36ZM54 188H56V187H54ZM77 188H76V190H78ZM87 188H88V187H87ZM87 188H85V189H87ZM113 188H114V187H113ZM201 188H202V187H201ZM230 188H229V189H230ZM26 189H27V188H26ZM37 189H40V187L37 188ZM37 189H36V191H38ZM50 189H51V188H50ZM72 189H73V188H72ZM82 189H84V188H82ZM85 189H84L83 191H85ZM206 189H207V188H206ZM213 189H214V188H213ZM221 189H222V188H221ZM251 189H252V188H251ZM3 190H2V192H3ZM9 190H10V189H9ZM31 190H32V189H31ZM40 190H41V189H40ZM43 190H44V189H43ZM80 190H78L77 192H79ZM112 190H113V189H112ZM223 190H224V189H223ZM230 190H231V189H230ZM235 190H237V188H235ZM238 190H239V189H238ZM249 190H250V188L248 189V192H249ZM12 191H13V190H12ZM12 191H11V192H12ZM14 191H17V192H18V190H14ZM20 191H21V190H20ZM27 191H28V190H27ZM41 191H42V190H41ZM47 191H48V188H47ZM47 191H46V192L43 191V192H44L45 194H47ZM52 191H54V190H51V192H52ZM63 191H65L67 194L69 193V196H71V195H70V192H71V191H68V189H67V190H63ZM67 191H68V192H67ZM72 191H73V190H72ZM83 191H82V192H83ZM92 191H93V190H92ZM92 191H91V192H92ZM201 191H202V190H201ZM213 191H214V190H213ZM221 191H222V190H221ZM224 191H225V190H224ZM227 191H228V190H227ZM233 191H234V189L232 190V192H233ZM4 192H5V191H4ZM11 192H8V194L11 193ZM48 192H50V191H48ZM87 192H88V191H87ZM87 192H85V196H86V193H87ZM91 192H90V194H89V192H88L87 195H91ZM107 192H108V191H107ZM203 192H204V191H203ZM215 192H216V191H215ZM215 192H214V193H215ZM225 192H226V191H225ZM228 192H229V191H228ZM236 192H237V191H235V193H236ZM248 192H247V193H248ZM260 192H261V191H260ZM24 193H25V192H24ZM40 193H41V192H40ZM63 193H64V192H63ZM66 193H65V194H66ZM80 193H81V192H80ZM115 193H116V192H115ZM219 193H220V192H219ZM229 193H230V192H229ZM249 193H250V192H249ZM253 193H254V192H253ZM262 193H263V192H262ZM5 194H7V193H5ZM11 194H13V193H11ZM14 194H15V193H14ZM19 194H20V193H19ZM19 194H17V195H19ZM33 194H35L34 190H33ZM50 194H51V193H50ZM50 194H47V195L51 196ZM65 194H63V195H65ZM67 194H66V195H67ZM71 194H72V193H71ZM74 194H76V193H74ZM77 194H78V193H77ZM82 194H83V193H82ZM108 194H109V193H108ZM221 194H222V193H221ZM221 194H219V195H220L221 197H224V194H222V195H221ZM225 194H226V193H225ZM227 194H228V193H227ZM232 194H233V193H232ZM236 194H237V193H236ZM236 194H235V195H236ZM2 195H3V193H2ZM17 195H16L15 197L18 198L19 196H17ZM24 195H25V194H24ZM26 195H27V194H26ZM43 195H44V194H43ZM43 195H42V196H43ZM110 195H111V194H110ZM213 195H216V194H213ZM213 195H212V196H213ZM244 195H245V194H244ZM250 195H251V194H250ZM261 195L263 196L264 194H261ZM261 195H260V197H261ZM0 196H1V195H0ZM6 196H7V195H6ZM12 196H13V195H12ZM28 196H29V195H28ZM28 196H27V197H28ZM31 196H32V195H31ZM38 196H39V195H38ZM53 196H54V195H53ZM78 196L81 197L82 195H81V194H80V195L78 194ZM83 196H84V194H83ZM85 196H84V198H87V200H89L90 196H86V197H85ZM227 196H228V195H227ZM252 196H253V195H252ZM256 196H258V195L256 194ZM256 196H255V197H256ZM21 197H22V196H21ZM51 197H52V196H51ZM60 197H61V198H62V197H65V198H66V196H62V194H61ZM73 197H75V196L73 195ZM76 197H77V196H76ZM80 197H79V199H78V197H77V200H76V199H73L72 197H71V199H73L74 202L79 201V200H80L79 202H81L82 200H83V201L85 200L84 198H80ZM88 197H89V198H88ZM201 197H202V196H201ZM203 197H204V196H203ZM205 197H206V196H205ZM216 197H217V199H218V197H219L218 194H217ZM233 197H234V196H233ZM253 197H254V196H253ZM253 197H252V198H253ZM255 197H254V198H255ZM260 197H259V200H260ZM22 198H23V197H22ZM22 198H21V199H22ZM28 198H29V197H28ZM31 198H32V197H31ZM31 198H30V199H31ZM39 198H41V197H39ZM43 198H44V197H43ZM54 198H55V197H54ZM68 198H69V197H68ZM212 198H213V197H212ZM230 198H231V197H230ZM249 198H250V197H249ZM261 198H262V200H263V197H261ZM13 199H14V196H13ZM13 199H12V200H13ZM19 199H20V198H19ZM26 199H27V198H26ZM44 199H45V198H44ZM48 199H50V201H51V199H53V198H48ZM69 199H70V198H69ZM213 199H214V198H213ZM220 199H221V198H219V200H220ZM222 199H224V198H222ZM2 200H4V199H2ZM14 200H15V199H14ZM22 200H25V199H22ZM33 200H34V199H33ZM58 200L60 201V202H58L59 204L62 203V201H63V199H59V198H58ZM73 200H72V201H73ZM250 200H251V198H250ZM250 200H249V201H250ZM5 201H6V200H5ZM19 201H20V200H19ZM28 201L30 202L31 200H28ZM35 201H36V203L38 202L37 200H35ZM42 201H43V200H42ZM65 201H66V200H65ZM83 201H82V202H83ZM207 201H208V200H207ZM220 201H221V200H220ZM220 201H219V202H220ZM222 201H223V200H222ZM224 201H225V200H224ZM243 201H244V200H243ZM249 201H248V202H249ZM251 201H252V200H251ZM254 201H255V200H254ZM43 202H45V200H44ZM55 202H56V200H54V203H55ZM214 202H215V201H214ZM214 202H213V203H214ZM234 202H235V201H234ZM248 202L246 201L245 204H249ZM260 202H262V201H260ZM263 202H264V201H263ZM263 202H262V204H263ZM2 203H3V202H2ZM12 203L14 204V201H12ZM18 203H19V202H18ZM23 203H24V202H23ZM30 203H31V202H30ZM39 203H40V202H39ZM50 203H51V202H50ZM52 203H53V201H52ZM52 203H51V206H52ZM54 203H53V205H54ZM63 203H64V201H63ZM63 203H62V204H63ZM67 203H69V202H67ZM85 203H86V201H85ZM85 203L83 202L80 206H77V207H76L75 205H73L72 203H71V204L73 205V207L75 206V208H82V207H84V206L86 205ZM143 203H144V202H143ZM152 203H153V202H152ZM152 203H151V204H152ZM209 203L212 204V202H209ZM16 204H17V203H16ZM24 204H25V203H24ZM37 204H38V203H37ZM40 204H41V203H40ZM47 204H48V202H47ZM71 204H70V206H71ZM74 204H75V203H74ZM77 204L79 205L78 202H77ZM77 204H76V205H77ZM151 204H150V205H151ZM221 204H222V203H221ZM224 204H225V203H224ZM250 204H251L252 207H253L252 202H251ZM262 204H261V205H262ZM3 205H4V204H3ZM3 205H2V209H1V211H3V208H4ZM8 205H9V204H8ZM49 205H50V204H49ZM64 205H65V204H64ZM66 205H67V204H66ZM142 205H143V204H142ZM148 205H149V202H148V204H146V206H148ZM214 205L217 206L218 204L215 203ZM214 205H212V206L214 207ZM219 205H220V204H219ZM219 205H218V208H220ZM222 205H223V204H222ZM222 205H220L222 208H223V206H226V205H223V206H222ZM240 205H241V204H240ZM261 205H260V206H259V204L257 205V206H259L258 209L262 207ZM0 206H1V205H0ZM18 206H19V205H18ZM18 206H17V207H18ZM33 206H34V205H33ZM36 206H37V205H36ZM70 206H69V207H70ZM143 206H145V205H143ZM143 206H142V207H143ZM151 206H152V205H151ZM238 206H239V205H238ZM238 206H237V207H238ZM263 206H264V205H263ZM14 207H15V206H14ZM25 207H27V206H25ZM44 207H45V206H44ZM56 207H57V206H56ZM58 207H59V206H58ZM73 207H71V208H73ZM210 207H211V206H210ZM213 207H212V209H213ZM244 207H245V206H244ZM248 207L250 208L251 206L248 205ZM15 208H16V207H15ZM23 208H24V207H23ZM28 208H29V207H28ZM28 208H26V210H28ZM39 208H40V207H39ZM51 208H52V207H51ZM51 208H50V209H51ZM53 208H54V207H53ZM62 208H63V207H62ZM147 208H148V207H146V209H147ZM151 208H152V207H151ZM215 208H217V207H215ZM224 208H227V207H224ZM239 208H240V207H239ZM246 208H247V207H246ZM262 208L264 209V207H262ZM262 208H261V209H262ZM5 209H6V208H5ZM7 209H8V208H7ZM12 209H13V208H12ZM19 209H20V208H19ZM35 209H36V208H35ZM47 209H48V208H47ZM57 209H59V208H57ZM67 209H68V208H67ZM141 209H142V208H141ZM141 209H140V212L143 210V209H142V210H141ZM263 209H262V210H263ZM14 210H17V209H14ZM20 210H21V209H20ZM20 210H19V211H20ZM26 210H25V211H26ZM29 210H30V209H29ZM44 210H45V209H44ZM52 210H53V209H52ZM147 210H148V209H147ZM215 210L217 211V209H215ZM215 210H214V212H216ZM236 210H237V209H236ZM250 210H251V208H250ZM252 210H253V208H252ZM256 210H257V209H256ZM262 210H261V211H262ZM11 211H12V210H11ZM21 211H22V210H21ZM40 211H42V210H40ZM54 211H55V210H54ZM220 211H221V210H220ZM238 211H239V209H238ZM240 211H241V212L243 211L242 207H241V210H240ZM4 212H5V211H4ZM7 212H8V211L6 210L5 213H7ZM9 212H10V211H9ZM30 212H31V211H30ZM33 212H34V210H33ZM38 212H39V211H38ZM43 212H44V211H42V213H43ZM50 212H51V211H50ZM143 212L145 213L146 211L143 210V211L141 212V214H142ZM149 212H150V209H149ZM149 212H148V214H149ZM241 212H240V214H239L240 216H241ZM243 212H244V211H243ZM243 212H242V214L245 213V212H244V213H243ZM254 212H255V214H256V211H255V210H254ZM257 212H258V211H257ZM259 212H260V210H259ZM262 212H263V211H262ZM262 212H261V213H262ZM15 213H17V212L15 211ZM24 213H26V212H24ZM24 213H23V214H24ZM27 213L29 214V212H27ZM34 213H35V212H34ZM48 213H49V212H48ZM58 213H59V212H58ZM217 213H218V212H217ZM261 213H259V214H261ZM1 214H3V212H2ZM8 214H9V213H8ZM17 214H19V212H18ZM31 214H32V213H31ZM31 214H29V215H31ZM36 214H37V213H36ZM38 214H39V213H38ZM53 214H54V213H53ZM226 214H227V213H226ZM249 214H250V213H249ZM255 214H254V215H255ZM257 214H258V213H257ZM257 214H256V216H257L258 219H259V214H258V215H257ZM9 215H10V214H9ZM20 215L23 216L21 213H20ZM26 215H27V214H26ZM26 215L24 214V217H25ZM47 215H49V214H47ZM47 215H45V216H47ZM237 215H238V214H237ZM250 215H251V214H250ZM261 215H262V214H261ZM263 215H264V214H263ZM13 216H14V215H13ZM16 216H17V215H16ZM16 216H15V217H16ZM37 216H38V215H37ZM57 216H58V215H57ZM141 216L144 217L143 215H141ZM146 216H147V215H146ZM229 216H230V215H229ZM244 216H245V215H244ZM244 216L241 217L242 220H243V218L245 219ZM251 216H252V215H251ZM251 216H250V217H251ZM15 217H13V219H12V218H10V219L13 220V221H15V220H14ZM28 217H30V216H28ZM35 217H36V216H35ZM39 217H40V216H39ZM42 217H43V216H42ZM48 217H49V216H48ZM55 217H56V216H55ZM55 217H54V218H55ZM59 217H60V216H59ZM142 217H140V218H142ZM230 217H231V216H230ZM262 217H263V216H262ZM1 218H2V217H1ZM36 218H37V217H36ZM40 218H41V217H40ZM50 218H51V216H50ZM54 218H52V219H54ZM56 218H57V217H56ZM56 218H55V219H56ZM223 218H225V217L223 216ZM232 218H234V217H232ZM251 218H252V217H251ZM253 218H254V217H253ZM5 219H7V217H6ZM5 219H4V220H5ZM22 219H24V218H22ZM28 219H29V218H28ZM30 219H31V217H30ZM144 219H146V218H144ZM227 219H228V218H227ZM230 219H231V218H230ZM230 219H228V220H230ZM255 219L257 220L256 217H255ZM261 219H262V218H261ZM261 219H260V220H261ZM263 219H264V218H263ZM11 220H10V222H9V221H7V222L11 223V222H12ZM33 220H34V219H32V221H33ZM35 220H36V219H35ZM50 220H51V219H49V222H50ZM141 220L143 221V219H141ZM242 220H241V221H242ZM246 220L248 221L247 218H246ZM249 220H250V219H249ZM260 220H258V221H259L260 223H262L263 221H262V220L260 221ZM16 221H17V219H16ZM19 221L22 222L21 220H19ZM19 221H18V222H19ZM46 221H47V220H45V218H44V222H45V223H46ZM53 221H54V220H53ZM225 221H226V220H225ZM239 221H240V217H238V222H239ZM243 221H244V220H243ZM251 221H252V220H250V222H251ZM1 222H2V221H1ZM7 222H5V223H7ZM20 222H19V223H20ZM25 222H26V221H25ZM27 222H28V220H27ZM27 222H26V223H27ZM34 222H36V221H34ZM42 222H43V220H42ZM235 222H236V221H235ZM245 222H246V221H245ZM245 222H242V223L244 224ZM253 222H254V221H253ZM9 223H7V224H9ZM14 223H15V222H14ZM19 223H17V224L19 225ZM23 223H24V222H23ZM28 223H29V222H28ZM32 223H33V222H32ZM36 223L38 224V222H36ZM50 223H52V222H50ZM248 223H249V222H248ZM256 223H258V222L256 221ZM48 224H49V223H48ZM254 224H255V222H254L253 224L251 223V224H249V225L251 226V225H254ZM263 224H264V223H263ZM263 224H261V226H259V227H261V229H258L257 231H259V230H260V231H261V230L264 231V230H263L264 227L262 226ZM0 225H1V224H0ZM10 225H11V224H9V227H11ZM22 225H23V224H22ZM24 225H25V224H24ZM33 225H34V224H33ZM51 225H52V224H51ZM244 225H245V224H244ZM246 225L248 226L247 223H246ZM6 226H7V225H6ZM12 226H13V225H12ZM16 226H17V225H15V227H16ZM25 226H26V225H25ZM2 227H3V226H2ZM20 227H21V226H20ZM37 227H38V226H37ZM37 227H36V228H37ZM51 227H53V225H52ZM51 227H50V228H51ZM248 227H249V226H248ZM251 227H252V226H251ZM251 227H250V229H251ZM262 227H263V229H262ZM4 228H6V227H4ZM4 228H3V229H4ZM12 228H13V227H12ZM12 228H11L10 230H12ZM17 228H18V227H17ZM21 228H22V227H21ZM21 228H20V229H21ZM253 228L255 229V228H258V227H257V225H256V227L254 226ZM6 229H8V228H6ZM26 229H27V228H26ZM30 229H31V228H30ZM37 230H40V229H37ZM255 230H256V229H255ZM7 231H9V230H7ZM19 231H20V230H19ZM33 231H34V230H33ZM33 231H32V232H33ZM240 231H242V229H241ZM240 231H239V232H240ZM25 232H26V231H25ZM30 232H31V231H30ZM239 232H238V233H239ZM5 233H6V232H5ZM10 233H11V231H10ZM12 233H13V232H12ZM29 234H30V233H28V235H29ZM32 235H33V234H32ZM249 235L253 236V234H250V233H249ZM3 236H4V235H3ZM7 236H8V235H7ZM238 236H239V235H238ZM4 237H5V236H4ZM10 237H11V234H10ZM14 237H15V236H14ZM259 237H260V235H259ZM1 238H2V237H1ZM1 238H0V240H2ZM257 238H258V237H257ZM68 243H69V242H68ZM62 244H65V243H62ZM68 246H69V245H68ZM71 247L73 248L72 245H71ZM71 247H70V248H71ZM73 249H74V248H73ZM80 249H81V248H80ZM82 249H83V248H82ZM76 250H77V249H76ZM69 251H70V250H69ZM72 251H73V250H72ZM74 251H75V250H74ZM78 251H79V250H78ZM76 252H77V251H76ZM85 252H86V251H85ZM85 252H84V253H85ZM0 253H1V252H0ZM79 253H80V252H79ZM79 253H78V254H79ZM81 253H82V251H81ZM51 254H52V253H51ZM51 254H50V255H51ZM54 254H55V253H54ZM74 254H75V253H74ZM87 254H88V253H87ZM0 255H2V254H0ZM72 255H73V253H72ZM80 255H81V254H80ZM80 255H76V256H80ZM88 255H90V253H89ZM53 256H54V255H53ZM58 256H59V254H58ZM66 256H68V254H67ZM70 256H71V255H70ZM82 256H83V255H82ZM91 256H92V255H90V258L92 259ZM71 257H72V256H71ZM84 257H85V256H84ZM86 257H87V256H86ZM0 258H1V257H0ZM7 258L9 259V257H7ZM7 258H6V259H7ZM68 258H69V257H68ZM68 258H66V259H68ZM73 258H74V257H73ZM82 258H83V257H82ZM1 259H2V258H1ZM1 259H0V260H1ZM16 259H17V258H16ZM57 259H58V258H57ZM66 259H65V260H66ZM70 259H71V258H70ZM84 259H86V258H84ZM11 260H12V259H11ZM71 260H72V259H71ZM80 260H83V259H80ZM80 260H76L77 263H76L74 260H72V261H70V263L72 262V264H73V261H74V262H75L74 264H81V263H80V262H81ZM93 260H94V258H93ZM8 261H9V264H10V260H8ZM13 261H14V260H13ZM66 261H68V260H66ZM79 261H80V262H79ZM88 261H90V260L88 259L86 264H88ZM78 262H79V263H78ZM85 262H86V261H84L83 263H85ZM83 263H82V264H83ZM68 264H69V262H68ZM89 264H92V262L90 261Z\"/></svg>",
  "mask_w": 264,
  "mask_h": 264
},
{
  "label": "clouds",
  "instance_id": "clouds-1",
  "mask_svg": "<svg viewBox=\"0 0 264 264\" xmlns=\"http://www.w3.org/2000/svg\"><path fill=\"white\" fill-rule=\"evenodd\" d=\"M79 7L65 6L69 12ZM246 11L264 28V0L246 5ZM220 85L226 131L238 147L264 159V35L251 29L237 35ZM69 241L95 257L92 264H150L156 255L147 243L138 205L102 187L84 207L67 209L50 230L41 229L31 238L5 236L0 252L16 257L12 264H49L45 256ZM182 255L185 264H197L201 253L188 246Z\"/></svg>",
  "mask_w": 264,
  "mask_h": 264
}]
</instances>
